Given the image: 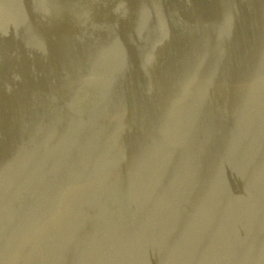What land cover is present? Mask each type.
<instances>
[{
	"label": "rangeland",
	"instance_id": "rangeland-1",
	"mask_svg": "<svg viewBox=\"0 0 264 264\" xmlns=\"http://www.w3.org/2000/svg\"><path fill=\"white\" fill-rule=\"evenodd\" d=\"M8 3H7V2ZM19 1V2H18ZM29 1V2H28ZM31 0H0V51H2V53H0V78H2L3 76V81L0 79V102H1V98L5 99L6 101L3 103V104H0V110L3 108L4 110H2V114H1V111H0V118H2V116L4 118L0 119L1 122H0V137L1 136H4L1 137L2 139H0V176H2V173H3V176L4 177H0L1 180L6 183V184H3V182L0 180V190L2 192H0V236L4 239H1L0 237V264H82L84 261L83 264H154L155 262H157L156 264H242V262L244 264H264V260L261 261L262 258H264V203L262 205V202H264V21H263V16H264V12L262 13L261 11H264V0L263 1H260V0H252L253 2H251L250 0H243V3H241L242 0H225V1H220V0H194L195 2L193 3V0H192V3L195 5L191 6L192 3L189 2L190 0H178V2L176 0H139V1H136V0H130L127 2V4H129L128 8L126 5H123L121 4L120 2H115V6L113 5V7L109 6V10H112V11H108V12H111V13H108L107 12V8L104 9L101 5V2L100 1H103V0H32V2L35 4L33 5V3L30 2ZM40 1V2H39ZM41 1H44V3L42 2V5L41 4ZM53 1V2H52ZM166 1V5L164 4ZM173 1H176L174 2L175 4L177 3V6L173 4ZM212 1V3L210 2ZM220 3H219V2ZM240 1V2H239ZM251 4H250V2ZM6 2V5L7 7H4V4ZM11 2V3H10ZM29 5H28V3ZM49 4H47V3ZM99 2V3H97ZM139 2V3H138ZM145 2V3H144ZM153 2V4H152ZM158 3V4H155ZM207 2H210L208 3L207 5ZM213 2L215 4H213ZM222 2V3H221ZM225 4H224V3ZM230 2V3H229ZM238 2V4L236 3ZM260 4H259V3ZM262 2V3H261ZM24 3V4H23ZM26 3V4H25ZM51 3V4H50ZM89 5H88V4ZM138 3V4H137ZM148 3V4H147ZM191 3V4H190ZM206 3V4H205ZM234 3V4H232ZM246 3V4H245ZM257 3V4H256ZM16 4V5H15ZM22 4V5H20ZM95 4V6H94ZM98 4V5H97ZM136 4V5H135ZM140 4V5H139ZM170 4V5H169ZM181 4V5H180ZM186 4H189L190 6H187ZM197 4V5H196ZM200 4V5H199ZM205 4V5H204ZM210 4V5H209ZM213 4V5H212ZM236 4V5H235ZM247 4H249L248 6L249 7H246ZM255 4L254 7H252L253 5ZM10 5V6H9ZM14 5V6H13ZM21 7H19V6ZM27 7H25V6ZM31 5V6H30ZM42 5V7H41ZM86 5V9L84 8V6ZM91 5V6H90ZM135 5V6H134ZM142 5V6H141ZM146 7H145V6ZM168 5L170 8H168ZM173 5V6H172ZM184 5H186L187 7H190L189 8V12H184V10H188V8L186 7H183ZM202 5H203V8L204 6H206V8H204L202 10ZM219 5H220V8H219ZM224 5V6H223ZM240 5H243V8L242 6ZM246 5V6H245ZM258 5V6H257ZM3 6V7H1ZM53 6V7H52ZM100 6V7H99ZM142 9L144 8L145 10L142 9V11H146L145 13H147V17L146 14L145 16L142 15L144 14V12H141V10H139V7ZM164 6V8H163ZM176 6V7H174ZM197 6V7H196ZM198 6H201L200 8H198ZM209 6V9L208 7ZM223 6V7H222ZM228 6V7H227ZM233 6L232 10H231V7ZM236 6V7H235ZM11 7V9H9ZM14 7H16L14 9ZM19 7V8H17ZM39 7V8H38ZM44 7H48V8H44ZM52 7V8H51ZM105 7V6H104ZM136 9H135V8ZM157 7V8H156ZM161 7V8H159ZM168 8L169 10L167 11ZM174 8L175 11H178V12H175L174 13V9H172L171 13H170V9L171 8ZM183 8L181 10H178L179 8ZM197 8V9H194V8ZM212 7V8H211ZM222 7V8H221ZM224 7H226L224 10V14L222 13ZM236 9H235V8ZM238 7V8H237ZM244 10H242V8ZM257 7V8H256ZM261 7V8H260ZM5 8V9H4ZM37 8V11L36 9ZM43 8V9H41ZM98 8V9H97ZM103 8V9H102ZM132 8H134V11L131 10ZM147 8V10H146ZM178 8V9H177ZM229 8V9H228ZM249 8V11L247 10ZM255 8V9H254ZM28 11H27V10ZM50 9V12L55 13V15H58L57 19H58V22H57V19L55 21L56 24L54 25H51L49 24V17L45 18L44 19V15H48L50 12L49 10ZM128 9V10H127ZM163 9V10H162ZM219 9V10H218ZM227 9V11H226ZM239 9V10H238ZM243 12H241V10ZM252 9V10H250ZM258 9V16L256 15L257 11H254ZM261 9V10H259ZM18 10L20 12H18ZM30 10V11H29ZM46 10V11H45ZM53 10V11H52ZM99 10H103V11H99ZM122 10V15L120 17V12ZM165 10V11H164ZM185 10V11H186ZM193 10V11H192ZM197 12H196V11ZM238 11V13H235V11ZM5 11V12H4ZM9 11V13H8ZM11 11L13 13H11ZM17 11V12H16ZM26 11V12H25ZM34 11V12H33ZM40 11L42 12V16L40 17L39 20H42L43 21V25L36 21L38 19V17L40 16ZM45 11V12H44ZM99 14H98V12ZM107 12L105 13L104 15V12ZM151 11V12H149ZM156 11V12H154ZM163 11V12H161ZM183 11V12H182ZM199 11V13H198ZM232 11V12H231ZM240 11V12H239ZM246 11L250 12V14ZM260 11V12H259ZM2 12V13H1ZM7 12V13H6ZM15 12V13H14ZM30 12V13H28ZM85 12V14H83ZM97 12V13H96ZM125 12V13H123ZM127 12V13H126ZM129 12V13H128ZM130 12H133L131 15ZM159 14H158V13ZM169 12V13H168ZM179 12H182V15H181V18L180 17H177V16H180V13ZM206 12V13H205ZM210 12V13H209ZM213 12V13H212ZM219 12V15L217 16ZM221 12V13H220ZM245 12V13H244ZM254 12V13H253ZM19 13L23 14V15H20ZM62 13V14H61ZM69 13V14H68ZM93 13L95 14V16H93ZM114 14L112 16V18H109L111 17L110 14ZM149 13V15H148ZM151 13V15H150ZM164 15H163V14ZM167 13V14H166ZM176 14L175 16L176 17H173L174 14ZM186 15H184V14ZM187 13V14H186ZM188 13H189V16H188ZM195 15H194V14ZM200 13H202L200 15ZM215 13V14H214ZM234 13V15L232 14ZM242 13V14H240ZM262 13V14H260ZM9 14V15H8ZM29 14V16H28ZM32 14V15H30ZM34 14V15H33ZM38 14V16H37ZM51 13L49 15H52ZM97 14L99 16H97ZM103 14V15H102ZM109 17H107V15ZM119 16H118V15ZM136 14V15H135ZM161 14V15H160ZM169 14V15H168ZM198 14V15H197ZM206 14V15H204ZM226 14V15H225ZM230 14V15H229ZM232 14V15H231ZM249 15V17L247 18V15ZM15 16V19H14V16ZM17 15H19V17L17 18ZM61 15V17H60ZM68 15V16H67ZM92 15V16H91ZM128 15V17H127ZM156 15H159V16H156ZM163 15V16H162ZM173 15V16H172ZM204 18H201L199 16H202ZM225 15V16H224ZM229 15V16H227ZM237 15H240V16H237ZM244 15L246 17H244ZM253 15V16H252ZM255 15V16H254ZM263 15V16H262ZM10 16V17H9ZM13 16V17H12ZM31 16V18H29ZM36 16V18H35ZM73 17L72 19H75L73 20V25L75 26V29L74 31L71 29L69 30L67 28V24L68 26H70V17L69 18H65V17ZM83 16V18H82ZM86 16V17H85ZM92 18H90V17ZM97 16V17H96ZM101 16V17H100ZM106 16V17H105ZM118 16V17H117ZM134 16H135V19H134ZM142 16V17H141ZM162 16V17H161ZM167 16V18H166ZM234 16V17H233ZM257 18L260 16V18ZM262 16V18H261ZM11 18L10 20L7 21V19ZM21 17L23 18L21 20ZM27 20H25L26 18ZM35 19H34V18ZM61 19H60V18ZM95 17V18H94ZM100 17V18H98ZM103 17V18H102ZM105 17V18H104ZM122 17L124 19H122ZM137 17V18H136ZM151 20H150V18ZM159 17V18H158ZM169 17H172L173 19H177V21L174 22V24H172V19L169 18ZM185 17V18H184ZM188 17V19L186 18ZM209 19H207V18ZM221 17V18H220ZM236 19H233L235 18ZM65 18V19H64ZM97 18V20H96ZM106 18L108 19L106 22ZM120 18V19H118ZM127 18V20H126ZM130 18V19H128ZM145 20H144V19ZM148 18V21H146ZM153 18V19H152ZM156 20L157 18V21ZM165 18V19H164ZM180 18V19H179ZM184 18V20H183ZM193 20V22H191L190 20ZM226 21H223L221 19H223ZM228 18V19H226ZM232 18V19H230ZM240 18V20H238ZM245 18V19H244ZM255 18V21L253 20ZM16 19H19V20H16ZM78 19V20H77ZM92 19V20H91ZM96 21H94V20ZM101 19V20H100ZM118 19V21L116 20ZM122 19V20H121ZM137 19L139 20L137 22ZM161 19V20H159ZM168 19V20H167ZM171 19V20H170ZM187 19V20H186ZM197 19L199 20L200 23H198ZM201 19V20H200ZM203 19H204V23H205V27L204 26V23H203ZM217 19V20H215ZM229 19H230V22L233 23L231 24L229 22ZM249 19V20H247ZM251 19V20H250ZM4 22H3V21ZM6 20V22H5ZM14 20L15 22L17 23H14ZM34 20V21H33ZM63 20V21H62ZM68 22H66V21ZM116 20V21H114ZM121 20V21H120ZM134 20V21H133ZM136 20V21H135ZM144 20V22H143ZM171 21L170 23L167 22V21ZM244 20V21H243ZM253 20V21H252ZM22 21V22H21ZM78 22L75 23V22ZM98 21H100L98 23ZM106 24H104L105 22ZM110 21H113L115 24L117 23L116 28L111 24L113 22H110ZM126 21H129L130 24L128 25L129 22H126ZM152 21V22H151ZM166 21V22H165ZM196 21V22H195ZM210 21V22H209ZM220 23L219 24H216L217 22ZM240 21V22H239ZM251 21V22H249ZM263 21V22H262ZM10 22H13V25L12 23ZM60 22H63V23H60ZM123 22V24L125 25L126 24V27H129V31L128 29L126 30V27L124 25H122L121 23ZM135 24H134V23ZM164 22V23H163ZM207 22V23H206ZM212 22V23H211ZM215 22V24H214ZM229 22V23H227ZM238 22V24L236 23ZM244 22V23H243ZM247 22H249L247 25H245ZM254 22V24H253ZM256 22V23H255ZM4 23V25H3ZM8 23V24H6ZM20 23V24H19ZM36 23V24H35ZM59 23V24H58ZM83 23L85 25H83ZM90 23V24H89ZM98 23V24H97ZM110 25H108V24ZM113 23V24H114ZM120 23V24H119ZM133 23V24H131ZM140 25H139V24ZM143 23H146L147 26H142V25H145ZM159 23L163 24L165 27H163V25H160ZM166 23V25H165ZM189 23V24H187ZM243 23V24H241ZM260 23V24H258ZM26 24H29L26 25ZM34 24V25H33ZM58 24V25H57ZM108 25L109 27H112V29L110 28V30L108 31L109 27L106 26V31L105 29L102 31V32H99L101 31V27L102 25ZM138 24V25H137ZM150 24V25H148ZM151 24H152V27H151ZM194 24V25H193ZM198 27H196V25ZM200 24V25H199ZM209 24H213L210 25ZM223 24V25H222ZM234 24V25H233ZM19 25V26H18ZM23 25V26H22ZM38 25V26H37ZM56 25V26H55ZM119 25V26H118ZM133 25V26H131ZM136 25V26H135ZM156 26L154 28V26ZM175 25V26H174ZM186 25V26H184ZM190 25V26H189ZM209 25V26H208ZM219 25V26H218ZM228 25V27H226ZM233 25V26H232ZM237 25V26H236ZM250 25V26H249ZM2 26H4L2 28ZM15 26H18V27H15ZM23 29H21L22 27ZM32 26L34 28H32ZM37 26V27H35ZM58 26V28H57ZM64 26V27H63ZM92 26V27H91ZM121 26H123V29L121 30ZM137 27L138 29L134 28ZM150 26V27H149ZM166 26H169L167 27L166 29ZM173 26V27H172ZM215 26V27H214ZM225 26V27H224ZM230 26V28H229ZM238 28H236V27ZM243 28H242V27ZM248 26V29L246 28ZM259 26V27H258ZM12 27V29H11ZM19 27H21L19 29ZM27 27V29H26ZM38 27H42V28H39ZM51 27H54V28H51ZM66 27V28H65ZM77 27V28H76ZM85 27H86V30H85ZM90 29H89V28ZM113 27L115 28V30L113 29ZM119 27V28H117ZM133 27V28H132ZM141 27V28H140ZM145 27V28H144ZM149 27V28H147ZM161 27V28H160ZM177 29L178 33L176 34L175 32V28ZM181 27V28H180ZM185 27V28H184ZM192 27H196V28H193L192 31L189 30L191 29ZM210 27V28H209ZM218 27V28H217ZM222 29H221V28ZM233 27V28H232ZM262 27V28H261ZM7 30H5V29ZM25 28V29H24ZM35 29V30H32V29ZM45 28V29H44ZM49 28V29H56V30H59L61 31V35H56L55 33H52L53 37L50 38V36L46 35V29ZM71 28V27H69ZM84 28V29H83ZM91 28L92 30L94 31H91ZM140 28V29H139ZM165 28V29H164ZM170 28H171V31H170ZM184 30H181L183 29ZM200 30H196V29H199ZM202 28V29H201ZM232 28V29H231ZM236 28V29H235ZM251 28H253L251 30ZM260 28V30L258 31V29ZM5 31H4V30ZM9 29H11L9 31ZM45 30L44 31V34L40 31ZM67 29V30H66ZM79 29V31L77 30ZM88 29V30H87ZM133 29V30H132ZM135 29L137 31H135ZM155 29V31L153 30ZM175 29V30H174ZM216 29V30H215ZM225 29L227 30V32L225 31ZM247 29V33L243 30ZM3 30V32H2ZM25 30L24 33H22L23 31ZM37 30V32H36ZM118 30V31H116ZM125 30V31H124ZM139 30V31H138ZM149 30L150 31V36L148 37V33H149ZM186 30V32H185ZM187 30H189V32H187ZM209 30V31H208ZM212 30V31H211ZM220 30V31H219ZM224 30V31H223ZM229 30V31H228ZM236 30H238L236 32ZM249 30V31H248ZM255 30V31H254ZM14 33H11L13 32ZM17 31V32H16ZM21 31V32H20ZM72 31V32H71ZM88 31V32H87ZM90 31V32H89ZM105 31V32H104ZM112 31V34H109L111 33ZM113 31H115L117 34L119 33H122L123 31L125 33H122V35L118 34L116 35V33H114ZM128 31V35H125L126 37V41L125 39L123 38L124 34H127ZM135 31V32H134ZM167 31V32H166ZM200 31V32H199ZM202 31V32H201ZM206 31V32H205ZM211 31V33H210ZM242 33H241V32ZM16 32V34H15ZM40 32L41 34H35V33H38ZM73 32L76 34H73ZM77 32V33H76ZM81 32L83 34V36L81 35ZM104 32V33H103ZM134 32V34H132ZM145 32V33H144ZM148 32V33H147ZM160 32V33H159ZM172 32V34H171ZM174 32V33H173ZM194 32V33H193ZM204 32V33H203ZM208 32V33H207ZM219 32V33H218ZM224 32V34H223ZM240 32V33H239ZM250 32V33H249ZM255 32V33H254ZM257 32V33H256ZM262 34H261V33ZM20 33V35H19ZM22 33V34H21ZM89 35V33L91 35H86V34ZM93 33V34H92ZM110 36H107V34ZM137 33V34H136ZM159 33V35H158ZM189 33V34H188ZM207 33V34H205ZM238 33V35L236 34ZM246 33V35H245ZM249 33V34H248ZM253 33V35H252ZM260 33V34H259ZM9 35V36H5V35ZM33 34V35H32ZM43 34V36H42ZM115 34V36H114ZM144 34V35H143ZM155 36H154V35ZM161 34V35H160ZM164 34V36H163ZM176 34V35H174ZM198 34L201 36V39H200V36H198ZM212 34H216L215 36H212ZM223 34V36H222ZM254 34L256 36H254ZM30 35V36H29ZM38 35V36H37ZM100 36L99 38L96 37V36ZM103 37H102V36ZM108 37V41L109 43L107 42V39H103V38H106L105 37ZM159 37H157V36ZM171 35H174L171 37ZM196 35L198 37H196ZM206 35V37H205ZM230 35V36H229ZM259 35H262V36H259ZM13 36V37H11ZM15 36V37H14ZM19 36V37H17ZM22 36V37H21ZM23 36H26L23 37ZM28 36V37H27ZM34 36V37H32ZM43 39H42V37ZM86 36V37H84ZM93 41L90 40L91 38H93ZM114 36V37H112ZM119 36V37H118ZM134 36V37H133ZM151 36L153 38H151ZM163 36V37H162ZM190 36V37H189ZM222 36V37H221ZM225 36V37H224ZM227 36V37H226ZM229 36V38H228ZM232 36V37H231ZM243 36V37H242ZM249 36V37H248ZM257 40H256V37H258ZM30 37V39H29ZM38 39L35 40L34 42V39ZM58 37V38H57ZM60 37V38H59ZM68 37V38H67ZM75 37V38H73ZM80 37V38H79ZM95 37L97 38V41L99 42H96V39ZM102 37V38H101ZM122 37V40L121 43L123 42V45H121V43L119 41H117L116 38H118V40H120ZM161 37V38H160ZM167 37H169L167 39ZM180 39H177L179 38ZM189 37V38H188ZM205 39H204V38ZM212 37V38H211ZM224 37V38H223ZM255 37V38H254ZM7 38L9 41H7ZM17 40L20 38V40ZM25 38V39H24ZM41 38V39H39ZM71 38V39H69ZM83 38V40L81 39ZM120 38V39H119ZM127 38L129 40H127ZM150 38V39H149ZM165 38H166V42H165ZM195 38V39H194ZM204 40H203V39ZM210 38V39H209ZM219 38V39H218ZM222 38V39H220ZM251 38V39H249ZM254 38V39H253ZM48 39V40H47ZM55 39H59V40H56V43H54ZM62 39V41H61ZM78 39V40H77ZM85 39V40H84ZM112 39L114 41H112ZM116 39V40H115ZM140 39H141V42L144 41L143 43L140 42ZM143 39V40H142ZM149 39V40H148ZM162 41H161V40ZM164 39V40H163ZM175 39H177L175 41ZM214 41H213V40ZM224 39H226L227 41L224 42ZM228 39H232V41H235V42H230V40ZM236 39V40H235ZM239 39V40H237ZM244 39V40H242ZM248 39V40H247ZM259 39V40H258ZM28 41L27 45L29 46H26V42L22 43V41ZM43 40V42H42ZM67 41L68 43H66L65 41ZM103 40H105L106 43L103 44ZM139 40V41H138ZM148 43V46H146L147 42ZM153 40V42H152ZM160 40V41H158ZM170 40V41H169ZM173 40V42H172ZM180 41L177 43V41ZM185 40V42H184ZM188 40V41H186ZM190 40V41H189ZM193 40V41H191ZM199 40V41H197ZM202 40V41H201ZM208 40V42H207ZM210 40V41H209ZM212 40V41H211ZM216 40V41H215ZM252 40V42L250 41ZM253 40H255L256 42H254ZM4 41V42H3ZM11 41H12V44H11ZM14 41V42H13ZM20 42L19 44L16 43ZM46 41V43H45ZM51 41V42H50ZM60 41V43H59ZM71 41V43H69ZM76 41V42H75ZM78 41V42H77ZM80 41V42H79ZM112 41V42H110ZM130 41V42H129ZM135 41V42H134ZM151 41V42H150ZM155 41H158V42H155ZM168 41V42H167ZM195 41V42H194ZM201 41V44H203L204 46L202 47L201 44H199ZM238 41V42H237ZM244 41V43H243ZM250 43H249V42ZM262 43H260V42ZM263 41V42H262ZM2 42V43H1ZM8 42V44H7ZM51 44H50V43ZM62 42V43H61ZM87 42V43H86ZM90 42V43H89ZM94 42V45L93 43ZM114 42V43H113ZM120 46H123V48L125 47V49H122L120 47V49L118 48L119 47V44ZM140 42V43H139ZM176 45H175V43ZM189 42H193L195 43V46L193 45V47L191 48L190 44L192 43H189ZM203 42V43H202ZM205 42V43H204ZM216 42V44H215ZM224 42V43H223ZM254 42V43H253ZM34 43V44H33ZM36 43H40V44H36ZM44 43V44H43ZM53 43V45H52ZM74 45H73V44ZM81 46V47H79ZM128 43V44H127ZM137 43V44H135ZM154 43V44H153ZM159 43V44H158ZM164 43V44H162ZM167 43V44H166ZM180 45H177L179 44ZM197 43V44H196ZM207 43V44H206ZM211 43V44H210ZM222 43V44H221ZM230 43V44H229ZM234 43V44H233ZM247 43V44H245ZM1 44H4V45H1ZM25 44V45H24ZM36 44V45H35ZM65 44V45H64ZM72 44L71 47H75V48H68V46ZM76 44V46H75ZM86 44V46H84ZM89 44V45H88ZM109 44V45H108ZM118 44V45H117ZM125 44V45H124ZM134 44V47L131 46ZM169 44V45H168ZM171 44V45H170ZM199 44V46H198ZM239 44H240V47H239ZM259 44V45H258ZM9 45V46H8ZM34 47H33V46ZM45 45V46H44ZM60 45V46H59ZM62 45V46H61ZM97 45V46H96ZM104 45V46H103ZM107 46H111V48L109 49H106ZM112 45H117L116 46H112ZM137 45V46H135ZM143 45L146 46V48L148 47H152V48H145ZM155 45V47H154ZM160 45V46H159ZM173 45V47H172ZM175 45V46H174ZM183 45V47L180 49L179 47L177 46H180ZM214 45H215V48H214ZM218 45V46H217ZM243 45V46H242ZM246 45V46H244ZM258 45V47H257ZM263 45V46H262ZM2 46V47H1ZM3 46H4V49H3ZM10 48H8V47ZM15 46V47H14ZM22 46V47H21ZM25 46V47H23ZM38 48H36V47ZM42 48L40 50V48ZM43 46V47H41ZM52 46V47H51ZM83 46V48H82ZM97 48H96V47ZM105 47V48H101V47ZM144 48H143V47ZM160 48H158V47ZM172 48H171V47ZM197 46V47H196ZM202 48H201V47ZM228 46V47H227ZM235 46V47H233ZM249 46V47H247ZM260 46V47H259ZM262 46V48H261ZM14 47V48H13ZM19 47V48H17ZM29 47V48H28ZM33 47V48H32ZM48 47V48H47ZM63 47V48H62ZM79 47V48H77ZM89 47V48H88ZM100 47V49H99ZM114 47L118 48L119 50H116ZM133 47V48H131ZM157 47V48H156ZM168 48L167 52L166 49L163 50V48ZM195 47V48H194ZM211 47V49H210ZM218 47V49H216ZM226 49H225V48ZM239 47V49H244V50H239L237 49ZM19 50H17V49ZM47 48V49H46ZM65 48V49H64ZM93 48H96V49H93ZM113 48L115 50H113ZM128 48V49H126ZM130 48V49H129ZM199 48L202 50V51H198ZM209 48V49H208ZM214 48V49H213ZM221 48V51L219 50ZM223 48V49H222ZM232 48V49H230ZM259 48V50H258ZM2 49V50H1ZM10 49V50H9ZM11 49H14V50H11ZM22 49V50H21ZM29 49V50H28ZM32 51H31V50ZM33 49H34V52H33ZM51 49V50H50ZM61 49V50H60ZM64 49V50H63ZM69 49H71V51L69 52ZM82 49V50H80ZM85 49V50H84ZM91 49V50H90ZM92 49H93V52H92ZM106 49V50H105ZM137 49L136 53H135V50ZM160 49V50H159ZM228 49L229 52H228ZM257 49V50H256ZM21 50V51H20ZM26 50V52L24 51ZM38 50V51H37ZM40 50V51H39ZM49 50V51H48ZM54 50H60V51L57 53L55 52ZM76 50V51H75ZM84 50V51H83ZM89 50V52L87 51ZM96 50V51H95ZM105 50V51H103ZM111 50V51H110ZM125 52L122 53L123 56H125L123 58V56L120 54L122 51ZM127 50H130L129 52L131 53V55L129 56V52ZM139 50V51H138ZM143 50V51H142ZM146 50V51H145ZM149 50V51H148ZM186 50H188L186 52ZM216 50V51H214ZM218 50V52H217ZM225 50V52H224ZM245 50H246V54H245ZM8 52L5 53V52ZM11 51V52H10ZM13 51V52H12ZM31 51V52H30ZM36 51V52H35ZM53 51V52H52ZM69 52L68 55L66 52ZM73 51V52H72ZM79 51V53H78ZM81 51V52H80ZM114 51L116 53H114ZM120 51V53H118ZM152 51V52H151ZM158 51V52H157ZM164 51V53H163ZM172 53H171V52ZM195 51V52H194ZM206 51V52H204ZM227 51V52H226ZM234 51V52H233ZM239 51V52H238ZM243 51V52H242ZM248 51V52H247ZM259 51V52H258ZM7 55L5 57V54ZM24 52V53H23ZM39 52V53H37ZM45 52V55H43L42 53ZM51 52V53H49ZM84 52H87V53H84ZM103 52V53H102ZM139 52V54H137ZM197 52V53H196ZM198 52H202V55ZM221 52V53H220ZM233 52V53H232ZM235 52H238V55H235L234 53ZM256 52V53H255ZM20 53V54H19ZM27 53V54H26ZM32 53V54H31ZM49 54L47 56V54ZM56 55H55V54ZM72 53V56H70ZM82 53V54H81ZM96 53V54H95ZM99 53V55H98ZM128 53V54H127ZM134 53V54H133ZM144 53H148V54H145ZM169 53V54H167ZM184 53V54H182ZM192 53V54H191ZM194 53V54H193ZM210 53V54H209ZM211 53H212V56H211ZM214 53V54H213ZM218 53H220L218 55ZM225 53V54H223ZM232 53V55H231ZM244 55H242V54ZM260 53V54H259ZM19 54V55H17ZM24 54V55H23ZM28 56H26V55ZM30 54V55H29ZM38 54V58H37V55ZM41 54V55H40ZM53 54V55H52ZM86 54V55H84ZM101 54V55H100ZM151 54V55H150ZM155 54V55H154ZM159 54L163 55V56H158ZM182 54V55H181ZM186 54L187 57H186ZM197 54V55H196ZM204 54V55H203ZM209 56H208V55ZM237 54V53H236ZM253 56H252V55ZM257 54V55H256ZM259 54V55H258ZM4 55V56H3ZM9 55V57H8ZM59 55V56H57ZM65 55V56H64ZM74 55V56H73ZM76 55V56H75ZM81 56V57H78V56ZM135 55V56H134ZM141 55H143L141 57ZM149 55V57H148ZM154 55V56H152ZM185 57H182L184 56ZM193 55V56H191ZM200 55V56H199ZM208 57H207V56ZM20 56H22L20 58ZM33 56H36L33 57ZM42 56V57H41ZM51 56V57H50ZM133 59H132V57ZM140 56V58L138 57ZM156 56V57H155ZM196 56V58H195ZM204 56V58H202ZM215 58H214V57ZM227 56V58L225 57ZM232 56V57H231ZM239 56V58H238ZM243 56V57H242ZM255 56V57H254ZM258 56V57H257ZM12 57V58H11ZM32 57V58H31ZM45 57V58H44ZM48 57V58H47ZM55 57V58H54ZM59 57V58H57ZM62 57V58H61ZM77 57V58H76ZM128 57V58H127ZM130 57V59H129ZM144 57H147L144 59ZM160 57H162L161 59H159ZM181 57V58H180ZM206 57V58H205ZM221 57V58H220ZM242 57V58H240ZM8 60H6V59ZM28 58V59H27ZM52 60H51V59ZM67 58V60H65ZM76 58V59H75ZM82 58V59H81ZM85 58V60H84ZM88 58V59H87ZM127 60H126V59ZM137 58V61H135L134 59ZM151 58V59H149ZM157 58V59H156ZM184 58V60H183ZM186 58L188 59L186 61ZM198 58V59H197ZM200 58H202L203 60H201ZM209 61H208V59ZM224 58V60H223ZM10 59V61H9ZM18 59V60H17ZM39 59L41 61V63L39 62ZM42 59V60H41ZM47 59V60H46ZM74 59V62L72 61ZM124 59V61H123ZM140 59V61H139ZM143 59V60H142ZM182 59V60H180ZM195 59V60H194ZM197 59V60H196ZM218 59V60H217ZM222 59V60H221ZM228 59V60H227ZM233 59H236V60H233ZM241 59V60H239ZM249 59V60H247ZM14 60V62L12 63V61ZM21 60V61H20ZM27 60V61H25ZM30 60V63L29 61ZM49 60V61H48ZM51 60V61H50ZM54 60H56L54 62ZM59 60V61H57ZM94 60V61H93ZM99 60V62H98ZM111 60V61H110ZM112 60H115V61H112ZM131 62H130V61ZM146 60V61H145ZM159 60V61H158ZM164 60V61H163ZM171 60V61H170ZM180 60L182 63H180L179 61V64H177V62ZM199 60V61H198ZM261 60V61H259ZM23 61V62H22ZM46 61V63H45ZM86 61V62H85ZM109 61V62H107ZM121 61L122 64H121ZM129 61V62H128ZM139 61V62H138ZM145 61V62H144ZM165 65L166 64V61L168 62L166 64V66H164L161 62ZM176 63H174V62ZM186 61V62H184ZM204 61V62H202ZM207 61V63H206ZM212 61V62H211ZM215 61V62H214ZM223 61V62H222ZM225 61H226V64H225ZM256 61V62H255ZM5 62V63H4ZM21 62V63H20ZM27 63V66L30 65L31 67H27L25 66L26 63ZM44 62V63H42ZM49 62V63H48ZM64 64H63V63ZM71 64H70V63ZM92 62L94 63L92 65ZM135 62V63H134ZM173 62V63H171ZM190 62V63H189ZM194 62V63H193ZM199 62V63H197ZM202 62V63H201ZM237 62V63H236ZM238 62H240L238 64ZM247 62V63H246ZM254 63V64H251V67H250V64L249 63ZM261 65H260V63ZM11 63V64H9ZM16 63V64H15ZM18 63V64H17ZM32 63L34 64V67L32 65ZM62 63V64H60ZM67 63V64H66ZM73 63V64H72ZM88 63V64H86ZM100 63V64H99ZM103 63V65H102ZM112 63V64H111ZM119 63V64H118ZM128 65H127V64ZM137 63V64H136ZM144 63V64H143ZM151 63V64H150ZM192 63V64H191ZM222 63V64H221ZM230 63V64H229ZM236 63V64H235ZM255 63H257L255 65ZM5 64H6V67H5ZM9 64V65H7ZM14 64V65H13ZM23 66H21V65ZM40 66H39V65ZM49 64V65H48ZM76 66H75V65ZM79 64V65H77ZM96 64V65H95ZM98 64V66H97ZM125 64V65H124ZM140 64V65H139ZM143 66H142V65ZM157 64V65H156ZM161 66H160V65ZM173 64V67L170 66ZM189 64V65H188ZM198 64V65H197ZM228 64V65H227ZM232 64V65H231ZM259 64V65H258ZM19 65V66H18ZM42 65V66H41ZM46 65V66H44ZM52 65V66H50ZM57 67H56V66ZM59 65V67H58ZM74 65V67H73ZM82 65V66H81ZM102 65V66H100ZM121 65V66H120ZM124 65V67H123ZM130 65V66H129ZM132 65V66H131ZM139 67H138V66ZM153 65H155L153 67ZM159 65V66H158ZM167 65H169L170 67H168ZM176 65V66H175ZM180 65V67H179ZM202 67H201V66ZM222 65H226V66H222ZM247 65L249 67H247ZM4 66V67H3ZM16 66V67H14ZM71 66V67H70ZM78 66V68H77ZM103 66L105 67L103 69ZM116 66V68H115ZM149 66V67H148ZM195 66H197L196 68H194ZM201 68H199V67ZM204 66V67H203ZM206 66H208L206 68ZM211 66V68H209ZM219 66V67H218ZM246 66V67H245ZM259 66V67H258ZM12 67L14 70H12ZM20 67V68H19ZM25 67V68H24ZM38 67H41L38 68ZM44 69H43V68ZM54 67V68H52ZM83 67V69H81ZM87 67V70H85ZM90 67V68H89ZM112 67V68H111ZM130 67V68H129ZM137 69H136V68ZM141 67V68H140ZM162 67V68H160ZM167 67V69H165ZM225 68L227 70H224L222 69ZM263 67V69H262ZM10 68V69H9ZM16 68V70H15ZM18 68V69H17ZM22 68H24L22 70ZM28 68V70H27ZM32 68H36V69H32ZM47 68V69H46ZM51 68V71L49 70ZM56 68V69H55ZM70 70H68V69ZM100 68V69H99ZM107 68V69H106ZM115 68V69H114ZM153 68V69H152ZM158 68V69H157ZM172 68V69H170ZM180 68V69H178ZM184 68V69H183ZM209 68V70H208ZM221 68V69H220ZM232 68V69H231ZM251 68V69H250ZM254 68V69H253ZM261 70H260V69ZM40 69V70H39ZM81 69V70H80ZM95 69V70H94ZM111 69V70H110ZM123 71V72H119L118 71ZM122 69V70H120ZM130 69V70H129ZM139 69V70H138ZM157 69V70H156ZM171 70V74L169 73V71ZM175 69V70H174ZM182 69V70H181ZM186 69V70H185ZM199 69V70H198ZM212 69V70H211ZM217 70L219 71L217 73V71H214ZM239 69V70H237ZM3 70V71H2ZM20 70V71H19ZM24 71L26 73L22 74ZM26 70V71H25ZM31 70V71H30ZM37 70V71H36ZM42 70V71H41ZM44 70V71H43ZM49 72H48V71ZM64 70V71H63ZM67 70V71H65ZM75 70V71H74ZM80 70V71H79ZM83 70V72H82ZM102 70V71H101ZM108 70V71H107ZM114 70L116 72H114ZM146 70V71H145ZM159 70V72H158ZM173 70V71H172ZM196 70V71H195ZM206 70V71H205ZM221 70V71H220ZM234 70V71H233ZM243 70V71H242ZM245 70V71H244ZM5 71V72H4ZM12 71V73H11ZM19 72L20 74L18 73H15V72ZM30 73H29V72ZM32 71H35V72H32ZM38 71L41 73H38ZM47 71V72H46ZM61 71V72H60ZM93 71L95 73L96 71V74L100 75H94ZM107 73H105V72ZM113 71V73H112ZM118 71V72H117ZM140 71V73L138 72ZM163 73H161V72ZM166 71V72H165ZM177 71V73L175 72ZM181 71V72H179ZM186 71V72H185ZM199 71V72H198ZM201 71V72H200ZM205 71V72H204ZM212 71V72H211ZM247 71V72H246ZM249 71V72H248ZM261 71V72H260ZM10 72V74H9ZM28 72V73H27ZM46 72V73H45ZM52 72V73H51ZM54 72V74H53ZM58 72V73H57ZM74 72V73H73ZM78 72V73H77ZM87 72V73H86ZM89 72V74H88ZM101 72V73H100ZM103 72V73H102ZM142 72V73H141ZM186 74H184V73ZM193 72V74H192ZM242 74H241V73ZM244 72V73H243ZM36 73V74H35ZM48 73V75H47ZM51 73V74H50ZM60 73V74H59ZM68 73H71L70 75ZM73 73V74H72ZM77 73V75H76ZM105 73V75H104ZM116 73V74H114ZM124 73V74H123ZM128 73V74H127ZM139 73V74H138ZM167 73V75H166ZM169 73V74H168ZM179 75V76H176L175 75ZM191 75H190V74ZM204 73V75H203ZM212 73V74H211ZM215 73V74H214ZM263 73V74H262ZM8 76H6V75ZM12 74L14 77H12ZM15 74V75H14ZM21 75V76H18V75ZM32 74V75H31ZM34 74V75H33ZM38 74V75H37ZM50 74V75H49ZM57 74V75H56ZM81 74V75H80ZM126 74V75H125ZM143 74V75H142ZM152 74V75H151ZM158 74V76H157ZM174 74V75H173ZM182 74V75H181ZM207 74V75H206ZM225 74V75H224ZM238 74V75H237ZM245 74V75H244ZM250 74V75H249ZM41 77H40V76ZM44 75V76H43ZM59 75V76H58ZM61 75V76H60ZM79 75V76H78ZM90 75V76H88ZM124 75V76H123ZM128 75V76H127ZM161 75V76H160ZM165 75V76H164ZM195 75V76H193ZM201 75V76H200ZM206 75V76H205ZM213 75V76H212ZM228 75V77H226ZM235 75V76H234ZM4 76H6L4 78ZM18 76V77H17ZM23 76V77H22ZM27 76H28V79H31L26 81L27 80ZM29 76L31 78H29ZM39 76V77H37ZM48 76V77H47ZM66 76V77H64ZM75 76V77H74ZM83 76V77H82ZM94 78H93V77ZM123 76V77H122ZM127 76V77H126ZM137 76V78H136ZM151 76V77H150ZM160 76V77H159ZM170 76V78H168ZM210 76V77H209ZM215 76V77H214ZM221 76V77H220ZM224 76V77H222ZM246 76V78H245ZM10 77V78H9ZM17 77V78H16ZM47 77V79H53V80H50L48 81L47 79H45ZM50 77V78H49ZM54 77H57V78H54ZM63 77V78H62ZM72 77V78H71ZM78 77V78H77ZM80 77V78H79ZM82 77V78H81ZM106 77V78H105ZM112 77V79L110 78ZM115 77V78H114ZM140 77L141 80H140ZM155 77V79H153ZM158 77V79H157ZM177 77V78H175ZM179 77V78H178ZM184 77V78H183ZM208 77V78H207ZM213 77V78H212ZM226 77V78H225ZM230 77V78H229ZM239 77V80L236 79ZM260 77V78H259ZM263 77V79H261ZM8 78L9 80L11 79V81H15L14 84H11L10 82L11 81H8ZM23 80H22V79ZM59 78H62L61 80ZM70 78V79H69ZM76 78V79H75ZM86 78V80H85ZM96 78V80H94ZM100 78V79H99ZM104 78V79H103ZM110 78V79H109ZM135 78V79H134ZM144 78L145 81H142ZM165 78V79H164ZM186 78V79H185ZM194 78V79H192ZM235 78V79H234ZM245 78V79H244ZM13 79V80H12ZM17 79V80H16ZM26 79V80H25ZM37 79H38V83L40 81H43L41 83H39L37 86L34 87V85H36L35 82H37ZM57 79V81H56ZM64 79H66L65 81H63ZM79 79V80H78ZM89 79V80H88ZM98 79V80H97ZM102 79V80H101ZM114 79V80H113ZM118 79V80H117ZM160 79V80H159ZM163 79V80H162ZM171 79V80H170ZM173 79V80H172ZM192 79V80H191ZM214 79V80H213ZM217 79V80H216ZM224 79V80H223ZM233 79V80H232ZM250 79V80H249ZM257 79V80H256ZM260 79V80H259ZM40 80V81H39ZM75 80V81H74ZM77 80V81H76ZM82 80V81H81ZM101 80V81H100ZM110 80V81H109ZM113 82H112V81ZM116 80V82L114 83V81ZM149 80V82H147ZM167 80H168V83H167ZM177 83H176V81ZM181 80V81H180ZM187 80V82L185 81ZM219 80V81H218ZM228 80V82H227ZM231 80V82H229ZM4 81L6 83H4ZM21 81V83L19 82ZM24 81V82H23ZM30 81V82H29ZM35 81V82H33ZM46 81H48L47 83H50L47 85ZM54 81V82H53ZM61 82V83H57L56 82ZM73 81V83H72ZM84 81V82H83ZM105 81V82H103ZM110 83H108V82ZM140 82V84L138 85V83ZM152 81V83H150ZM163 81V82H162ZM213 81V82H211ZM235 81V82H234ZM9 82V83H7ZM12 82V83H13ZM17 82V83H16ZM65 82V83H64ZM67 82V83H66ZM78 84H77V83ZM92 82V83H91ZM109 84V88H111V90L108 88L107 83ZM120 82H124V83H120ZM137 82V84H136ZM147 82V83H146ZM174 82V83H172ZM180 82V83H179ZM183 82V83H182ZM204 82V83H203ZM237 82V84H236ZM239 82V83H238ZM244 82V83H243ZM250 82V83H249ZM260 82V83H259ZM23 83V84H22ZM27 83H34V84H31V85H28ZM99 83V84H98ZM102 83H105L102 85ZM117 83V85H116ZM122 85V87L118 86L119 84ZM129 83V84H128ZM135 83V85H134ZM162 83V84H161ZM165 83V84H164ZM179 83V84H178ZM223 83V84H222ZM229 83V84H228ZM6 84V85H5ZM17 84V85H16ZM24 84H27L26 86ZM66 84V85H65ZM75 84V85H74ZM80 84V85H79ZM90 84V85H88ZM111 84V85H110ZM113 84V85H112ZM124 84V85H123ZM148 84V85H147ZM187 84V86H186ZM190 84V85H189ZM225 84V85H224ZM20 85V86H18ZM41 87H38L40 86ZM61 85V86H59ZM87 85V86H86ZM132 85V86H131ZM133 85H134V88H133ZM142 85L143 86V89L142 87L140 86ZM147 85V86H146ZM176 85L178 86V88L180 89H175L176 88ZM231 85V87H230ZM237 85V87H236ZM263 85V86H262ZM24 86V87H23ZM29 86H31L29 88ZM50 86V88H49ZM58 86V87H56ZM74 86V87H73ZM80 86V87H79ZM82 86V87H81ZM89 86V87H88ZM91 86V87H90ZM94 86V87H93ZM99 86V87H98ZM112 86V87H111ZM115 86V87H114ZM124 86V87H123ZM146 86V87H144ZM170 86V87H168ZM175 86V87H174ZM193 86H194V89H193ZM227 86V87H226ZM33 87V88H32ZM86 87V88H85ZM117 87V88H116ZM130 87V88H129ZM165 87V88H163ZM203 87V88H202ZM222 87V88H221ZM230 87V88H229ZM39 88V89H38ZM41 88V89H40ZM57 88V89H56ZM75 88V89H74ZM78 88V89H77ZM106 88V89H105ZM132 88V89H131ZM140 88V89H139ZM145 88V89H144ZM153 88V89H152ZM159 88V89H158ZM170 88V89H169ZM174 88V89H173ZM205 88V89H204ZM210 88V89H209ZM212 88V89H211ZM22 89H28V90H22ZM33 89V91H32ZM37 91H35V90ZM54 92L51 93V90ZM59 89V90H58ZM63 89V90H62ZM68 89V90H66ZM77 89V90H76ZM89 89L90 92H88L87 90ZM92 89V90H91ZM97 91H96V90ZM103 89V90H102ZM119 89V90H118ZM142 89V90H141ZM157 89V90H156ZM168 91H167V90ZM223 89V90H222ZM246 89V90H245ZM16 90V91H15ZM18 90V91H17ZM19 90H21L19 92ZM30 90V92H28ZM41 90V91H39ZM49 90V91H47ZM82 90L81 93H78ZM85 90V91H84ZM99 90V92H98ZM113 90H117V91H114V93H112L111 95V92H113ZM134 90V91H132ZM139 92H136L138 91ZM141 90V91H140ZM162 90V91H161ZM196 90V91H195ZM206 90V91H205ZM211 90V91H210ZM232 90V91H231ZM3 92H6V95L9 94V92L11 93L10 96L6 97V95H4ZM24 93H23V92ZM46 91V92H45ZM57 91H60V92H57ZM73 91V92H72ZM88 92V94H86L85 92ZM95 91L94 94H92L93 92ZM103 91L106 93L108 92L107 94L103 93ZM126 91V93H125ZM147 91V92H146ZM166 93H165V92ZM181 91V92H180ZM187 91V92H186ZM190 91V92H189ZM224 91V92H223ZM230 91V92H229ZM234 91V92H233ZM252 91V92H251ZM261 91V92H260ZM8 92V93H7ZM20 94H18V93ZM57 92V93H55ZM66 92V93H65ZM69 92V93H68ZM92 92V93H91ZM100 92L101 95H104L105 97L101 96L100 95ZM110 92V94H109ZM147 94H146V93ZM150 92V93H149ZM169 92V94H168ZM176 92H177V95H176ZM194 94H193V93ZM217 92V93H216ZM233 92V93H232ZM13 93V94H12ZM17 95L15 96L14 95ZM35 93V94H34ZM46 93V95L44 94ZM63 93V95H62ZM98 93V94H97ZM121 93V94H120ZM124 93V94H123ZM136 95H135V94ZM138 93V94H137ZM141 93V94H140ZM149 93V95H148ZM152 93V94H151ZM203 93V94H202ZM210 93V94H209ZM51 94V95H50ZM56 94H58L56 96ZM65 94H69V95H66ZM92 94V95H91ZM133 94L135 96H133ZM160 94V96H159ZM167 94V95H166ZM179 94V96H178ZM209 94V95H207ZM21 95V97H20ZM75 95V96H74ZM100 95V96H99ZM120 95V96H118ZM141 95V96H140ZM166 95V96H165ZM230 97H229V96ZM257 95V96H256ZM2 96H5L2 97ZM13 96V97H12ZM25 96V97H24ZM60 96V97H59ZM97 96V97H96ZM109 96V98L107 97ZM138 96V98H136ZM144 96V98L146 99L144 101V99H142ZM174 96V97H172ZM249 96V97H248ZM10 97V98H9ZM31 97V99H30ZM58 97V98H57ZM66 97H68L66 99ZM92 97V98H91ZM96 97V99L94 98ZM119 97L121 101H119ZM129 98L132 99L131 101L129 100H126L124 98ZM134 97V98H133ZM153 97V98H152ZM159 97V99H158ZM183 97V98H182ZM187 97V98H186ZM209 97V98H208ZM219 97V98H218ZM224 97V98H223ZM20 98V99H19ZM26 98V99H25ZM37 100H36V99ZM39 98V99H38ZM51 98V99H50ZM62 98V99H60ZM104 100H107V101H104L103 102V99ZM117 98V99H116ZM124 101H122L123 99ZM138 99V100H135ZM148 98V99H147ZM155 98V99H154ZM200 98V99H199ZM228 98V99H227ZM9 99V100H8ZM11 99V101H10ZM24 99V100H23ZM54 99V100H53ZM56 99V100H55ZM65 99V100H64ZM76 99H79V100H76ZM87 99V100H86ZM97 101L95 102L98 103V104H94V100ZM141 99V100H140ZM158 99V100H157ZM172 99V100H171ZM212 99V100H211ZM247 99V101H246ZM259 99V100H258ZM16 100V101H15ZM26 100V101H25ZM34 100V101H32ZM42 100V101H41ZM53 100V102H52ZM58 100L60 102H58ZM63 100V101H61ZM68 100V101H67ZM72 100V101H71ZM76 100V102H75ZM84 100V101H82ZM90 102H89V101ZM110 100H115V101H110ZM142 100L144 102H142ZM163 100V101H161ZM169 102V103H167ZM194 100L196 102H194ZM227 100V101H226ZM232 100V101H231ZM13 101V104H11ZM18 101V103H17ZM39 101V102H38ZM46 103H45V102ZM56 101H57V104H56ZM80 101V102H79ZM86 101V102H85ZM93 101V102H92ZM109 101V102H108ZM135 101V102H134ZM140 101V102H138ZM193 101V102H192ZM213 101V102H212ZM8 102V103H7ZM10 102V103H9ZM22 102H25V103H22ZM30 102V103H28ZM49 102V104H48ZM64 102H68L67 104L64 103ZM94 104H92V103ZM101 102V103H100ZM106 102H108L106 104ZM114 102V103H112ZM116 102V103H115ZM120 102V103H119ZM128 104L126 105L125 104ZM130 102H134L133 104H129ZM163 102V103H162ZM16 103V104H15ZM63 105H62V104ZM70 103V104H69ZM74 105H73V104ZM83 103V105H82ZM100 103V104H99ZM103 103H105L102 107L100 105H102ZM111 105H110V104ZM125 104V107L123 106ZM138 103V104H137ZM143 103V104H142ZM146 106H149V107H146L145 108V104ZM176 103V104H175ZM208 103V104H207ZM214 103V104H212ZM245 103V104H244ZM9 104V105H8ZM11 104V105H10ZM36 104V105H35ZM47 104V106H46ZM62 105V107H60V105ZM65 104V105H64ZM72 104V105H71ZM85 105V107H83ZM93 106H92V105ZM113 104H116V105H113ZM118 104H120L121 106H119ZM123 104V105H122ZM140 104V105H139ZM165 104V105H164ZM179 104V105H178ZM192 104V105H191ZM230 104V105H228ZM233 104V105H232ZM251 104V106L249 107V105ZM260 104V106H259ZM23 105V106H22ZM39 107H38V106ZM45 105V106H44ZM52 105V106H51ZM68 105V106H67ZM77 105V109H79L77 111V109L75 108ZM219 105V106H218ZM223 105V106H222ZM4 106V107H3ZM11 106V109L9 110V107ZM17 106V107H16ZM22 107L19 108V107ZM30 106V107H29ZM32 106V107H31ZM44 106V107H43ZM65 106V110L63 109ZM79 106V107H78ZM89 106H92L96 109L95 112H91L94 108H90ZM98 108H102L101 109H98ZM118 109H116L115 108ZM132 106V107H131ZM139 106V107H138ZM143 106V107H142ZM169 106V107H168ZM207 106V108H206ZM224 106L226 108H224ZM263 106V107H262ZM43 107V108H42ZM47 107V108H45ZM58 107V108H57ZM69 107V108H68ZM74 107V108H73ZM88 107V108H87ZM106 111H104L105 109ZM113 107V108H112ZM119 107V108H118ZM129 107V108H127ZM136 107V108H135ZM152 107V108H151ZM154 107V108H153ZM156 107V109H155ZM171 107V108H170ZM177 107V108H176ZM196 107V108H195ZM211 107V108H210ZM237 107V108H236ZM243 107V108H242ZM13 108V110H12ZM20 110H19V109ZM51 108V109H50ZM57 108V109H56ZM67 108V109H66ZM84 108V109H83ZM115 108V109H114ZM122 108V109H121ZM124 108V109H123ZM130 108H132L130 110ZM138 108V109H137ZM141 108V109H140ZM145 110L144 113H146V115L143 113V109ZM157 108H158V111H157ZM162 109V111L160 109ZM165 108V110H164ZM176 108V109H175ZM185 108V109H184ZM189 108V109H188ZM200 108V109H199ZM210 108V110H209ZM256 108V110H255ZM27 109V110H26ZM41 109V110H40ZM44 109V110H43ZM47 109V110H46ZM92 109V110H91ZM100 111H98V110ZM113 109V110H112ZM120 109V111H119ZM137 109V110H136ZM141 111H140V110ZM151 109V110H150ZM181 109V111H180ZM213 109V110H212ZM251 109V110H250ZM7 110V111H6ZM15 110V111H14ZM23 110V112H22ZM31 110H34V111H31ZM53 110V111H52ZM55 110V111H54ZM73 113H70L68 111H71ZM83 110V111H82ZM90 111L91 113H88V111ZM108 110H109V113L112 112V113H108ZM112 110V111H111ZM114 110H116L114 112ZM129 110V112H128ZM135 110V111H134ZM139 110V111H138ZM160 110V112H159ZM176 110V111H175ZM188 110V111H187ZM216 112H215V111ZM238 110V111H237ZM247 110V111H246ZM253 110V111H252ZM4 111V112H3ZM6 111V113H5ZM14 111V112H13ZM25 111V112H24ZM42 111V113H41ZM60 111V112H59ZM67 111V112H66ZM98 111V112H97ZM169 111V112H168ZM186 111V112H184ZM205 111V113H204ZM207 111H210V112H207ZM221 111V113H220ZM228 111V112H227ZM262 111V112H261ZM17 113V118H16V113ZM18 112H21V113H18ZM28 112V113H27ZM29 112L31 114H29ZM45 114H44V113ZM49 112V113H48ZM55 112V114L53 113ZM62 112V113H61ZM66 112V113H65ZM75 112H77L76 114H74ZM80 112H82L80 114ZM87 112V113H86ZM121 112V113H120ZM128 112V113H127ZM133 112V113H132ZM154 114L152 116V114ZM157 112V113H156ZM162 112V113H161ZM164 112V113H163ZM167 114H166V113ZM212 112V113H211ZM215 112V113H214ZM225 112V113H224ZM241 112V113H240ZM251 112V113H250ZM254 112V113H253ZM12 113V114H11ZM33 113V114H32ZM37 113V114H35ZM39 113V115H38ZM57 113V114H56ZM59 113V114H58ZM70 113L71 115H68ZM79 113V116L77 115ZM86 113V114H85ZM94 113V114H93ZM102 113V117L100 114ZM115 113V114H114ZM119 113V114H118ZM123 113V114H122ZM158 113H161L160 115ZM176 113V114H175ZM185 113V114H184ZM191 113V114H190ZM193 113V114H192ZM237 113V115H235ZM245 113V114H244ZM259 113V114H257ZM11 114V116L9 115ZM24 114V115H23ZM35 114V115H34ZM44 114L45 116L47 117H44ZM47 114V115H46ZM51 114V115H50ZM114 114V115H113ZM126 114V115H125ZM130 114V115H129ZM142 114V115H141ZM149 114V116H148ZM169 114V115H168ZM181 114V116H180ZM183 114V115H182ZM189 114V115H188ZM200 114L202 117H200ZM203 114V115H202ZM207 114H208V117H207ZM216 114V115H215ZM223 114V115H222ZM232 114V115H231ZM261 114V115H260ZM6 115H8V117H5ZM33 115V116H31ZM58 115V116H57ZM72 115H75V116H72ZM101 117H99V116ZM109 117H108V116ZM125 115V116H124ZM138 115V116H136ZM157 115V116H156ZM171 115V116H170ZM186 115V116H185ZM191 115V117H190ZM227 115V117H226ZM29 116V117H28ZM40 118H39V117ZM52 119H51V117ZM55 118H54V117ZM65 118H64V117ZM79 118H78V117ZM85 116V118H83ZM90 116H91V119H90ZM107 116V117H106ZM112 116V117H111ZM124 116V117H123ZM130 116V117H129ZM135 116V117H134ZM141 116V117H140ZM159 116V117H158ZM184 116V118H183ZM210 116V117H209ZM259 116V117H258ZM261 116V117H260ZM10 117V118H9ZM24 117V118H23ZM38 117L37 121L40 120V121H36L35 119ZM78 119H77V118ZM87 117V118H86ZM89 117V118H88ZM103 117H106L103 119ZM146 117V118H145ZM151 117V121H149L150 119L149 118ZM154 117V118H153ZM231 117V118H230ZM239 117V118H238ZM250 117V118H249ZM11 118H14V119H11ZM30 118V119H29ZM46 118V119H44ZM76 118V119H75ZM95 120H93V119ZM96 118V119H95ZM108 118V119H107ZM125 118V119H124ZM131 118V119H130ZM138 118V119H137ZM179 118V119H177ZM185 118L187 120H185ZM201 120H200V119ZM225 118V119H224ZM242 118V119H241ZM244 118L246 119V121L244 120ZM259 118V119H258ZM5 119V120H3ZM23 119V120H22ZM27 119V120H26ZM29 119V120H28ZM49 119V120H48ZM54 119L56 121H54ZM58 119V120H57ZM70 119V120H69ZM72 119V120H71ZM74 119V120H73ZM100 119V120H99ZM140 119V121H139ZM149 119V120H148ZM154 119V121H152ZM156 119V120H155ZM217 119V120H215ZM218 119H220L218 121ZM231 119V120H230ZM257 119V120H255ZM32 120V122H31ZM43 120V121H42ZM77 120V121H76ZM84 120V121H82ZM88 120V121H87ZM90 120H92V122H95V123H92L90 122ZM104 120V121H102ZM145 120V121H144ZM200 120V121H199ZM206 122H204V121ZM229 120V121H228ZM6 121V122H5ZM14 123H12V122ZM20 121L22 123H25L23 124V126L21 125L22 123H20ZM26 121V122H24ZM49 121V123H48ZM50 121H51V125H50ZM54 123H53V122ZM58 121V122H57ZM63 121V122H62ZM67 121V122H66ZM69 121V122H68ZM75 121V122H74ZM79 121L81 123H79ZM87 121V122H86ZM100 121H102V123L104 124H100ZM107 121V122H106ZM139 124H142L139 126ZM160 121V122H159ZM164 121V122H163ZM182 123H181V122ZM212 121V122H211ZM238 121V122H237ZM240 121V122H239ZM260 121V122H259ZM3 122L5 124H3ZM8 122V123H7ZM28 122V124H27ZM38 124H37V123ZM48 124H46V123ZM56 122L60 125L58 126V124H56ZM74 122V123H73ZM106 122V123H105ZM129 122V123H127ZM158 124L157 126H155L156 124ZM195 122V123H194ZM198 122H199V126L198 125ZM213 126H211L209 123ZM214 122V123H213ZM222 122V123H221ZM227 122V123H226ZM237 122V123H235ZM250 122V123H249ZM255 122V124H254ZM10 123V124H9ZM20 123V124H19ZM61 123V124H60ZM73 123V124H72ZM83 123H88L87 125L86 124H83ZM154 125H153V124ZM194 123V124H193ZM208 123V125H207ZM224 123V124H223ZM231 123V124H230ZM7 124V125H6ZM33 124V126H32ZM44 124V125H43ZM53 124V125H52ZM55 124V125H54ZM65 124V125H64ZM70 126V129L69 127L67 126ZM71 124V125H69ZM75 124V125H74ZM80 126L81 130L79 129V127H77V125ZM80 124V125H79ZM96 126H95V125ZM109 124V125H108ZM131 124V125H130ZM134 124V125H133ZM147 124V125H145ZM152 124V125H150ZM162 124V125H161ZM197 124V126H195ZM216 124V125H215ZM223 124V125H222ZM228 124H230L229 128H228ZM244 124V125H243ZM27 125V126H26ZM28 125H31L30 127ZM43 125V126H42ZM49 125V126H48ZM63 125V126H62ZM118 125V126H117ZM122 125V126H121ZM137 125V126H135ZM165 125V126H164ZM189 125V126H188ZM203 125V126H202ZM215 125V126H214ZM225 125V127H224ZM240 125V126H239ZM246 125V126H245ZM249 125V126H248ZM4 126L5 129H4ZM26 126V127H25ZM38 128H36V127ZM53 126V128H52ZM55 126V127H54ZM74 126V127H73ZM75 126L77 129H75ZM82 126H86L85 127H82ZM90 126V128H89ZM92 126V127H91ZM93 126H95V130L93 128ZM101 127V130H100V127ZM116 126V127H115ZM147 126V127H145ZM188 126V127H187ZM211 126V127H209ZM220 127H223L222 128H219ZM236 126V127H235ZM263 126V127H262ZM10 127V128H9ZM13 127V130L15 131L13 133V130L12 128ZM18 128L16 130V128ZM25 127V128H24ZM49 127V128H47ZM56 127H58L56 129ZM126 127V128H125ZM133 127V128H132ZM136 127V128H135ZM139 127V128H138ZM144 127V128H143ZM156 127V128H155ZM159 127V128H158ZM162 127V128H160ZM186 127H187V130H186ZM204 127V128H203ZM29 128V129H28ZM34 128V129H33ZM47 128V129H46ZM56 131H54L55 129ZM62 128V129H61ZM150 128V129H149ZM174 128V129H173ZM176 128H179V129H176ZM181 128V129H180ZM190 128V130H189ZM198 128V129H197ZM212 128V129H211ZM216 128V129H215ZM234 128V129H233ZM252 128V129H251ZM259 128V129H258ZM20 129V130H19ZM21 129H22V132H21ZM34 130V133H33V130ZM46 129V130H45ZM50 129V130H49ZM62 131H61V130ZM69 129V130H68ZM75 131H74V130ZM88 129V131L86 130ZM90 129V130H89ZM99 129V130H98ZM115 129H118V130H115ZM158 131H157V130ZM169 129V130H168ZM203 129V130H202ZM220 129V130H219ZM239 129V130H238ZM243 129V130H242ZM250 129V130H249ZM9 130V132H8ZM48 130V131H47ZM83 132L81 133L80 131ZM142 130V132H141ZM156 130V131H155ZM164 130V131H163ZM168 130V131H167ZM173 130V131H172ZM218 130V131H217ZM223 130V131H222ZM249 130V131H248ZM259 130V131H257ZM1 131L3 133H1ZM29 131H31L29 133ZM54 131V133H52ZM67 131L69 132V134L67 133ZM71 131V132H70ZM99 131V132H98ZM120 133H119V132ZM150 131V132H148ZM197 131V132H196ZM235 131V132H234ZM12 132V133H11ZM28 132V133H27ZM38 132V133H36ZM40 132H42V134H39ZM48 132V133H47ZM61 132V133H59ZM74 132V133H72ZM80 132V133H79ZM93 132V133H92ZM102 134H101V133ZM122 132V133H121ZM124 132V133H123ZM132 132V133H131ZM144 132V133H143ZM147 132V133H146ZM161 132V134H160ZM171 132V133H170ZM192 132V133H191ZM200 132V133H199ZM220 132V133H219ZM244 134H243V133ZM250 132H252L250 135ZM11 135H10V134ZM16 133V134H15ZM27 133V134H26ZM44 133V134H43ZM46 133V134H45ZM50 133V134H49ZM59 133V135L57 134ZM111 133V134H110ZM137 133H140V134H137ZM143 133V134H142ZM151 133V134H150ZM175 133V134H173ZM180 133V134H179ZM203 133V134H202ZM207 133V134H206ZM222 133V134H221ZM233 133V134H232ZM249 133V135L247 134ZM261 135H260V134ZM29 136L27 137L26 139V135ZM35 137H34V135ZM65 134V135H64ZM66 134H67V137H66ZM74 134L76 136L73 135V137H71V135ZM80 134V135H78ZM87 134V135H86ZM122 134V135H120ZM134 134H137V135H134ZM174 136H173V135ZM190 134V135H189ZM192 134V135H191ZM20 137H19V136ZM33 135V136H32ZM42 135V136H40ZM44 135V136H43ZM51 135V136H50ZM57 135V136H55ZM63 135V136H62ZM90 135V137H89ZM94 135V136H93ZM108 135V136H107ZM139 135V136H138ZM154 135V136H153ZM170 135V136H169ZM194 135V137H193ZM228 135V136H226ZM233 135V136H232ZM13 138H11V137ZM24 136V137H23ZM50 138L48 140V138ZM55 136V137H54ZM65 136V137H64ZM85 136V138H83ZM98 136V137H97ZM100 136V138H99ZM104 139H102V137ZM111 136V137H110ZM153 138V141L152 138ZM160 136V137H159ZM186 136V138L184 137ZM191 136V137H190ZM216 136V137H215ZM224 136V137H223ZM38 137V138H37ZM43 139L41 140L40 138ZM52 137V138H51ZM76 137V138H74ZM79 137V138H78ZM97 137V139H96ZM119 137V138H118ZM137 137V138H136ZM142 137V138H141ZM145 137V138H144ZM148 137V138H147ZM204 137V138H203ZM209 137V139H208ZM213 137V138H211ZM223 141H222V139ZM228 137V138H227ZM237 140H236V138ZM243 137V138H242ZM9 138V141L11 142H7ZM17 138V140L15 139ZM32 138V139H31ZM56 141H55V139ZM58 138V139H57ZM64 138V139H63ZM69 138V139H68ZM71 138V139H70ZM73 138V139H72ZM81 138V139H80ZM96 139V142L94 141ZM99 138V139H98ZM124 138V139H123ZM138 138H140L138 140ZM159 138V141H156L158 140ZM184 138V139H183ZM233 138V139H232ZM248 138V140H247ZM251 138V139H250ZM6 139V140H5ZM29 139V140H28ZM34 139V140H33ZM40 139V141L38 140ZM52 139V140H51ZM77 139V140H76ZM88 140V145H86L87 141ZM92 139H93V142H92ZM137 139V140H136ZM145 141H144V140ZM149 139V140H148ZM151 139V140H150ZM156 139V140H155ZM169 139V140H168ZM176 139V140H175ZM188 139V140H187ZM201 139V140H200ZM225 139V140H224ZM240 139V141H238ZM254 141H253V140ZM261 139V140H260ZM19 140V141H18ZM22 140V143L21 141ZM38 140V142L36 141ZM70 140V141H69ZM80 140V141H79ZM86 142H85V141ZM91 140V142H90ZM125 140V141H124ZM132 140V141H131ZM187 140V141H186ZM194 140V142H193ZM218 140V141H217ZM233 140V141H232ZM249 140H252V141H249ZM4 143H3V142ZM28 141V143H27ZM30 141V142H29ZM43 141V142H42ZM45 141V142H44ZM52 141V142H51ZM55 141V142H54ZM61 141V143L59 142ZM66 144H65V142ZM68 141V142H67ZM77 141L79 142L78 145H76ZM101 141V142H100ZM104 141V143H103ZM107 141V142H106ZM143 141V142H142ZM149 141V142H148ZM169 141V142H168ZM201 141V142H200ZM210 141V142H209ZM213 141V142H212ZM242 141V142H241ZM262 141V142H261ZM33 142V143H32ZM41 142V143H40ZM47 142V144H46ZM54 142V143H53ZM58 142V144H57ZM72 142H75L72 144ZM85 142V143H84ZM100 142V144H99ZM106 142V143H105ZM115 142V143H114ZM119 142V143H118ZM137 142V143H136ZM156 144H155V143ZM160 142V143H159ZM164 142H167V143H164ZM219 142V143H218ZM222 142V143H221ZM239 142V143H237ZM252 142V143H251ZM2 143V144H1ZM5 143L7 146H5ZM8 143V144H7ZM18 143V144H17ZM24 143V144H23ZM38 143L40 145H38ZM49 143V145H48ZM69 143V145H68ZM90 143V145H89ZM99 145H97V144ZM108 143V144H107ZM114 143V144H113ZM141 143V144H140ZM153 143V145H152ZM159 143V144H158ZM192 143V144H191ZM218 143V144H217ZM221 143V144H220ZM230 143V144H229ZM232 143V144H231ZM245 143V144H243ZM247 143V144H246ZM250 143V144H249ZM262 143V144H261ZM4 144V146H3ZM12 144V145H11ZM34 144V145H33ZM42 144V146H41ZM51 144H54L51 146ZM61 144V145H60ZM96 144V145H94ZM116 144V145H115ZM135 144V145H134ZM144 144L146 146H144ZM149 144V145H147ZM169 144V145H167ZM186 144V145H185ZM194 144H198V146H195ZM212 144H214L215 146H213ZM225 144V145H224ZM227 144V145H226ZM243 146H241V145ZM253 144V145H252ZM10 145V146H9ZM28 146V148L26 146ZM44 145V146H43ZM65 145V146H63ZM83 145V146H82ZM88 147H86V146ZM92 145V146H91ZM101 145H104V147ZM107 145V146H106ZM122 145V146H121ZM127 145V146H125ZM162 145V147H160ZM184 147H183V146ZM203 145V146H202ZM207 148H205L206 146ZM212 145V146H211ZM220 145V146H219ZM229 145V146H228ZM232 145H234L233 147H231ZM255 145V146H254ZM2 146V147H1ZM22 148H21V147ZM32 146V147H30ZM34 146V147H33ZM38 146V147H36ZM50 146V147H48ZM77 146V147H76ZM100 146V148H99ZM124 146V147H123ZM132 148H130V147ZM157 146V147H156ZM167 146V147H166ZM181 146V147H180ZM223 146V147H222ZM229 147V148H226V147ZM240 146V147H239ZM247 146V148H246ZM250 146V147H249ZM253 146V147H252ZM15 147V148H14ZM36 147V148H35ZM46 147V148H45ZM52 147V148H51ZM55 147H57L58 149H56ZM64 147V149H63ZM65 147H66V150H65ZM68 147V149H67ZM73 147V148H72ZM81 147V148H80ZM93 148V149H90ZM98 148L95 149V148ZM148 147H149V151L148 150ZM151 147V149H150ZM153 147V148H152ZM171 149H170V148ZM176 147V148H175ZM193 147V148H192ZM202 148L199 150V148ZM211 147V148H209ZM219 147V148H217ZM256 147V148H255ZM258 147V148H257ZM10 148V149H9ZM18 148V150L16 149ZM20 148V149H19ZM27 149V150H24V149ZM40 148V149H39ZM76 152L75 151V149ZM80 151H79V149ZM110 148V149H109ZM113 150H112V149ZM127 148V149H126ZM129 148V149H128ZM135 148H137L135 150ZM165 148V149H164ZM174 148V149H173ZM188 148V149H187ZM198 151H197V149ZM235 148V149H234ZM241 148V149H240ZM3 149V150H2ZM13 149V150H12ZM24 151H23V150ZM38 149V152L37 153V150ZM42 149V150H41ZM55 149V150H54ZM73 149V150H72ZM78 149V150H77ZM90 149V150H88ZM95 149V150H94ZM101 149H105L104 151L101 150ZM109 149V150H108ZM115 149V150H114ZM126 149V150H125ZM153 149H155L153 151ZM163 149V153H161ZM205 149V150H204ZM207 149V150H206ZM214 151H213V150ZM239 149V150H238ZM249 149V150H248ZM10 150V152H9ZM15 150H16V153H21L22 151V154H19V156H17L18 154L15 153ZM57 150H58V153L57 154ZM63 151V153H61V151ZM72 150V151H71ZM86 152H85V151ZM92 150V151H91ZM96 150L99 152V156H98V152H96ZM112 150V151H111ZM148 150V151H147ZM159 150V151H158ZM213 152H212V151ZM222 152H220V151ZM227 152H226V151ZM256 150V151H255ZM262 150V151H261ZM2 151H4V154L2 153ZM20 151V152H19ZM28 151V153H27ZM32 151V152H31ZM66 151V152H65ZM71 151V152H69ZM95 152V153H92V152ZM109 151V152H108ZM122 151V152H120ZM127 151V152H126ZM142 151V152H140ZM166 151V153L164 152ZM168 151V152H167ZM182 151V152H180ZM185 151V152H184ZM194 151V152H193ZM197 153H196V152ZM200 151V152H199ZM215 151H217L218 153H216ZM243 151V153H242ZM254 151H255V154H254ZM258 151V152H257ZM7 152V154H6ZM8 152H9V155L8 156ZM14 152V153H13ZM32 155H31V153ZM54 152V153H53ZM68 152V153H67ZM76 153V156H75V153ZM90 152V154H88ZM119 152V153H118ZM188 152V153H186ZM210 153L208 155V153ZM229 152V154H228ZM251 152V154L249 153ZM42 153V154H41ZM63 156V158H61V155ZM102 153V155H101ZM107 153L110 155H107ZM152 153V154H151ZM161 153V154H159ZM202 153V154H201ZM207 153V155H205ZM220 153V154H219ZM222 153V155H221ZM224 153V154H223ZM259 153V155H258ZM261 153V155H260ZM16 154V155H15ZM30 154V155H28ZM37 154V155H35ZM57 154V155H56ZM66 154V155H65ZM70 154L72 156H69ZM94 156H93V155ZM103 154H105L103 156ZM113 154V155H112ZM115 154V155H114ZM126 154V155H125ZM136 154V155H135ZM146 154V155H145ZM148 154V155H147ZM151 154V155H150ZM179 154V155H178ZM193 154V155H192ZM219 154V155H218ZM249 154V155H247ZM3 155V156H1ZM39 155V156H38ZM41 155V156H40ZM49 158H48V156ZM59 155V157H58ZM80 155V156H79ZM82 155V156H81ZM86 155V156H85ZM88 155V156H87ZM91 155V156H89ZM97 155V156H96ZM117 155V157H116ZM119 155V156H118ZM125 155V156H124ZM144 155V156H143ZM153 155H154V158H153ZM157 155V156H156ZM160 155V156H159ZM161 155H164V160H163V156ZM167 155V156H166ZM178 155V156H177ZM195 155V156H194ZM198 155V156H196ZM213 155V156H212ZM247 155V156H246ZM14 156V157H13ZM18 158H17V157ZM24 156V159H22ZM32 156H34L32 158ZM38 156V157H36ZM52 156V157H51ZM85 156V158H84ZM111 158H109V157ZM116 158H115V157ZM138 156V157H137ZM145 156L148 158H145ZM184 156V157H183ZM191 158H190V157ZM208 156H210L211 159L208 158ZM241 156V157H240ZM25 157H26V162H25ZM31 157V158H30ZM45 157V158H44ZM51 157V158H50ZM88 157V158H87ZM95 157H98L97 159ZM101 157H104V158H101ZM110 159L111 161H109L108 159ZM143 157V158H142ZM158 157V158H157ZM200 157H203L200 158ZM206 157L209 159V160H205ZM215 161H217V164L216 162H214L213 158ZM221 157V159L223 160V163H222V160L219 158ZM263 157V158H262ZM5 158H9V159H5ZM14 158V159H13ZM37 158V159H36ZM41 158L43 159L41 161ZM75 160H73V159ZM77 158V160H76ZM97 162H95L93 159ZM113 158L116 160H113ZM126 158V159H125ZM157 158V159H156ZM162 158V159H161ZM167 158V159H166ZM169 158V159H168ZM174 158V159H173ZM193 158V159H192ZM217 158V159H216ZM239 158L241 159V161L239 160ZM253 158V159H252ZM256 158V159H255ZM4 159V160H3ZM20 159V160H19ZM28 159V160H27ZM33 161H32V160ZM39 159V160H38ZM46 159V160H45ZM53 162H52V160ZM61 159H63L61 161ZM67 159V160H66ZM72 159V160H71ZM90 160V162L88 160ZM121 159V160H120ZM124 159V160H123ZM182 159V160H181ZM185 159V160H184ZM246 159V160H245ZM247 159L248 162H247ZM36 160V162H35ZM108 160V161H107ZM118 160V162H117ZM157 160V161H156ZM160 160V161H159ZM166 160V161H165ZM194 160V161H193ZM196 160V161H195ZM200 160V161H199ZM203 160V161H202ZM219 160V161H218ZM7 161V162H5ZM45 161H48V162H45ZM55 161V162H54ZM61 161V162H60ZM67 161V162H66ZM72 163H70V162ZM81 161V162H80ZM92 161L94 163H92ZM123 161V162H122ZM131 161V162H130ZM137 161V162H136ZM141 161V163H140ZM155 164H154V162ZM159 161V162H158ZM163 161V162H162ZM174 161V162H172ZM185 161V162H184ZM206 161V163H204ZM209 161V163H208ZM213 161V162H211ZM221 161V162H220ZM243 161V162H242ZM13 162V163H11ZM18 162V163H16ZM20 162V163H19ZM28 162V163H27ZM56 162H59V164L57 165ZM86 162V163H84ZM143 162V163H142ZM148 162V163H146ZM178 164H177V163ZM188 162H189V165H188ZM197 162V163H196ZM203 162V163H202ZM224 162H226V164H230V166L228 167L226 164H224ZM233 162V163H232ZM256 162V163H255ZM6 163H8L6 165ZM11 163V164H9ZM31 163L32 165L35 163L37 165H33L31 166ZM40 163V165H39ZM45 163V164H44ZM55 163V164H54ZM121 163V164H120ZM125 163V165H124ZM161 163V164H160ZM212 163V164H211ZM218 163H220L218 165ZM222 163V164H221ZM237 163V164H236ZM251 163V164H250ZM260 165H259V164ZM3 164V165H2ZM14 164V165H13ZM19 164V166H18ZM22 164V165H21ZM30 164V165H29ZM64 164V165H62ZM79 164V165H78ZM82 164V165H80ZM90 164H91V168L90 167ZM93 164V166H92ZM141 164V165H140ZM150 165L149 168L148 166L146 165ZM160 164V166H159ZM166 166H165V165ZM168 164V165H167ZM201 164V165H200ZM233 164V166L235 167H231ZM245 164V165H244ZM13 165V166H12ZM28 167H27V166ZM39 165V167H37ZM53 165V167H52ZM57 165V166H55ZM62 165V166H60ZM73 165V166H71ZM75 165H77L75 167ZM85 165V166H84ZM95 165V166H94ZM114 165V166H113ZM117 165V166H116ZM121 165H124V166H121ZM127 165V166H126ZM154 165V166H153ZM175 165V166H174ZM203 165V166H202ZM215 165V166H214ZM218 165V166H217ZM224 165V166H223ZM239 165V167H238ZM248 165V166H246ZM30 166V167H29ZM35 166V167H34ZM45 166H48L45 168ZM66 169H65V167ZM89 166V168H87ZM144 166V168H143ZM164 166V167H163ZM178 166V167H177ZM205 166V167H204ZM209 166V167H208ZM227 166V168H226ZM262 166V167H261ZM15 167V168H14ZM33 167V169H32ZM56 167L58 170H56ZM69 167H70V170H69ZM117 167V168H116ZM152 167V168H151ZM160 167H161V170H160ZM202 167V168H201ZM247 167V169H246ZM258 167V168H257ZM261 167V168H260ZM22 168V169H21ZM25 168V169H24ZM31 168V170H30ZM37 168V169H36ZM64 170H63V169ZM76 168V169H75ZM107 168V169H105ZM111 168V169H109ZM114 168V170H113ZM120 168V169H119ZM124 168V169H123ZM141 168V169H140ZM143 168V169H142ZM157 168V170L155 169ZM166 168V169H164ZM177 168V169H176ZM193 168V169H192ZM201 168V170H200ZM218 168H221V170H219ZM223 168V169H222ZM226 168V169H225ZM241 168V169H240ZM253 168V169H252ZM257 168V170H256ZM5 169V170H3ZM14 169V170H12ZM24 169V170H23ZM27 169H28V172H27ZM44 169V170H43ZM104 169V170H103ZM110 171H109V170ZM148 169V171H147ZM182 169V171H181ZM198 169V170H197ZM209 169V170H208ZM211 169V170H210ZM218 169V171H216ZM225 169V170H224ZM7 170V172H6ZM23 170V171H22ZM30 170V171H29ZM32 170H35V171H32ZM42 170V171H41ZM67 170V171H66ZM72 170V171H71ZM83 170V171H82ZM135 170H137L135 172ZM153 170L154 171V175H153ZM167 170V172H166ZM196 170V171H195ZM229 170V171H227ZM238 170V172H236ZM15 171V172H14ZM25 171V172H24ZM38 171V172H37ZM40 171V172H39ZM43 171H46V175H45V172L43 173ZM48 171V172H47ZM52 171V172H50ZM56 173H55V172ZM76 171V172H74ZM88 171V172H87ZM105 172L104 174H101V172ZM109 171V172H108ZM118 171V172H117ZM141 171H146V172H142ZM150 171V172H149ZM161 171V172H160ZM179 171V173H178ZM181 171V172H180ZM184 171V172H183ZM201 171V172H200ZM208 171V172H207ZM216 171V172H215ZM221 173H220V172ZM226 171V172H224ZM234 171V172H233ZM253 171H254V174H253ZM54 172V173H53ZM68 172L72 173L69 175L67 174ZM84 172V173H83ZM86 172V174H85ZM91 172H93L92 175ZM152 172V173H151ZM158 172V173H157ZM164 172V173H163ZM174 172V173H173ZM183 172V173H182ZM205 172V173H204ZM214 172V173H212ZM233 172V173H232ZM241 172H244L241 174ZM26 173V174H25ZM48 173V174H47ZM50 173V174H49ZM65 173V174H64ZM81 176H79L80 174ZM88 173H90L88 175ZM100 173V174H99ZM163 175H162V174ZM172 173V174H171ZM177 173V174H176ZM201 173V174H200ZM223 173V175H222ZM226 173H227V177L226 178H223V176L225 177L226 176ZM248 173V174H247ZM250 173V174H249ZM252 173V175H251ZM22 174V175H21ZM43 174V175H42ZM78 174V175H77ZM84 174V175H83ZM114 174V175H113ZM123 174V175H122ZM130 174V175H129ZM133 174V176H132ZM143 174V175H142ZM145 174V175H144ZM159 174V175H157ZM200 174V175H199ZM218 174V175H217ZM220 174V175H219ZM230 174V175H229ZM232 174V176H231ZM236 174V175H235ZM243 174H246V175H243ZM262 174V175H260ZM7 175V176H5ZM13 175V176H12ZM47 175H50V176H47ZM64 175V176H63ZM66 175V177H65ZM75 175V176H74ZM152 175V176H151ZM196 175V176H194ZM240 175V176H238ZM258 175V177H257ZM261 177H260V176ZM11 176V177H10ZM21 176V177H20ZM30 176L32 178V176H34L32 179H30ZM45 176V177H44ZM73 176V177H71ZM78 176V177H77ZM85 176V177H84ZM97 178H95V177ZM112 176V177H111ZM114 176V178H113ZM127 176V178H126ZM154 176V177H153ZM159 178H158V177ZM169 176V177H168ZM176 176V177H175ZM188 176V177H187ZM219 176V177H217ZM229 176V177H228ZM235 176L236 179H235ZM245 176V177H244ZM14 177V178H13ZM23 177V178H22ZM52 179H50V178ZM55 177V178H54ZM59 179H58V178ZM61 177V178H60ZM70 177V178H69ZM81 178L80 179H76V178ZM88 179H87V178ZM91 177L93 179V181L91 180ZM104 177V178H103ZM118 177V178H117ZM125 177V178H124ZM133 177V178H132ZM146 177V178H144ZM150 177V178H149ZM162 177V178H160ZM200 177V178H199ZM240 177V178H239ZM248 177V178H247ZM252 177V178H251ZM263 177V178H262ZM27 178V179H25ZM37 178V179H36ZM44 178V180H43ZM49 178V179H48ZM72 178V179H71ZM101 178V179H100ZM155 178V182H154V179ZM171 178V179H170ZM176 178V179H175ZM184 178V179H183ZM193 178V179H192ZM232 181H231V179ZM246 178V179H244ZM255 178V179H254ZM257 178L259 180H257ZM16 179V180H15ZM24 179V180H23ZM45 179H48L45 180ZM54 179V181H53ZM63 181H62V180ZM65 179V181H64ZM75 183L74 182V180ZM84 179V180H83ZM86 179V180H85ZM96 179V180H95ZM158 179V180H157ZM164 179V180H163ZM186 179V181H185ZM189 179V180H188ZM192 179V180H191ZM231 183H233L231 185ZM241 179H244V180H241ZM251 179V180H248ZM254 179V180H253ZM71 181V183L69 181ZM98 180V181H97ZM100 180V181H99ZM104 180V182H103ZM119 180V181H118ZM137 180V181H136ZM141 182H139V181ZM225 180L226 182H228V184L223 181ZM234 180H236L237 182H235ZM257 180V181H256ZM33 181V182H31ZM39 184H38V182ZM95 181V182H94ZM161 181V182H160ZM163 181V182H162ZM165 181V183H164ZM168 181V183H167ZM173 181V182H172ZM194 181V182H193ZM197 181V182H196ZM205 181V182H204ZM209 181H210V184H209ZM222 181V183H221ZM255 181V183L253 182ZM13 182H16L15 185H13L14 183ZM54 182V183H53ZM56 182V183H55ZM59 182H64L63 186L61 184H59ZM67 182V183H66ZM69 182V183H68ZM94 182V183H93ZM99 182H100V185H99ZM122 182V183H121ZM124 182V183H123ZM135 182V183H134ZM149 182V183H148ZM203 182V183H201ZM235 182V183H234ZM249 182V183H248ZM262 184H260V183ZM19 186H16L18 185ZM49 183H52L53 184H56V187L55 185H53L54 187H52V185H50ZM74 183V185H73ZM87 183V184H86ZM120 183V184H119ZM129 183V184H128ZM148 183V184H147ZM152 183V184H151ZM158 183V184H156ZM163 183V184H162ZM176 183V184H175ZM190 183V184H189ZM219 183V184H218ZM257 183V185H256ZM259 183V184H258ZM8 184V185H7ZM34 184V185H33ZM36 184V185H35ZM39 187H38V185ZM41 184V185H40ZM49 184V185H48ZM67 184V185H66ZM68 187V185H70ZM80 184H82L80 186ZM94 184V185H93ZM122 184V187H120ZM131 184V185H130ZM136 184L137 187L134 185ZM143 184V185H141ZM146 184V185H145ZM180 184V185H179ZM228 186V187H226ZM246 184V185H245ZM255 184V185H254ZM5 185V187H4ZM13 185V187L11 186ZM24 185V186H23ZM59 189H58V187ZM90 185V186H89ZM140 185V186H139ZM162 185V186H161ZM186 185V186H185ZM188 185V186H187ZM191 185H193L191 187ZM212 185V186H211ZM218 185H221V186H218ZM11 186V187H10ZM33 186V187H32ZM41 186V187H40ZM51 186V187H50ZM67 186V187H66ZM73 186V187H72ZM92 186V187H91ZM94 186V187H93ZM133 186V187H131ZM171 188H169V187ZM205 188H204V187ZM219 188H218V187ZM254 186H257L254 188ZM4 187V188H3ZM7 187V188H6ZM35 187V188H34ZM38 187V188H37ZM45 187V188H44ZM77 187V188H76ZM86 187V188H84ZM118 188V189H115V188ZM139 187V188H138ZM163 187V188H162ZM165 187V189H164ZM178 187V188H177ZM189 187V188H188ZM197 187V188H196ZM221 187V188H220ZM235 187V188H234ZM251 187V188H250ZM42 188V189H41ZM62 188V189H61ZM84 188V189H83ZM96 188V189H95ZM112 188V189H111ZM131 188V189H130ZM134 188V189H133ZM148 188L150 190H148ZM176 188V189H175ZM192 188V189H191ZM195 188V189H194ZM200 188V189H199ZM234 188V190H232ZM10 189V190H9ZM13 189H14V192H13ZM25 189V190H24ZM28 189V190H27ZM35 189V190H34ZM39 189V190H38ZM44 189H47V190H44ZM81 189V190H80ZM106 189H110L109 191L106 190ZM126 189V190H124ZM138 189V190H137ZM140 189V190H139ZM143 191H142V190ZM152 189V190H151ZM170 189V190H169ZM185 189V190H184ZM188 189V190H187ZM212 189V190H211ZM255 189V191H253ZM17 190V191H15ZM22 190V191H21ZM24 190V191H23ZM30 190V191H29ZM42 190V191H41ZM72 190V191H71ZM114 190V191H113ZM161 190V192H160ZM167 190V191H166ZM230 190V191H229ZM232 190V191H231ZM4 191V192H3ZM21 191V193H20ZM28 191V196L26 194V192ZM38 191V192H37ZM44 191V192H43ZM47 191V192H46ZM85 191V192H84ZM95 191V193H94ZM105 191V192H104ZM113 191V192H112ZM145 191V192H144ZM172 191V192H171ZM182 191V192H181ZM209 191V192H207ZM213 191V192H211ZM228 191V192H226ZM253 193H252V192ZM8 192V193H7ZM12 192V193H11ZM19 192V193H18ZM24 192V194L22 193ZM32 192V193H31ZM43 192V194H42ZM49 192V193H48ZM72 192V193H71ZM75 192V193H74ZM92 192V193H91ZM110 192V194H109ZM117 192V193H116ZM150 192V193H149ZM168 192V193H167ZM175 192V193H174ZM177 192V193H176ZM191 192V193H190ZM196 192V193H194ZM206 192V193H205ZM30 193L32 195H30ZM39 195H38V194ZM42 195H41V194ZM52 193V194H51ZM58 193V194H57ZM84 196H82V194ZM94 193V194H93ZM188 193V194H187ZM211 193V194H210ZM220 193V194H219ZM228 193V194H227ZM2 194V195H1ZM26 194V195H25ZM51 194V195H50ZM74 194V195H73ZM88 194V195H87ZM121 194V195H120ZM155 194V195H154ZM177 194V195H176ZM195 194V195H194ZM209 194V195H208ZM254 194V196H253ZM18 195V196H17ZM25 195V196H24ZM47 195V196H46ZM50 195V196H49ZM71 195V196H70ZM73 195V196H72ZM91 195V196H90ZM163 195V196H161ZM193 195V196H192ZM202 197H201V196ZM206 195V196H205ZM10 197V198H7ZM26 198H24V197ZM55 198H53V197ZM60 196V197H58ZM96 196V197H95ZM149 196V197H148ZM157 196V197H156ZM164 196H166L164 198ZM171 196V197H170ZM200 196V198H199ZM222 196V197H221ZM256 196V197H255ZM262 196V197H261ZM12 197V199H11ZM14 197V198H13ZM20 197V198H19ZM34 197H37V198H34ZM62 197V198H61ZM82 197V198H81ZM91 197V198H90ZM195 197V198H194ZM197 197V198H196ZM230 197V198H229ZM236 199H235V198ZM260 197V198H258ZM19 198V199H18ZM23 200L21 201L20 199ZM53 198V199H52ZM86 200H85V199ZM156 198V199H155ZM167 198V199H166ZM194 198V199H193ZM218 198V199H217ZM232 198V199H231ZM247 198V199H246ZM262 198V199H261ZM9 199V200H7ZM15 199V201H14ZM56 199V200H55ZM62 199V200H61ZM73 199V200H71ZM75 199V200H74ZM78 199V200H76ZM91 199V200H90ZM94 199V200H93ZM149 199V200H148ZM161 199V200H160ZM192 199V200H191ZM201 199V201H200ZM257 199V200H255ZM6 200V201H4ZM20 200V202H19ZM31 200V202L29 201ZM47 200V201H46ZM53 200V201H52ZM83 200H84V203H83ZM87 200H89V202H87ZM155 200V201H154ZM181 200V201H180ZM186 202H185V201ZM198 200V201H196ZM205 200V201H204ZM233 200V201H232ZM263 200V201H262ZM26 201V202H25ZM46 204H43L45 202ZM57 201V202H56ZM63 201V202H62ZM75 201V202H73ZM86 201V202H85ZM157 201V202H156ZM162 201V202H161ZM173 201V202H172ZM190 201V202H189ZM209 201V202H208ZM211 201V203H210ZM221 201V202H220ZM236 201V202H234ZM250 201V202H249ZM257 201V203H256ZM2 202V203H1ZM6 202V203H5ZM15 202H18L17 203V206H14L13 204H15ZM23 202V203H22ZM39 202H42L41 204H39ZM51 202V203H50ZM66 202V203H65ZM68 202V203H67ZM80 202V203H79ZM82 202V203H81ZM178 202V203H177ZM193 202V203H192ZM200 202V203H199ZM228 202V203H227ZM239 202V203H238ZM255 202V203H254ZM4 203H5V206H4ZM22 203V204H21ZM27 205H26V204ZM74 203V204H73ZM87 203V204H86ZM92 204L90 206V204ZM160 203V204H159ZM164 203V204H163ZM230 203V204H229ZM234 203H237V204H234ZM241 203V204H240ZM245 203V204H243ZM19 204V205H18ZM24 204V205H23ZM34 204V205H33ZM37 204V205H36ZM43 204V205H42ZM48 206L51 204V206ZM151 204V205H150ZM173 204V205H172ZM188 204V205H187ZM197 204V205H196ZM206 204V205H205ZM218 204V205H217ZM220 204V205H219ZM250 204V205H247ZM255 204V205H253ZM21 205V206H20ZM26 205V206H25ZM39 205V206H38ZM42 205V206H41ZM45 205V206H44ZM52 205H55L54 207ZM57 205V206H56ZM154 205V206H153ZM187 205V206H186ZM193 205L195 206L194 208ZM216 205V206H215ZM223 207H222V206ZM234 205V206H233ZM245 205V207H244ZM257 205V207H255ZM7 206H8V209L7 210ZM12 206V208H11ZM24 207V210H23V207ZM65 206V207H64ZM150 206V208H149ZM186 206V207H185ZM202 206V208L200 207ZM211 206V207H210ZM227 206V207H226ZM229 206V207H228ZM2 207V208H1ZM3 207H6V208H3ZM15 207V208H14ZM20 207V208H19ZM29 207V208H28ZM34 207H36L34 209ZM41 209H39V208ZM48 207V208H47ZM68 207V208H67ZM80 207V208H79ZM86 209H85V208ZM88 207V208H87ZM90 207H92L90 209ZM170 207V209H169ZM207 207V208H206ZM232 207V209H231ZM241 207V208H240ZM243 207V209H242ZM254 207V208H253ZM17 208V209H16ZM39 210H38V209ZM58 208V209H57ZM71 210H70V209ZM78 208V209H77ZM155 208V209H154ZM209 208V209H208ZM215 208V209H213ZM225 208V209H223ZM230 208V209H229ZM257 208V209H256ZM14 209V210H13ZM26 209H29V210H26ZM31 209V210H30ZM43 209V210H42ZM54 209V210H53ZM57 209V210H56ZM62 209V210H61ZM65 209H68V210H65ZM87 209L89 210L86 215V212H87ZM157 209V210H156ZM160 209V210H159ZM212 209V210H211ZM237 209V210H236ZM246 209V210H245ZM4 210V211H3ZM23 210V211H22ZM33 210V211H32ZM61 214H60V212ZM77 210V211H76ZM93 210V212L91 211ZM152 210V211H150ZM195 210H197L195 212ZM200 210V211H199ZM203 210V211H202ZM219 210V211H218ZM224 210V211H223ZM240 210V211H239ZM245 210V211H244ZM254 210V211H251ZM8 213H7V212ZM12 211V212H11ZM22 211V212H20ZM27 211V212H26ZM46 211V212H44ZM48 211V212H47ZM85 211V212H84ZM171 211V212H170ZM226 211V212H225ZM233 211V212H232ZM5 213V214H2V213ZM11 212V213H9ZM15 212V214H14ZM18 212V214H17ZM26 212V213H25ZM33 212V213H32ZM65 212V213H64ZM76 212V213H75ZM80 212V213H79ZM156 212V213H155ZM183 212V213H182ZM198 212V213H197ZM201 212V213H200ZM204 212V213H203ZM216 212V213H214ZM236 212V213H235ZM263 212V213H262ZM7 213V214H6ZM27 216H25V214ZM30 215H29V214ZM43 213V214H42ZM46 213V214H45ZM49 213V214H48ZM53 213V214H52ZM63 213V214H62ZM67 213V214H66ZM74 213V215L72 214ZM79 213V214H78ZM158 213V214H157ZM167 213V214H166ZM180 213V214H179ZM195 213V215H194ZM206 213V214H205ZM223 213V214H222ZM228 213V214H227ZM231 213V214H230ZM239 213V214H238ZM244 213V214H242ZM9 214V215H8ZM11 214H13L11 216ZM65 214V215H64ZM94 214V215H93ZM227 214V215H226ZM233 214H234V217H233ZM236 214V215H235ZM246 214V215H245ZM6 215V216H5ZM8 215V216H7ZM19 215V216H18ZM23 215V216H22ZM29 215V216H28ZM32 215V216H31ZM39 215V216H38ZM44 215V216H42ZM50 215V216H49ZM62 215V216H61ZM71 215V216H70ZM153 215V217H152ZM163 215V216H162ZM169 215V216H168ZM176 215V216H175ZM182 215V216H181ZM189 215V216H188ZM222 215V216H221ZM232 215V216H231ZM254 215V216H253ZM263 215V216H262ZM15 216V217H13ZM17 216V217H16ZM22 216V217H21ZM80 216V217H79ZM84 216V217H83ZM86 216V217H85ZM91 216V217H90ZM165 216V217H164ZM167 216V217H166ZM214 216V217H213ZM218 216V217H216ZM226 218H224V217ZM227 216V217H226ZM242 216V217H240ZM3 217V218H2ZM7 217V218H6ZM9 217V218H8ZM25 217V218H23ZM27 217V218H26ZM41 217V218H40ZM55 217V218H54ZM94 217V218H93ZM156 217V218H155ZM175 217V219H173ZM192 217V218H191ZM209 217V218H208ZM211 217V218H210ZM257 217V218H255ZM262 217V219H261ZM5 218V219H4ZM11 218L15 219L13 221L10 222ZM33 218V219H32ZM44 218V219H43ZM65 218V219H64ZM151 218V219H150ZM178 218V220H177ZM200 218V219H199ZM216 218V219H215ZM236 220H235V219ZM238 218L240 220H238ZM260 220H259V219ZM10 219V220H9ZM21 219H23L22 221H20ZM31 220V223H30V220ZM53 219V221H52ZM78 219V220H77ZM86 219V220H85ZM90 219V220H89ZM170 219V220H168ZM182 219V220H181ZM196 219V220H195ZM211 219V220H210ZM244 219V220H243ZM25 220V221H24ZM27 220V221H26ZM47 220V221H46ZM64 220V221H62ZM74 222H73V221ZM149 220H151L149 222ZM164 220V221H163ZM193 220V221H192ZM200 220V221H199ZM203 220V222H202ZM217 220V221H215ZM224 220V221H223ZM227 220V221H226ZM4 221V223H3ZM16 221V222H14ZM42 221V222H40ZM59 221V222H58ZM71 221V222H70ZM86 221V222H85ZM162 221V222H161ZM190 221V222H189ZM195 221V222H194ZM221 221L223 223H221ZM230 221V222H229ZM256 221V222H255ZM262 221V222H261ZM20 222V223H19ZM24 222V223H23ZM29 222V223H28ZM34 222L36 225H34ZM57 222V223H55ZM91 222V223H90ZM170 222V223H169ZM189 222V223H188ZM239 222V224H238ZM246 222V223H245ZM252 222V223H251ZM259 224H258V223ZM11 223V224H10ZM14 223V224H13ZM18 223V224H17ZM24 225H23V224ZM29 225H28V224ZM64 223V224H63ZM152 223V224H151ZM191 223V224H190ZM194 223V224H193ZM196 223V224H195ZM198 223V224H197ZM206 223V224H205ZM221 223V224H219ZM231 223H234V224H231ZM242 223V224H241ZM6 224V225H5ZM8 224H9V227H8ZM17 224V225H16ZM21 224V225H20ZM31 224V225H30ZM52 224V225H51ZM71 224V225H70ZM87 224V225H86ZM90 224H92L90 226ZM148 226H147V225ZM175 224V225H174ZM210 224V225H209ZM244 224V225H243ZM247 224V225H246ZM251 224V226H250ZM16 225V226H15ZM40 225V226H38ZM58 225V226H57ZM61 225V226H60ZM81 225V227H80ZM89 225V226H88ZM146 225V226H145ZM151 225V226H150ZM178 225V226H177ZM182 225V226H181ZM194 225V226H193ZM198 225V226H197ZM235 225V227H233ZM12 226V227H10ZM20 226V227H19ZM22 226V227H21ZM71 226H73L71 228ZM79 226V228H78ZM156 226V227H155ZM159 226V227H158ZM161 226V227H160ZM174 226V227H173ZM197 226V227H196ZM245 226V227H244ZM249 226V227H247ZM262 226V227H261ZM17 227V228H16ZM39 227V228H37ZM52 227V228H51ZM61 227V228H60ZM65 227V228H63ZM68 227V228H67ZM151 227V228H150ZM168 227V228H167ZM203 227V228H202ZM216 227V228H214ZM219 227V229H218ZM233 227V228H232ZM239 227V228H238ZM247 227V228H246ZM12 228V229H11ZM16 228V229H15ZM20 228H23V229H20ZM27 228V229H26ZM54 228V229H53ZM78 228V229H77ZM88 228V229H87ZM146 228V229H145ZM162 228V229H161ZM202 228V229H201ZM223 228V230H222ZM235 228V229H234ZM244 228V229H243ZM253 228V229H252ZM3 229V230H2ZM5 229V230H4ZM16 232H14V230ZM18 229V230H17ZM21 231H20V230ZM42 229V230H41ZM73 229H76V230H73ZM149 229V231H148ZM151 229V230H150ZM157 229V230H156ZM174 229V230H173ZM191 229H194V230H191ZM207 229V230H206ZM226 229V230H225ZM229 229V230H228ZM234 229V230H233ZM11 230V232H10ZM26 230V231H25ZM53 230V231H52ZM61 230V231H60ZM70 230V231H68ZM144 230V231H143ZM147 230V231H146ZM153 230V231H152ZM156 230V231H154ZM184 230V231H183ZM215 230V231H214ZM233 232H232V231ZM244 230V231H243ZM247 230V231H246ZM4 231H6L4 233ZM13 231V232H12ZM19 231V232H18ZM25 231V232H24ZM29 231V232H28ZM32 231V232H31ZM39 231V232H37ZM51 233H49V232ZM58 233H57V232ZM85 231V233H84ZM133 231V234H131ZM140 231V232H139ZM142 231V232H141ZM163 231V232H162ZM171 231V232H170ZM174 231V232H173ZM179 231V232H178ZM205 231V232H204ZM230 231V232H229ZM250 231V232H249ZM256 231V232H255ZM4 233V234H1V233ZM9 232V233H8ZM45 232V234H44ZM60 232V233H59ZM91 232H93L91 234ZM131 232V233H130ZM135 232V233H134ZM228 232V234H227ZM232 232V233H231ZM249 232V233H248ZM254 232V233H253ZM15 235H13V234ZM16 233H21L20 236L19 234H16ZM38 233V234H37ZM65 233V235H64ZM84 233V234H83ZM87 233V234H86ZM129 233H130V236H129ZM154 233V235H153ZM156 233V234H155ZM161 233V234H160ZM184 233V234H183ZM261 233H262V236H261ZM27 234V235H26ZM40 234V236H39ZM70 234V235H69ZM136 234V235H135ZM141 234V235H139ZM143 234L146 236H149V237H146V236H143ZM158 234V236H157ZM219 234V235H218ZM223 234V235H222ZM251 234V235H250ZM13 235V237H12ZM17 235V236H16ZM31 235V236H30ZM74 235V236H73ZM80 235V236H79ZM84 235V236H83ZM89 235V236H88ZM92 235H95V236H92ZM128 235V236H127ZM138 235V236H137ZM156 235V237H155ZM183 235V236H182ZM202 235V236H201ZM207 235V236H206ZM232 235V236H230ZM249 235V237H248ZM50 236V237H49ZM54 236V237H52ZM69 239H68V237ZM72 236V237H71ZM89 239H88V237ZM127 236V237H126ZM132 236H135V237H132ZM137 236V237H136ZM180 236V237H179ZM219 236V237H218ZM221 236V237H220ZM227 236H229V238H227ZM258 236V237H257ZM7 237V239H6ZM16 237V238H15ZM24 237V238H23ZM38 237V238H37ZM139 237V238H138ZM145 237V238H144ZM169 237V238H168ZM208 237V238H207ZM239 237V238H238ZM243 237V238H242ZM35 240L33 241L32 239ZM84 238V240H83ZM98 238V239H97ZM128 238V239H127ZM130 238V239H129ZM137 238V239H136ZM161 238V239H160ZM214 238V239H213ZM241 238V239H240ZM251 238V239H250ZM260 238V240H259ZM263 238V239H262ZM15 239V240H14ZM19 239V241H18ZM27 239V240H26ZM30 239V240H29ZM44 239V240H43ZM80 239V240H79ZM82 239V240H81ZM91 239V240H90ZM96 241H95V240ZM163 239V240H162ZM181 239V240H180ZM206 239V240H205ZM232 239V240H231ZM239 239H240V242L242 245H240V242H239ZM244 239V241H243ZM11 240V241H10ZM23 240V241H22ZM52 240V241H51ZM65 240V242H64ZM127 241V242H124V241ZM139 240H142L139 242ZM153 240V241H152ZM156 240V241H155ZM196 240V241H195ZM223 240V241H222ZM263 240V241H262ZM33 241V242H32ZM38 241V242H36ZM40 241V242H39ZM53 241H55L53 243ZM73 241V242H72ZM119 241V242H118ZM121 241V242H120ZM132 241V242H131ZM137 243H136V242ZM184 241V243H183ZM187 241V242H186ZM200 241V242H199ZM208 241V242H207ZM210 241V242H209ZM6 242V243H5ZM28 242V243H27ZM93 242V243H92ZM134 242V243H133ZM150 242V243H149ZM152 242V243H151ZM155 242V243H153ZM159 242V243H157ZM169 242V243H168ZM173 242V243H171ZM179 242V244H178ZM203 242V244H202ZM221 242V243H220ZM223 242V243H222ZM238 242V243H237ZM9 243V245H8ZM17 243V244H16ZM36 243V244H35ZM44 243V244H43ZM49 243V244H48ZM59 243V244H58ZM73 243V244H72ZM81 243V244H80ZM91 243V245H90ZM123 243V244H122ZM226 243V244H225ZM234 243V244H233ZM236 243V244H235ZM3 244V245H2ZM6 244V245H5ZM13 244V245H11ZM19 244V245H18ZM31 244V245H30ZM79 244V245H77ZM120 246H119V245ZM127 244V246H126ZM140 244V245H139ZM142 244V245H141ZM166 244V245H165ZM173 244V245H172ZM189 244V245H188ZM223 244V245H222ZM229 244V245H228ZM233 244V245H232ZM260 244V245H259ZM40 247H39V246ZM68 245V247L66 246ZM96 245V246H95ZM131 245V246H130ZM134 245V246H133ZM139 245V247H138ZM158 245V246H156ZM163 245V246H162ZM192 247H191V246ZM196 245V246H195ZM8 246V248H7ZM28 246V247H27ZM30 246V247H29ZM48 246V247H46ZM51 246V247H50ZM55 246L57 248H55ZM71 246V247H70ZM85 246V247H83ZM92 246V247H91ZM99 246V247H98ZM118 246V248H117ZM129 246V247H128ZM142 246V247H141ZM149 246V247H147ZM156 246V247H155ZM171 247V248H168V247ZM203 246V247H202ZM207 246V247H206ZM219 246V247H218ZM223 246V247H222ZM233 246V248H232ZM234 246H237V247H234ZM243 246V247H242ZM256 246V247H255ZM259 246V247H258ZM261 246V247H260ZM4 249H3V248ZM43 247V249H41ZM53 247V249H52ZM91 247V248H90ZM96 251H95V249ZM115 247V248H114ZM127 247V248H126ZM134 247V248H133ZM151 247V248H150ZM161 247V248H159ZM177 247V248H176ZM206 247V248H204ZM242 247V250L240 249ZM248 247V249L246 250V248ZM255 247V248H254ZM4 250H2V249ZM11 248V249H10ZM15 248V249H13ZM31 248V249H30ZM83 248V250H82ZM104 248V249H102ZM140 251H139V249ZM148 248V249H147ZM159 248V249H158ZM185 248V249H184ZM222 248V249H220ZM245 248V250H244ZM263 248V250H262ZM19 249V250H18ZM39 249V250H38ZM52 249V250H51ZM60 249V251H59ZM81 249V250H80ZM86 249H90L89 250H86ZM119 249V250H118ZM137 249V250H136ZM153 249V250H152ZM193 249H194V252H193ZM202 249V250H201ZM216 249V250H215ZM217 249H218V252H217ZM220 249V250H219ZM1 250H2V253H1ZM6 250V251H5ZM8 250V251H7ZM14 250V251H13ZM47 250V251H46ZM54 250V251H53ZM56 250V251H55ZM74 250V251H73ZM86 250V251H85ZM104 250V251H103ZM162 250V251H161ZM198 250H201V251H198ZM228 250V252H227ZM241 250V251H240ZM253 250V251H252ZM259 250V251H258ZM25 254H24V252ZM30 251V252H29ZM37 251V253H36ZM43 251H44V254H43ZM83 251V252H82ZM89 251V252H88ZM103 252L102 254L100 253ZM164 251V252H163ZM169 251V252H167ZM173 251V252H172ZM198 251V252H197ZM220 251V252H219ZM238 251V252H237ZM252 251V252H251ZM256 251V252H255ZM258 251V253H257ZM46 252V253H45ZM56 252V253H54ZM59 252V253H58ZM65 252V253H64ZM87 252V253H86ZM92 252V253H91ZM95 252V253H94ZM128 252V254H127ZM149 252V253H148ZM154 252V253H153ZM180 252V253H178ZM205 252V253H204ZM261 252V253H260ZM263 252V253H262ZM28 253V254H27ZM31 253V254H30ZM42 253V254H41ZM64 253V254H63ZM89 253V254H88ZM124 253V254H123ZM138 253V254H137ZM161 253V254H160ZM174 255H173V254ZM177 253V254H176ZM196 253V254H195ZM214 253V254H213ZM216 253V254H215ZM222 253V254H221ZM236 253V254H234ZM241 253V254H240ZM243 253V254H242ZM248 253V254H247ZM2 254V255H1ZM22 254V255H21ZM35 254V255H33ZM53 254V256H52ZM70 254V256H69ZM73 254V255H72ZM93 254V255H92ZM96 254H99L96 256ZM118 254V255H117ZM130 254V255H129ZM150 254V255H149ZM169 254V255H168ZM224 254V255H223ZM230 254V255H229ZM253 254V255H251ZM257 254V255H256ZM4 255V256H3ZM21 255V256H20ZM42 255V256H41ZM48 255H51L49 257H47ZM66 255V256H65ZM77 255V256H76ZM116 255V256H115ZM134 257H133V256ZM141 255V256H139ZM143 255V256H142ZM147 255V256H146ZM190 255V257H189ZM221 255V256H220ZM226 255V256H225ZM243 257L244 260H241L243 258L240 257ZM247 255V256H246ZM256 257H255V256ZM259 255V256H258ZM14 256V257H13ZM17 258H16V257ZM23 256V257H22ZM63 256V257H62ZM74 256V257H73ZM83 256V257H82ZM90 256H93V257H90ZM106 256V257H105ZM114 256V258H113ZM156 256V257H155ZM160 256V257H159ZM165 258H164V257ZM201 256V257H200ZM230 256V257H229ZM250 256V258H249ZM262 256V258H261ZM3 257V258H2ZM32 257V258H31ZM59 257V258H58ZM63 259H62V258ZM66 257V258H65ZM101 257V258H100ZM140 257V258H139ZM213 257V258H212ZM215 257V259H214ZM229 257V258H228ZM239 257V258H238ZM254 257V258H253ZM260 257V259H259ZM15 258L17 260H15ZM50 258V260H49ZM68 258H71V259H68ZM76 258V259H75ZM82 258V259H80ZM87 258V259H86ZM126 258V259H125ZM129 260H128V259ZM148 258L150 259L148 261ZM156 258V259H155ZM176 258V259H175ZM178 258V259H177ZM185 258V259H183ZM195 260H193V259ZM223 258V259H222ZM225 258V259H224ZM237 258V260H235ZM11 259V260H10ZM48 259V260H47ZM52 259V261H51ZM55 259V260H54ZM58 259V260H57ZM107 259V260H106ZM152 259V260H151ZM182 259V261H180ZM187 259V261H185ZM191 259V260H190ZM204 259V261H203ZM217 259V260H216ZM231 259V260H230ZM240 259V260H239ZM248 259V260H247ZM7 260V261H6ZM75 260V261H73ZM77 260V261H76ZM82 260V261H81ZM134 260V261H133ZM147 260V262H146ZM157 260V261H156ZM163 260V261H162ZM171 260V261H170ZM178 260V262H177ZM209 260V261H208ZM231 263H230V261ZM255 260V261H254ZM257 260V261H256ZM32 261V263H30ZM48 261V262H47ZM55 261V262H54ZM61 261V262H60ZM80 261V262H78ZM92 261V262H91ZM93 261H96L95 263ZM98 261V262H97ZM129 261V262H128ZM136 261V262H135ZM144 261V262H143ZM151 261V262H150ZM168 261V262H167ZM173 261V262H172ZM180 261V262H179ZM184 261V262H183ZM250 261V262H249ZM2 262V263H1ZM20 262V263H19ZM41 262V263H40ZM43 262V263H42ZM110 262V263H109ZM134 262V263H133ZM143 262V263H142ZM160 262V263H159ZM205 262V263H203ZM228 262V263H227ZM234 262V263H233ZM237 262V263H236ZM247 262V263H246ZM253 262V263H251ZM259 262V263H257ZM261 262V263H260Z\"/></svg>",
	"mask_w": 264,
	"mask_h": 264
},
{
	"label": "bare ground",
	"instance_id": "bare-ground-1",
	"mask_svg": "<svg viewBox=\"0 0 264 264\" xmlns=\"http://www.w3.org/2000/svg\"><path fill=\"white\" fill-rule=\"evenodd\" d=\"M12 1H13V0H12ZM14 1H15V0H14ZM25 1H26V0H25ZM36 1H37V0H36ZM50 1H51V0H50ZM59 1H60V0H59ZM117 1L120 2V3L123 4V5H126L127 8H128L129 4H127V2L130 1V0H103V1H100V2H101V5H102V7H103L104 9H106V8L108 9L109 6H111V7H113V5L115 6L114 3L117 2ZM136 1H139V0H136ZM148 1H150V0H148ZM155 1H156V0H155ZM170 1H171V0H170ZM176 1L178 2V0H176ZM176 1H173V4L177 6V3H176V4L174 3V2H176ZM214 1H215V0H214ZM220 1H225V0H220ZM228 1H229V0H228ZM230 1H231V0H230ZM250 1L253 2L252 0H250ZM250 1H249V2H250ZM260 1H263V0H260ZM6 2H7V1H6ZM6 2H5V4H4V7H7V6H5V5H6ZM18 2H19V1H18ZM28 2H29V1H28ZM28 2H27V3H28ZM30 2L33 3L32 0H31ZM39 2H40V1H39ZM42 2L44 3V1H41V4H42ZM47 2H48V0H47ZM47 2H46V3H47ZM52 2H53V1H52ZM139 2H140V1H139ZM139 2H138V3H139ZM141 2H142V1H141ZM141 2H140V4H141ZM160 2H161V0H160ZM162 2H163V0H162ZM162 2H161V3H162ZM164 2H165L164 4L166 5V1H164ZM189 2L192 3V0H190ZM194 2H195V1L193 0V3H194ZM210 2L212 3V1H210ZM210 2H207V5H208V3H210ZM218 2H219V1H218ZM225 2H227V1H225ZM239 2H240V1H239ZM251 2H250V4H251ZM7 3H8V2H7ZM10 3H11V2H10ZM97 3H99V2H97ZM138 3H137V4H138ZM144 3H145V2H144ZM171 3H172V1H171ZM191 3H190V4H191ZM193 3H192L191 6L194 5ZM219 3H220V2H219ZM221 3H222V2H221ZM223 3H224V2H223ZM229 3H230V2H229ZM235 3H236V2H235ZM241 3H243V0L241 1ZM253 3H255V2H253ZM258 3H259V2H258ZM261 3H262V2H261ZM263 3H264V2H263ZM23 4H24V3H23ZM25 4H26V3H25ZM44 4H45V3H44ZM44 4H42V5H44ZM47 4H49V3H47ZM50 4H51V3H50ZM87 4H88V3H87ZM140 4H139V5H140ZM147 4H148V3H147ZM152 4H153V2H152ZM155 4H158V3L155 2ZM205 4H206V3H205ZM205 4H204V5H205ZM213 4H215V3L213 2ZM213 4H212V5H213ZM224 4H225V3H224ZM232 4H234V3H232ZM236 4H238V2H237ZM236 4H235V5H236ZM245 4H246V3H245ZM256 4H257V3H256ZM259 4H260V3H259ZM15 5H16V4H15ZM20 5H22V4H20ZM28 5H29V3H28ZM33 5H35V4L33 3ZM42 5H41V7H42ZM88 5H89V4H88ZM97 5H98V4H97ZM135 5H136V4H135ZM135 5H134V6H135ZM158 5H160V4H158ZM169 5H170V4H169ZM169 5H168V8L171 7V6L169 7ZM180 5H181V4H180ZM186 5H187V6H190L189 4H186ZM186 5H184V6L182 5V6L185 7ZM196 5H197V4H196ZM199 5H200V4H199ZM209 5H210V4H209ZM248 5H249V4H247V6H246V5H245V6H246V7H249L250 5H249V6H248ZM252 5H253V4H252ZM9 6H10V5H9ZM13 6H14V5H13ZM17 6H19V5H17ZM24 6H25V5H24ZM26 6H27V5H26ZM26 6H25V7H26ZM30 6H31V5H30ZM90 6H91V5H90ZM94 6H95V4H94ZM104 6H105V7H104ZM141 6H142V5H141ZM144 6H145V5H144ZM160 6H161V5H160ZM166 6H167V5H166ZM172 6H173V5H172ZM176 6H174V7H176ZM187 6H186V7H187ZM191 6H190V7H191ZM194 6H195V5H194ZM223 6H224V5H223ZM223 6H222V7H223ZM240 6L243 7V5H240ZM254 6H255V4H254L252 7H254ZM257 6H258V5H257ZM1 7H3V6H1ZM19 7H21V6H19ZM19 7H17V8H19ZM52 7H53V6H52ZM52 7H51V8H52ZM85 7H86V5L84 6V8H85ZM99 7H100V6H99ZM145 7H146V6H145ZM177 7H178V6H177ZM186 7H185V8H186ZM190 7H187L188 10L185 9L186 11H185L182 7L179 8V9L177 8V9H178V10L183 9L184 12H187V11L189 12V8H190ZM196 7H197V6H196ZM196 7H195L194 9H197ZM200 7H201V6H198V8H200ZM207 7H208V9H209V6H207ZM222 7H221V8H222ZM227 7H228V6H227ZM235 7H236V6H235ZM235 7H234V8H235ZM242 7H241V8H242ZM15 8H16V7H14V9H15ZM26 8H27V7H26ZM38 8H39V7H38ZM44 8H48V7H44ZM86 8H87V7H86ZM86 8H85V9H86ZM103 8H102V9H103ZM134 8H135V7H134ZM134 8H132L131 10L134 11ZM138 8H139V10H141V12H144V11H142V9L145 10L144 8L141 9L140 6H139ZM156 8H157V7H156ZM159 8H161V7H159ZM163 8H164V6H163ZM168 8L165 7V9H167V11L169 10ZM204 8H206V6H204ZM204 8H203V5H202V10H203ZM211 8H212V7H211ZM219 8H220V5H219ZM225 8H226V7H224L223 9H221V10H223V12H222L223 14H224V12H225V10H224ZM232 8H233V6L231 7V10H232ZM237 8H238V7H237ZM243 8H244V7H243ZM243 8H242V10L245 9V8H244V9H243ZM256 8H257V7H256ZM260 8H261V7H260ZM4 9H5V8H4ZM9 9H11V7H10ZM19 9H20V8H19ZM35 9H36V11H37V8H35ZM41 9H43V8H41ZM97 9H98V8H97ZM135 9H136V8H135ZM172 9H174V8L172 7V8L170 9V13H171ZM190 9H191V8H190ZM228 9H229V8H228ZM235 9H236V8H235ZM254 9H255V8H254ZM0 10H2V9H0ZM15 10H16V9H15ZM26 10H27V9H26ZM48 10H49V12H50V9H48ZM127 10H128V9H127ZM146 10H147V8H146ZM162 10H163V9H162ZM197 10H198V9H197ZM209 10H210V9H209ZM218 10H219V9H218ZM238 10H239V9H238ZM240 10H241V9H240ZM242 10H241V12H243ZM247 10L249 11V8H248ZM250 10H252V9H250ZM257 10H258V9L254 10V11H257ZM259 10H261V9H259ZM27 11H28V10H27ZM29 11H30V10H29ZM45 11H46V10H45ZM45 11H44V12H45ZM52 11H53V10H52ZM99 11L101 12V11H103V10H99ZM108 11H112V10H109V9H108L107 12H108ZM164 11H165V10H164ZM192 11H193V10H192ZM195 11H196V10H195ZM226 11H227V9H226ZM234 11H235V10H234ZM248 11H246V13H247ZM4 12H5V11H4ZM16 12H17V11H16ZM18 12H20V11L18 10ZM25 12H26V11H25ZM33 12H34V11H33ZM97 12H98V11H97ZM97 12H96V13H97ZM107 12L105 11V12H104V15H105V13H107ZM134 12H135V11H134ZM145 12H146V11H145ZM145 12H144V14H142V15L145 16V14H146L145 17H147V13H145ZM149 12H151V11H149ZM154 12H156V11H154ZM161 12H163V11H161ZM175 12H178V11H175V9H174V13H175ZM182 12H183V11H182ZM182 12H179V13H180V16H177V17H180V18H181ZM196 12H197V11H196ZM231 12H232V11H231ZM239 12H240V11H239ZM250 12H251V11H250ZM250 12H248V13L250 14ZM259 12H260V11H259ZM261 12L263 13L264 11H261ZM1 13H2V12H1ZM6 13H7V12H6ZM8 13H9V11H8ZM11 13H13V12L11 11ZM14 13H15V12H14ZM28 13H30V12H28ZM40 13H41V14H40V16L38 17V19H37L36 21L40 22V23L43 25V21H42V20H39L40 17L42 16V12H41V11H40ZM50 13L52 14V12H50ZM50 13H49V14H50ZM96 13H95V14H96ZM108 13H111V12H108ZM121 13H122V10H121V12L119 13V14H120V17H121V15H122ZM123 13H125V12H123ZM126 13H127V12H126ZM128 13H129V12H128ZM132 13H133V12H130L129 15H131ZM157 13H158V12H157ZM159 13H160V12H159ZM159 13H158V14H159ZM168 13H169V12H168ZM174 13H173V14H174ZM198 13H199V11H198ZM205 13H206V12H205ZM209 13H210V12H209ZM212 13H213V12H212ZM220 13H221V12H220ZM225 13H227V12H225ZM235 13H238V11H235ZM244 13H245V12H244ZM253 13H254V12H253ZM262 13H260V14H262ZM19 14H20V15H23V14H21V13H19ZM49 14H48V15H44V19L47 18V17H49V24H51V25L56 24L55 21H56L58 15H55V13H53L52 15H49ZM61 14H62V13H61ZM68 14H69V13H68ZM83 14H85V12H84ZM95 14L93 13V16H95ZM98 14H99V12H98ZM98 14H97V16L100 15V14H99V15H98ZM162 14H163V13H162ZM164 14H165V13H164ZM164 14H163V15H164ZM166 14H167V13H166ZM176 14H178V13H176ZM176 14H174V16H173V15H172V16H173V17H176V16H175ZM183 14H184V13H183ZM186 14H187V13H186ZM193 14H194V13H193ZM201 14H202V13H200V15H201ZM214 14H215V13H214ZM227 14H228V13H227ZM232 14L234 15V13H232ZM232 14H231V15H232ZM240 14H242V13H240ZM258 14H259V13H258V11H257L256 15L258 16ZM8 15H9V14H8ZM30 15H32V14H30ZM33 15H34V14H33ZM102 15H103V14H102ZM106 15H107V14H106ZM108 15H109V14H108ZM108 15H107V17H109ZM113 15H114L113 13L110 14L111 17H109V18H112ZM117 15H118V14H117ZM135 15H136V14H135ZM148 15H149V13H148ZM150 15H151V13H150ZM160 15H161V14H160ZM163 15H162V16H163ZM168 15H169V14H168ZM178 15H179V14H178ZM184 15H185V14H184ZM194 15H195V14H194ZM197 15H198V14H197ZM204 15H206V14H204ZM218 15H219V12H218L217 16H218ZM225 15H226V14H225ZM225 15H224V16H225ZM229 15H230V14H229ZM229 15H227V16H229ZM246 15H247V14H246ZM250 15H251V14H250ZM13 16H14V15H13ZM13 16H12V17H13ZM28 16H29V14H28ZM37 16H38V14H37ZM67 16H68V15H67ZM91 16H92V15H91ZM97 16H96V17H97ZM118 16H119V15H118ZM118 16H117V17H118ZM131 16H133V15H131ZM151 16H152V15H151ZM156 16H159V15H156ZM162 16H161V17H162ZM185 16H186V15H185ZM188 16H189V13H188ZM219 16H220V15H219ZM237 16H240V15H237ZM252 16H253V15H252ZM254 16H255V15H254ZM257 16H256V18H257ZM262 16H263V15H262ZM262 16H261V18H262ZM9 17H10V16H9ZM18 17H19V15H17V18H18ZM60 17H61V15H60ZM60 17H59V18H60ZM62 17H63V16H62ZM62 17H61V18H62ZM64 17H65V16H64ZM69 17H70V16H69ZM69 17H65V18H69ZM85 17H86V16H85ZM89 17H90V16H89ZM100 17H101V16H100ZM100 17H98V18H100ZM105 17H106V16H105ZM105 17H104V18H105ZM127 17H128V15H127ZM141 17H142V16H141ZM199 17L204 18L205 16L203 17V15H202V16H199ZM233 17H234V16H233ZM244 17H246V16L244 15ZM248 17H249V15H247V18H248ZM23 18H24V17H23ZM23 18L21 17V20H22ZM25 18H26V17H25ZM29 18H31V16H30ZM33 18H34V17H33ZM35 18H36V16H35ZM35 18H34V19H35ZM61 18H60V19H61ZM65 18H64V19H65ZM72 18H73V17H70V21H69L70 26H68V24H67V28H68L69 30L72 29V30L74 31L75 26L73 25V23H74L73 20H75V19H72ZM82 18H83V16H82ZM90 18H92V17H90ZM94 18H95V17H94ZM102 18H103V17H102ZM136 18H137V17H136ZM149 18H150V17H149ZM158 18H159V17H158ZM166 18H167V16H166ZM169 18L172 19V22H173V20L175 21V19H173L172 17H169ZM180 18H179V19H180ZM184 18H185V17H184ZM184 18H183V20H184ZM186 18L188 19V17H186ZM206 18H207V17H206ZM220 18H221V17H220ZM258 18H260V16H259ZM258 18H257V19H258ZM263 18H264V16H263ZM6 19H7V17H6ZM10 19H11V18H10ZM10 19L8 18L7 21L10 20ZM14 19H15V16H14ZM118 19H120V18H118ZM118 19H116V20L118 21ZM122 19H124V18L122 17ZM122 19H121V20H122ZM128 19H130V18H128ZM134 19H135V16H134ZM143 19H144V18H143ZM152 19H153V18H152ZM164 19H165V18H164ZM171 19H170V20H171ZM187 19H186V20H187ZM207 19H208V18H207ZM226 19H228V18H226ZM230 19H232V18H230ZM230 19H229V22H230ZM233 19H236V17L233 18ZM233 19H232V20H233ZM244 19H245V18H244ZM0 20H1V19H0ZM16 20H19V19H16ZM25 20H27V18H26ZM77 20H78V19H77ZM91 20H92V19H91ZM93 20H94V19H93ZM96 20H97V18H96ZM100 20H101V19H100ZM107 20H108V19L106 18V22H108ZM116 20H114V21H116ZM121 20H120V21H121ZM126 20H127V18H126ZM130 20H131V19H130ZM144 20H145V19H144ZM144 20H143V22H144ZM150 20H151V18H150ZM154 20H155V18H154ZM159 20H161V19H159ZM167 20H168V19H167ZM170 20L167 21V22L170 23V22H171ZM189 20H190V18H189ZM193 20H194V19H193ZM193 20H190V21L194 23ZM200 20H201V19H200ZM208 20H209V19H208ZM215 20H217V19H215ZM221 20L225 21L224 18L221 19ZM238 20H240V18H239ZM247 20H249V19H247ZM250 20H251V19H250ZM253 20L255 21V18H254ZM253 20H252V21H253ZM2 21H3V20H2ZM10 21H11V20H10ZM12 21H14V20H12ZM33 21H34V20H33ZM62 21H63V20H62ZM65 21H66V20H65ZM94 21H95V20H94ZM131 21H132V20H131ZM133 21H134V20H133ZM135 21H136V20H135ZM138 21H139V20L137 19V22H138ZM146 21H148V18H147ZM155 21H157V18H156ZM176 21H177V19H176ZM176 21H175V22H176ZM197 21H198V23H200L202 20L199 22V20L197 19ZM243 21H244V20H243ZM263 21H264V19H263ZM263 21H262V22H263ZM3 22H4V21H3ZM5 22H6V20H5ZM21 22H22V21H21ZM57 22H58V19H57ZM66 22H68V21H66ZM95 22H96V21H95ZM99 22H100V21H98V23H99ZM104 22H105V21H104ZM106 22H105L104 24H106ZM110 22H113V21H110ZM126 22H129V21H126ZM151 22H152V21H151ZM165 22H166V21H165ZM195 22H196V21H195ZM209 22H210V21H209ZM216 22H217V21H216ZM220 22H221V21H220ZM220 22H219V23H220ZM229 22H227V23H229ZM233 22H234V21H233ZM233 22H232V23H233ZM239 22H240V21H239ZM249 22H251V21H249ZM249 22H247L245 25H247ZM10 23H12V25H13V22H10ZM14 23H17V22L14 21ZM60 23H63V22H60ZM75 23L78 24L77 21H76ZM98 23H97V24H98ZM113 23H114V22H113ZM113 23H111V24L116 28L115 25H117V23H116V24H115V23L113 24ZM133 23H134V22H133ZM133 23H131V24H133ZM163 23H164V22H163ZM201 23H202V22H201ZM203 23H204V19H203ZM206 23H207V22H206ZM211 23H212V22H211ZM219 23L217 22L216 24H219ZM225 23H226V21H225ZM230 23H231V22H230ZM230 23H229V24H230ZM232 23H231V24H232ZM235 23H236V22H235ZM243 23H244V22H243ZM243 23H241V24H243ZM255 23H256V22H255ZM6 24H8V23H6ZM19 24H20V23H19ZM35 24H36V23H35ZM58 24H59V23H58ZM58 24H57V25H58ZM89 24H90V23H89ZM104 24H103L102 27H101L102 30L99 31V32H102V31L106 28V26L110 25V24H108V23H107L108 25H104ZM119 24H120V23H119ZM121 24L124 25L123 22H122ZM129 24H130V22L128 23V25H129ZM134 24H135V23H134ZM138 24H139V23H138ZM138 24H137V25H138ZM143 24H145V25H142V26H145V27L147 26L146 23H143ZM159 24H160V25H163V24H161V23H159ZM172 24H174V22H173ZM187 24H189V23H187ZM214 24H215V22H214ZM231 24H230V25H231ZM236 24H238V22H237ZM253 24H254V22H253ZM258 24H260V23H258ZM3 25H4V23H3ZM8 25H9V24H8ZM26 25L29 26V24H26ZM33 25H34V24H33ZM83 25H85V24L83 23ZM139 25H140V24H139ZM148 25H150V24H148ZM165 25H166V23H165ZM193 25H194V24H193ZM195 25H196V24H195ZM199 25H200V24H199ZM209 25H210V27H211V25H213V24H209ZM209 25H208V26H209ZM222 25H223V24H222ZM233 25H234V24H233ZM233 25H232V26H233ZM260 25H261V24H260ZM4 26H5V25H4ZM4 26H2V28H3ZM18 26H19V25H18ZM18 26H15V27H18ZM22 26H23V25H22ZM22 26H21V27H22ZM37 26H38V25H37ZM37 26H35V27H37ZM55 26H56V25H55ZM110 26H111V25H110ZM118 26H119V25H118ZM124 26L126 27V24H125ZM131 26H133V25H131ZM135 26H136V25H135ZM135 26H134V28L138 29V28L135 27ZM153 26H154V25H153ZM174 26H175V25H174ZM184 26H186V25H184ZM189 26H190V25H189ZM204 26H205V23H204ZM218 26H219V25H218ZM236 26H237V25H236ZM236 26H235V27H236ZM249 26H250V25H249ZM21 27H19V29H20ZM63 27H64V26H63ZM69 27H71V28H69ZM91 27H92V26H91ZM108 27H109V26H108ZM114 27H113V29L115 30ZM121 27H122V28H121V30H122V29H123V26H121ZM145 27H144V28H145ZM149 27H150V26H149ZM149 27H147V28H149ZM151 27H152V24H151ZM155 27H156V26H154V28H155ZM163 27H165V26L163 25ZM167 27H169V26H166V29H167ZM172 27H173V26H172ZM196 27H198V26L196 25ZM196 27H192V28L189 29V30L192 31V29H193V28H196ZM205 27H207V26H205ZM210 27H209V28H210ZM214 27H215V26H214ZM224 27H225V26H224ZM226 27H228V25H227ZM241 27H242V26H241ZM258 27H259V26H258ZM32 28H34V27L32 26ZM32 28H31V29H32ZM39 28H42V27H38V29H39ZM51 28H54V27H51ZM57 28H58V26H57ZM65 28H66V27H65ZM76 28H77V27H76ZM88 28H89V27H88ZM110 28L112 29V27H109L108 31L110 30ZM117 28H119V27H117ZM128 28H129V27H126V30H127ZM132 28H133V27H132ZM140 28H141V27H140ZM140 28H139V29H140ZM160 28H161V27H160ZM174 28H175V27H174ZM180 28H181V27H180ZM184 28H185V27H184ZM184 28L181 29V30H184ZM217 28H218V27H217ZM220 28H221V27H220ZM229 28H230V26H229ZM232 28H233V27H232ZM232 28H231V29H232ZM236 28H238V27H236ZM236 28H235V29H236ZM242 28H243V27H242ZM246 28L248 29V26H247ZM261 28H262V27H261ZM4 29H5V28H4ZM4 29H3V30H4ZM11 29H12V27H11ZM11 29H9V31H10ZM21 29H23V27H22ZM24 29H25V28H24ZM26 29H27V27H26ZM44 29H45V28H44ZM83 29H84V28H83ZM89 29H90V28H89ZM106 29H107V28H106ZM106 29H105V31H106ZM136 29H135V31H137ZM164 29H165V28H164ZM175 29H176V28H175ZM175 29H174V30H175ZM201 29H202V28H201ZM221 29H222V28H221ZM247 29H246V31H247ZM252 29H253V28H251V30H252ZM0 30H1V29H0ZM3 30H2V32H3ZM5 30H7V29H5ZM5 30H4V31H5ZM32 30H35V29H32ZM66 30H67V29H66ZM75 30H76V29H75ZM77 30L79 31V29H77ZM85 30H86V27H85ZM87 30H88V29H87ZM132 30H133V29H132ZM153 30L155 31V29H153ZM167 30H168V29H167ZM189 30H187V32H189ZM193 30H194V29H193ZM196 30H200V28H199V29H196ZM215 30H216V29H215ZM242 30H243V29H242ZM259 30H260V28L258 29V31H259ZM40 31H41V29H40ZM42 31H43V30H42ZM42 31H41V32H42ZM44 31H45V30H44ZM44 31L42 32L43 34H44ZM91 31H94V30H92V28H91ZM105 31H104V32H105ZM116 31H118V30H116ZM124 31H125V30H124ZM124 31H123L122 33H125ZM128 31H129V29H128ZM128 31H126L127 34H124L123 38L126 37L125 35H128V33H129ZM135 31H134V32H135ZM138 31H139V30H138ZM150 31H151V30H149V33L147 32V33L149 34L148 37L150 36ZM170 31H171V28H170ZM176 31H177V29L175 30V32H176ZM194 31H195V30H194ZM208 31H209V30H208ZM211 31H212V30H211ZM211 31H210V33H211ZM219 31H220V30H219ZM223 31H224V30H223ZM225 31L227 32L226 29H225ZM228 31H229V30H228ZM237 31H238V30H236V32H237ZM244 31H245V29L243 30V32H244ZM246 31H245V32H246ZM248 31H249V30H248ZM254 31H255V30H254ZM16 32H17V31H16ZM16 32H15V34H16ZM20 32H21V31H20ZM24 32H25V30H24L22 33H24ZM36 32H37V30H36ZM45 32H46V34H45L44 36L48 35V36H50V38L53 37V36H55V35H53L52 33H55L56 35H61V31L56 30V29H49V28H47ZM71 32H72V31H71ZM87 32H88V31H87ZM89 32H90V31H89ZM94 32H95V31H94ZM104 32H103V33H104ZM113 32L116 33L115 31H113ZM118 32H119V31H118ZM134 32H133L132 34H134ZM166 32H167V31H166ZM185 32H186V30H185ZM199 32H200V31H199ZM201 32H202V31H201ZM205 32H206V31H205ZM240 32H241V31H240ZM240 32H239V33H240ZM11 33H14V31L11 32ZM22 33H21V34H22ZM25 33H26V32H25ZM76 33H77V32H76ZM79 33H81V32H79ZM122 33H120V34L122 35ZM144 33H145V32H144ZM159 33H160V32H159ZM159 33H158V35H159ZM173 33H174V32H173ZM177 33H178V31L176 32V34H177ZM189 33H190V32H189ZM189 33H188V34H189ZM193 33H194V32H193ZM203 33H204V32H203ZM207 33H208V32H207ZM207 33H205V34H207ZM218 33H219V32H218ZM241 33H242V32H241ZM246 33H247V32H246ZM246 33H245V35H246ZM249 33H250V32H249ZM249 33H248V34H249ZM254 33H255V32H254ZM256 33H257V32H256ZM260 33H261V32H260ZM260 33H259V34H260ZM262 33H263V32H262ZM262 33H261V34H262ZM35 34H38V35H39V34H41V33L38 32V33H35ZM43 34H42V36H43ZM73 34H75V33L73 32ZM85 34H86V33H85ZM92 34H93V33H92ZM106 34H107V33H106ZM109 34H112V31H111V33H109ZM118 34H119V33H118ZM118 34L116 33V35H118ZM120 34H119V35H120ZM136 34H137V33H136ZM171 34H172V32H171ZM176 34H174V35H176ZM223 34H224V32H223ZM223 34H222V36H223ZM236 34L238 35V33H236ZM0 35H2V34H0ZM19 35H20V33H19ZM32 35H33V34H32ZM38 35H37V36H38ZM75 35H76V34H75ZM81 35L83 36L82 33H81ZM86 35H88V34H86ZM89 35H91V34L89 33ZM89 35H88V36H89ZM112 35H113V34H112ZM134 35H135V34H134ZM143 35H144V34H143ZM153 35H154V34H153ZM160 35H161V34H160ZM174 35H171V37L174 36ZM215 35H216V34H214V35L212 34V36H215ZM252 35H253V33H252ZM5 36H9V35L6 34ZM29 36H30V35H29ZM42 36H41V37H42ZM101 36H102V35H101ZM107 36H109V35L107 34ZM114 36H115V34H114ZM114 36H112V37H114ZM154 36H155V35H154ZM156 36H157V35H156ZM163 36H164V34H163ZM163 36H162V37H163ZM198 36H200V35L198 34ZM198 36L196 35V37H198ZM222 36H221V37H222ZM229 36H230V35H229ZM229 36H228V38H229ZM254 36H256V35L254 34ZM259 36H262V35H259ZM259 36L256 37V40H257V38H259ZM263 36H264V35H263ZM0 37H1V36H0ZM11 37H13V36H11ZM14 37H15V36H14ZM17 37H19V36H17ZM21 37H22V36H21ZM23 37L26 38V36H23ZM27 37H28V36H27ZM32 37H34V36H32ZM84 37H86V36H84ZM92 37H93V36H92ZM96 37L99 38L100 36L97 35ZM96 37H95L96 42H99V41H97V38H96ZM102 37H103V36H102ZM102 37H101V38H102ZM105 37H106V35H105ZM115 37H116V36H115ZM115 37H114V38H115ZM118 37H119V36H118ZM133 37H134V36H133ZM157 37H158V36H157ZM189 37H190V36H189ZM189 37H188V38H189ZM205 37H206V35H205ZM224 37H225V36H224ZM224 37H223V38H224ZM226 37H227V36H226ZM231 37H232V36H231ZM238 37H239V35H238ZM242 37H243V36H242ZM248 37H249V36H248ZM25 38H24V39H25ZM53 38H55V37H53ZM57 38H58V37H57ZM59 38H60V37H59ZM67 38H68V37H67ZM73 38H75V37H73ZM79 38H80V37H79ZM107 38H108V37L103 38V39H107ZM109 38H110V36H109ZM109 38H108V39H109ZM120 38H121V39H120ZM120 38H119L120 40H118V38H116L117 41H119L120 43H121V41H123L124 39H125V41H126V38H124L123 40H122V37H120ZM151 38H153V37L151 36ZM158 38H159V37H158ZM160 38H161V37H160ZM168 38H169V37H167V39H168ZM172 38H174V37H172ZM203 38H204V37H203ZM203 38H202V39H203ZM211 38H212V37H211ZM254 38H255V37H254ZM254 38H253V39H254ZM26 39H27V38H26ZM29 39H30V37H29ZM37 39H38V37H37ZM37 39H36V37H35L34 42H35V40H37ZM39 39H41V38H39ZM42 39H43V37H42ZM51 39H52V38H51ZM69 39H71V38H69ZM81 39L83 40V38H81ZM93 39H94V37L91 38L90 40L93 41ZM99 39H100V38H99ZM108 39H107V42L109 43ZM116 39H115V40H116ZM149 39H150V38H149ZM149 39H148V40H149ZM177 39H180V37L177 38ZM177 39H175V41H176ZM194 39H195V38H194ZM200 39H201V36H200ZM204 39H205V38H204ZM204 39H203V40H204ZM209 39H210V38H209ZM218 39H219V38H218ZM220 39H222V38H220ZM249 39H251V38H249ZM16 40H17V38H16ZM18 40H20V38H19ZM18 40H17V41H18ZM47 40H48V39H47ZM56 40H59V39H55V40H53V41H55L54 43H56ZM77 40H78V39H77ZM84 40H85V39H84ZM127 40H129V39L127 38ZM142 40H143V39H142ZM160 40H161V39H160ZM160 40H158V41H160ZM163 40H164V39H163ZM212 40H213V39H212ZM212 40H211V41H212ZM228 40H230V39H228ZM235 40H236V39H235ZM237 40H239V39H237ZM242 40H244V39H242ZM247 40H248V39H247ZM258 40H259V39H258ZM7 41H9L8 38H7ZM17 41H16V43H17ZM21 41H22V40H21ZM61 41H62V39H61ZM64 41H65V40H64ZM112 41H114V40L112 39ZM112 41H110V42H112ZM138 41H139V40H138ZM158 41H155V42H158ZM161 41H162V40H161ZM161 41H160V42H161ZM169 41H170V40H169ZM186 41H188V40H186ZM189 41H190V40H189ZM191 41H193V40H191ZM197 41H199V40H197ZM201 41H202V40H201ZM201 41H200L199 44H201ZM209 41H210V40H209ZM213 41H214V40H213ZM215 41H216V40H215ZM225 41H227V40L224 39V42H225ZM231 41H232V39L230 40V42H231ZM250 41L252 42V40H250ZM253 41L256 42L255 40H253ZM3 42H4V41H3ZM13 42H14V41H13ZM24 42H26V41H24ZM24 42L22 41V43H24ZM42 42H43V40H42ZM50 42H51V41H50ZM50 42H49V43H50ZM65 42L68 43L67 41H65ZM75 42H76V41H75ZM77 42H78V41H77ZM79 42H80V41H79ZM129 42H130V41H129ZM134 42H135V41H134ZM140 42H141V39H140ZM140 42H139V43H140ZM143 42H144V41H142L141 43H143ZM146 42H147V40H146ZM150 42H151V41H150ZM152 42H153V40H152ZM165 42H166V38H165ZM167 42H168V41H167ZM172 42H173V40H172ZM178 42H180V41L178 40L177 43H178ZM184 42H185V40H184ZM194 42H195V41H194ZM207 42H208V40H207ZM224 42H223V43H224ZM232 42H235V41H232ZM237 42H238V41H237ZM248 42H249V41H248ZM254 42H253V43H254ZM259 42H260V41H259ZM262 42H263V41H262ZM1 43H2V42H1ZM19 43H20V42H18L17 44H19ZM27 43H28V41L26 42V46H29V45H27ZM45 43H46V41H45ZM59 43H60V41H59ZM61 43H62V42H61ZM69 43H71V41H70ZM86 43H87V42H86ZM89 43H90V42H89ZM92 43H93V45H94V42H92ZM104 43H106L105 40H103V44H104ZM113 43H114V42H113ZM117 43H118V42H117ZM148 43H149V42H147L146 46H148ZM174 43H175V42H174ZM185 43H186V42H185ZM189 43H192V44H190L191 48L193 47V45L195 46V43H193V42H189ZM202 43H203V42H202ZM204 43H205V42H204ZM235 43H236V42H235ZM243 43H244V41H243ZM249 43H250V42H249ZM260 43H261V42H260ZM7 44H8V42H7ZM11 44H12V41H11ZM33 44H34V43H33ZM36 44H40V43H36ZM36 44H35V45H36ZM43 44H44V43H43ZM50 44H51V43H50ZM72 44H73V43H72ZM72 44H70V45L68 46V48H72V49L75 48V47H71ZM81 44H82V43H81ZM81 44H79V45H81ZM118 44H119V43H118ZM118 44H117V45H118ZM127 44H128V43H127ZM135 44H137V43H135ZM144 44H145V42H144ZM153 44H154V43H153ZM158 44H159V43H158ZM162 44H164V43H162ZM166 44H167V43H166ZM196 44H197V43H196ZM199 44H198V46H199ZM206 44H207V43H206ZM210 44H211V43H210ZM215 44H216V42H215ZM221 44H222V43H221ZM229 44H230V43H229ZM233 44H234V43H233ZM245 44H247V43H245ZM261 44H262V43H261ZM1 45H4V44H1ZM19 45H20V44H19ZM24 45H25V44H24ZM52 45H53V43H52ZM64 45H65V44H64ZM73 45H74V44H73ZM77 45H78V43H77ZM79 45H78V46H79ZM88 45H89V44H88ZM108 45H109V44H108ZM117 45H112V46H116V47H117ZM121 45H123V42L121 43ZM124 45H125V44H124ZM168 45H169V44H168ZM170 45H171V44H170ZM175 45H176V43H175ZM175 45H174V46H175ZM177 45H180V43L177 44ZM201 45H202V47L204 46L203 44H201ZM247 45H248V44H247ZM258 45H259V44H258ZM258 45H257V47H258ZM263 45H264V44H263ZM263 45H262V46H263ZM8 46H9V45H8ZM8 46H6V47H8ZM32 46H33V45H32ZM44 46H45V45H44ZM59 46H60V45H59ZM61 46H62V45H61ZM75 46H76V44H75ZM84 46H86V44H85ZM96 46H97V45H96ZM96 46H95V47H96ZM103 46H104V45H103ZM103 46H102V47H103ZM126 46H128V45H126ZM126 46H125V47H126ZM131 46L134 47V44L131 45ZM135 46H137V45H135ZM143 46L146 48L145 45H143ZM143 46H142V47H143ZM159 46H160V45H159ZM217 46H218V45H217ZM242 46H243V45H242ZM244 46H246V45H244ZM262 46H261V48H262ZM1 47H2V46H1ZM14 47H15V46H14ZM14 47H13V48H14ZM21 47H22V46H21ZM23 47H25V46H23ZM33 47H34V46H33ZM33 47H32V48H33ZM35 47H36V46H35ZM37 47H38V46H37ZM37 47H36V48H37ZM41 47H43V46H41ZM51 47H52V46H51ZM79 47H81V46H79ZM79 47H77V48H79ZM100 47H101V46H100ZM100 47H99V49H100ZM102 47H101V48H102ZM106 47H107L106 49H108L109 46L106 45ZM116 47H114L116 50H119L120 47H121L122 49H125V47L123 48V46H120V44H119V47H118L119 49L116 48ZM133 47H131V48H133ZM144 47H143V48H144ZM154 47H155V45H154ZM157 47H158V46H157ZM157 47H156V48H157ZM170 47H171V46H170ZM172 47H173V45H172ZM172 47H171V48H172ZM177 47H179V48L181 49V48L183 47V45H181V47H180V46H177ZM196 47H197V46H196ZM200 47H201V46H200ZM202 47H201V48H202ZM204 47H205V46H204ZM227 47H228V46H227ZM233 47H235V46H233ZM239 47H240V44H239ZM239 47H238L237 49H239ZM247 47H249V46H247ZM259 47H260V46H259ZM8 48H10V47H8ZM17 48H19V47H17ZM17 48H16V49H17ZM28 48H29V47H28ZM39 48H40V46H39ZM47 48H48V47H47ZM47 48H46V49H47ZM62 48H63V47H62ZM82 48H83V46H82ZM86 48H87V46H86ZM88 48H89V47H88ZM96 48H97V47H96ZM96 48H93V49H96ZM103 48H105V47H103ZM110 48H111V46L109 47V49H110ZM114 48H113V50H115ZM147 48H148V47H147ZM147 48H146V49H147ZM149 48H152V47H149ZM149 48H148V49H149ZM158 48H160V47H158ZM194 48H195V47H194ZM214 48H215V45H214ZM214 48H213V49H214ZM224 48H225V47H224ZM3 49H4V46H3ZM25 49H26V47H25ZM37 49H38V48H37ZM41 49H42V48H40V50H41ZM64 49H65V48H64ZM64 49H63V50H64ZM75 49H76V48H75ZM93 49H92V52H93ZM106 49H105V50H106ZM126 49H128V48H126ZM129 49H130V48H129ZM160 49H161V48H160ZM160 49H159V50H160ZM164 49H166V48L164 47L163 50H164ZM167 49H168V48H167ZM167 49H166V51H167ZM208 49H209V48H208ZM210 49H211V47H210ZM216 49H218V47H217ZM222 49H223V48H222ZM225 49H226V48H225ZM230 49H232V48H230ZM230 49H228V52H229ZM244 49H246V48H244ZM244 49H239V50H244ZM263 49H264V47H263ZM1 50H2V49H1ZM9 50H10V49H9ZM11 50H14V49H11ZM17 50H19V49H17ZM21 50H22V49H21ZM21 50H20V51H21ZM28 50H29V49H28ZM30 50H31V49H30ZM40 50H39V51H40ZM50 50H51V49H50ZM60 50H61V49H60ZM60 50H58V52H59ZM80 50H82V49H80ZM84 50H85V49H84ZM84 50H83V51H84ZM90 50H91V49H90ZM96 50H97V49H96ZM96 50H95V51H96ZM105 50H103V51H105ZM161 50H162V49H161ZM219 50L221 51V48H220ZM256 50H257V49H256ZM258 50H259V48H258ZM24 51L26 52V50H24ZM31 51H32V50H31ZM31 51H30V52H31ZM37 51H38V50H37ZM48 51H49V50H48ZM54 51L57 52V50H54ZM70 51H71V49H69V52H70ZM75 51H76V50H75ZM87 51L89 52V50H87ZM110 51H111V50H110ZM120 51H122V50H120ZM120 51H119L118 53H120ZM127 51L129 52L130 50H127ZM136 51H137V49L135 50V53H136ZM138 51H139V50H138ZM142 51H143V50H142ZM145 51H146V50H145ZM148 51H149V50H148ZM187 51H188V50H186V52H187ZM198 51H202V50L199 48ZM214 51H216V50H214ZM10 52H11V51H10ZM12 52H13V51H12ZM33 52H34V49H33ZM35 52H36V51H35ZM52 52H53V51H52ZM58 52H57V53H58ZM64 52H66V51H64ZM69 52H66L67 55H68ZM72 52H73V51H72ZM80 52H81V51H80ZM130 52H131V51H130ZM130 52H129V56L131 55ZM151 52H152V51H151ZM157 52H158V51H157ZM167 52H169V51H167ZM170 52H171V51H170ZM188 52H189V51H188ZM194 52H195V51H194ZM204 52H206V51H204ZM217 52H218V50H217ZM224 52H225V50H224ZM226 52H227V51H226ZM233 52H234V51H233ZM233 52H232V53H233ZM238 52H239V51H238ZM238 52H235L234 54H235V55H238ZM242 52H243V51H242ZM247 52H248V51H247ZM258 52H259V51H258ZM0 53H2V51H0ZM3 53H4V52H3ZM5 53L8 54L7 51H6ZM5 53H4V54H5ZM23 53H24V52H23ZM37 53H39V52H37ZM41 53H42V52H41ZM49 53H51V52H49ZM60 53H61V51H60ZM78 53H79V51H78ZM84 53H87V52H84ZM102 53H103V52H102ZM114 53H116V52L114 51ZM122 53L125 54V52L122 51V52L120 53L122 56H123ZM163 53H164V51H163ZM171 53H172V52H171ZM189 53H190V52H189ZM196 53H197V52H196ZM198 53H200V52H198ZM220 53H221V52H220ZM220 53H218V55H219ZM232 53H231V55H232ZM236 53H237V54H236ZM255 53H256V52H255ZM19 54H20V53H19ZM19 54H17V55H19ZM26 54H27V53H26ZM26 54H25V55H26ZM31 54H32V53H31ZM42 54L45 55V52L42 53ZM46 54H47V53H46ZM54 54H55V53H54ZM81 54H82V53H81ZM95 54H96V53H95ZM127 54H128V53H127ZM133 54H134V53H133ZM137 54H139V52H138ZM145 54H148V53H144V55H145ZM164 54H165V53H164ZM164 54H163V55H164ZM167 54H169V53H167ZM182 54H184V53H182ZM182 54H181V55H182ZM191 54H192V53H191ZM193 54H194V53H193ZM200 54L202 55V52H201ZM209 54H210V53H209ZM213 54H214V53H213ZM223 54H225V53H223ZM241 54H242V53H241ZM243 54H244V53H243ZM243 54H242V55H243ZM245 54H246V50H245ZM259 54H260V53H259ZM259 54H258V55H259ZM23 55H24V54H23ZM29 55H30V54H29ZM36 55H37V58H38V57H39L38 54H36ZM40 55H41V54H40ZM48 55H49V54H47V56H48ZM52 55H53V54H52ZM55 55H56V54H55ZM84 55H86V54H84ZM98 55H99V53H98ZM100 55H101V54H100ZM150 55H151V54H150ZM154 55H155V54H154ZM154 55H152V56H154ZM163 55L159 54L158 56H163ZM187 55H188V54H186V57H187ZM196 55H197V54H196ZM203 55H204V54H203ZM207 55H208V54H207ZM207 55H206V56H207ZM251 55H252V54H251ZM256 55H257V54H256ZM3 56H4V55H3ZM6 56H7V55L5 54V57H6ZM26 56H28V55H26ZM57 56H59V55H57ZM64 56H65V55H64ZM70 56H72V53H71ZM73 56H74V55H73ZM75 56H76V55H75ZM77 56H78V55H77ZM81 56H82V55H81ZM81 56H78V57H81ZM134 56H135V55H134ZM142 56H143V55H141V57H142ZM191 56H193V55H191ZM199 56H200V55H199ZM208 56H209V55H208ZM208 56H207V57H208ZM211 56H212V53H211ZM243 56H244V55H243ZM243 56H242V57H243ZM252 56H253V55H252ZM8 57H9V55H8ZM21 57H22V56H20V58H21ZM33 57L36 58V56H33ZM41 57H42V56H41ZM50 57H51V56H50ZM82 57H83V56H82ZM124 57H125V56H123V58H124ZM131 57H132V56H131ZM137 57H138V56H137ZM148 57H149V55H148ZM155 57H156V56H155ZM182 57H185V55L182 56ZM188 57H189V55H188ZM213 57H214V56H213ZM224 57H225V56H224ZM231 57H232V56H231ZM242 57H240V58H242ZM254 57H255V56H254ZM257 57H258V56H257ZM6 58H7V57H6ZM6 58H5V59H6ZM11 58H12V57H11ZM31 58H32V57H31ZM44 58H45V57H44ZM47 58H48V57H47ZM54 58H55V57H54ZM57 58H59V57H57ZM61 58H62V57H61ZM76 58H77V57H76ZM76 58H75V59H76ZM127 58H128V57H127ZM138 58H140V56H139ZM145 58H147V57H144V59H145ZM161 58H162V57H160L159 59H161ZM180 58H181V57H180ZM195 58H196V56H195ZM202 58H204V56H203ZM202 58H200V59L203 60ZM205 58H206V57H205ZM214 58H215V57H214ZM220 58H221V57H220ZM225 58H227V56H226ZM238 58H239V56H238ZM27 59H28V58H27ZM50 59H51V58H50ZM81 59H82V58H81ZM87 59H88V58H87ZM125 59H126V58H125ZM129 59H130V57H129ZM132 59H133V57H132ZM147 59H148V58H147ZM149 59H151V58H149ZM156 59H157V58H156ZM189 59H190V57H189ZM197 59H198V58H197ZM197 59H196V60H197ZM207 59H208V58H207ZM6 60H8V59H6ZM17 60H18V59H17ZM41 60H42V59H41ZM46 60H47V59H46ZM51 60H52V59H51ZM51 60H50V61H51ZM65 60H67V58H66ZM84 60H85V58H84ZM126 60H127V59H126ZM134 60L137 61V58L134 59ZM142 60H143V59H142ZM180 60H182V59H180ZM180 60H179V61H180ZM183 60H184V58H183ZM187 60H188V59L186 58V61H187ZM194 60H195V59H194ZM217 60H218V59H217ZM221 60H222V59H221ZM223 60H224V58H223ZM227 60H228V59H227ZM233 60H236V59H233ZM239 60H241V59H239ZM247 60H249V59H247ZM9 61H10V59H9ZM20 61H21V60H20ZM25 61H27V60H25ZM28 61H29V63H30V60H28ZM48 61H49V60H48ZM55 61H56V60H54V62H55ZM57 61H59V60H57ZM72 61L74 62V59H73ZM93 61H94V60H93ZM110 61H111V60H110ZM112 61H115V60H112ZM123 61H124V59H123ZM123 61H121V64H122ZM129 61H130V60H129ZM129 61H128V62H129ZM139 61H140V59H139ZM139 61H138V62H139ZM145 61H146V60H145ZM145 61H144V62H145ZM158 61H159V60H158ZM163 61H164V60H163ZM170 61H171V60H170ZM177 61H178V60H177ZM179 61L177 62V64H179ZM186 61H184V62H186ZM198 61H199V60H198ZM208 61H209V59H208ZM259 61H261V60H259ZM13 62H14V60L12 61V63H13ZM22 62H23V61H22ZM39 62L41 63L40 59H39ZM85 62H86V61H85ZM98 62H99V60H98ZM107 62H109V61H107ZM124 62H125V61H124ZM130 62H131V61H130ZM160 62H161V61H160ZM168 62H169V61H168ZM168 62L166 61V64H167ZM173 62H174V61H173ZM173 62H171V63H173ZM202 62H204V61H202ZM202 62H201V63H202ZM211 62H212V61H211ZM214 62H215V61H214ZM222 62H223V61H222ZM255 62H256V61H255ZM4 63H5V62H4ZM20 63H21V62H20ZM25 63H26V62H25ZM42 63H44V62H42ZM45 63H46V61H45ZM48 63H49V62H48ZM62 63H63V62H62ZM62 63H60V64H62ZM69 63H70V62H69ZM134 63H135V62H134ZM161 63H162V62H161ZM169 63H170V62H169ZM174 63H176V62H174ZM180 63H182V62L180 61ZM189 63H190V62H189ZM193 63H194V62H193ZM197 63H199V62H197ZM206 63H207V61H206ZM236 63H237V62H236ZM236 63H235V64H236ZM239 63H240V62H238V64H239ZM246 63H247V62H246ZM248 63H249V62H248ZM259 63H260V62H259ZM261 63H262V62H261ZM261 63H260V65H261ZM9 64H11V63H9ZM9 64H7V65H9ZM15 64H16V63H15ZM17 64H18V63H17ZM46 64H47V63H46ZM63 64H64V63H63ZM66 64H67V63H66ZM70 64H71V63H70ZM72 64H73V63H72ZM86 64H88V63H86ZM93 64H94V63L92 62V65H93ZM99 64H100V63H99ZM109 64H110V62H109ZM111 64H112V63H111ZM118 64H119V63H118ZM126 64H127V63H126ZM128 64H129V63H128ZM128 64H127V65H128ZM136 64H137V63H136ZM143 64H144V63H143ZM150 64H151V63H150ZM162 64H163V63H162ZM166 64H165V65L163 64V65L166 66ZM191 64H192V63H191ZM221 64H222V63H221ZM225 64H226V61H225ZM229 64H230V63H229ZM249 64H250V67H251V64H254V63L251 62V63H249ZM256 64H257V63H255V65H256ZM262 64H263V63H262ZM13 65H14V64H13ZM20 65H21V64H20ZM32 65H33V67H34V64H33V63H32ZM38 65H39V64H38ZM48 65H49V64H48ZM74 65H75V64H74ZM74 65H73V67H74ZM77 65H79V64H77ZM95 65H96V64H95ZM102 65H103V63H102ZM102 65H100V66H102ZM124 65H125V64H124ZM124 65H123V67H124ZM139 65H140V64H139ZM141 65H142V64H141ZM156 65H157V64H156ZM159 65H160V64H159ZM159 65H158V66H159ZM188 65H189V64H188ZM197 65H198V64H197ZM227 65H228V64H227ZM231 65H232V64H231ZM258 65H259V64H258ZM18 66H19V65H18ZM21 66H22V65H21ZM25 66H27V63H26ZM39 66H40V65H39ZM41 66H42V65H41ZM44 66H46V65H44ZM50 66H52V65H50ZM55 66H56V65H55ZM75 66H76V65H75ZM81 66H82V65H81ZM97 66H98V64H97ZM120 66H121V65H120ZM129 66H130V65H129ZM131 66H132V65H131ZM137 66H138V65H137ZM142 66H143V65H142ZM154 66H155V65H153V67H154ZM160 66H161V65H160ZM167 66H168V67H170V66L173 67V64L170 65V66H169V65H167ZM175 66H176V65H175ZM200 66H201V65H200ZM222 66H226V65H222ZM3 67H4V66H3ZM5 67H6V64H5ZM14 67H16V66H14ZM22 67H23V66H22ZM27 67L29 68V67H31V66L28 65ZM56 67H57V66H56ZM58 67H59V65H58ZM70 67H71V66H70ZM138 67H139V66H138ZM148 67H149V66H148ZM179 67H180V65H179ZM196 67H197V66H195L194 68H196ZM198 67H199V66H198ZM201 67H202V66H201ZM203 67H204V66H203ZM207 67H208V66H206V68H207ZM218 67H219V66H218ZM245 67H246V66H245ZM247 67H249V66L247 65ZM258 67H259V66H258ZM0 68H1V67H0ZM19 68H20V67H19ZM24 68H25V67H24ZM24 68H22V70H23ZM28 68H27V70H28ZM38 68L41 69V67H38ZM42 68H43V67H42ZM52 68H54V67H52ZM77 68H78V66H77ZM89 68H90V67H89ZM104 68H105V67L103 66V69H104ZM111 68H112V67H111ZM115 68H116V66H115ZM115 68H114V69H115ZM129 68H130V67H129ZM135 68H136V67H135ZM140 68H141V67H140ZM160 68H162V67H160ZM173 68H174V67H173ZM199 68H200V67H199ZM209 68H211V66H210ZM209 68H208V70H209ZM9 69H10V68H9ZM17 69H18V68H17ZM32 69H36V68H32ZM40 69H39V70H40ZM43 69H44V68H43ZM46 69H47V68H46ZM55 69H56V68H55ZM67 69H68V68H67ZM81 69H83V67H82ZM81 69H80V70H81ZM99 69H100V68H99ZM106 69H107V68H106ZM136 69H137V68H136ZM152 69H153V68H152ZM157 69H158V68H157ZM157 69H156V70H157ZM165 69H167V67H166ZM170 69H172V68H170ZM170 69H169V70H170ZM178 69H180V68H178ZM183 69H184V68H183ZM200 69H201V68H200ZM220 69H221V68H220ZM222 69L226 70V69L223 68V67H222ZM231 69H232V68H231ZM250 69H251V68H250ZM253 69H254V68H253ZM259 69H260V68H259ZM262 69H263V67H262ZM12 70H14L13 67H12ZM15 70H16V68H15ZM22 70H21V71H22ZM49 70L51 71V68H50ZM68 70H69V69H68ZM80 70H79V71H80ZM85 70H87V67H86ZM94 70H95V69H94ZM104 70H105V69H104ZM110 70H111V69H110ZM120 70H122V69H120ZM129 70H130V69H129ZM138 70H139V69H138ZM162 70H163V68H162ZM174 70H175V69H174ZM181 70H182V69H181ZM185 70H186V69H185ZM198 70H199V69H198ZM211 70H212V69H211ZM237 70H239V69H237ZM260 70H261V69H260ZM2 71H3V70H2ZM19 71H20V70H19ZM25 71H26V70H25ZM30 71H31V70H30ZM36 71H37V70H36ZM41 71H42V70H41ZM43 71H44V70H43ZM47 71H48V70H47ZM47 71H46V72H47ZM63 71H64V70H63ZM65 71H67V70H65ZM69 71H70V70H69ZM74 71H75V70H74ZM87 71H88V70H87ZM101 71H102V70H101ZM107 71H108V70H107ZM118 71H119V69H118ZM118 71H117V72H118ZM145 71H146V70H145ZM172 71H173V70H172ZM195 71H196V70H195ZM205 71H206V70H205ZM205 71H204V72H205ZM214 71H217V70L214 69ZM220 71H221V70H220ZM233 71H234V70H233ZM242 71H243V70H242ZM244 71H245V70H244ZM4 72H5V71H4ZM14 72H15V71H14ZM22 72H23L22 74L25 73L24 71H22ZM28 72H29V71H28ZM28 72H27V73H28ZM32 72H35V71H32ZM46 72H45V73H46ZM48 72H49V71H48ZM60 72H61V71H60ZM82 72H83V70H82ZM91 72H93V71H91ZM103 72H105V71H103ZM103 72H102V73H103ZM114 72H116V71L114 70ZM119 72H123V71H119ZM138 72L140 73V71H138ZM158 72H159V70H158ZM160 72H161V71H160ZM165 72H166V71H165ZM170 72H171V70L169 71V73H170ZM175 72L177 73V71H175ZM179 72H181V71H179ZM185 72H186V71H185ZM198 72H199V71H198ZM200 72H201V71H200ZM211 72H212V71H211ZM218 72H219V71H217V73H218ZM226 72H227V70H226ZM246 72H247V71H246ZM248 72H249V71H248ZM260 72H261V71H260ZM11 73H12V71H11ZM15 73L20 74L19 72H15ZM29 73H30V72H29ZM38 73H40V72L38 71ZM51 73H52V72H51ZM51 73H50V74H51ZM57 73H58V72H57ZM73 73H74V72H73ZM73 73H72V74H73ZM77 73H78V72H77ZM77 73H76V75H77ZM86 73H87V72H86ZM93 73H94V72H93ZM100 73H101V72H100ZM105 73H107V72H105ZM105 73H104V75H105ZM112 73H113V71H112ZM139 73H138V74H139ZM141 73H142V72H141ZM161 73H163V72H161ZM169 73H168V74H169ZM176 73H175V75H176ZM183 73H184V72H183ZM240 73H241V72H240ZM243 73H244V72H243ZM263 73H264V71H263ZM263 73H262V74H263ZM9 74H10V72H9ZM9 74H8V75H9ZM18 74H17V75H18ZM35 74H36V73H35ZM40 74H41V73H40ZM50 74H49V75H50ZM53 74H54V72H53ZM59 74H60V73H59ZM68 74L70 75L71 73H68ZM88 74H89V72H88ZM95 74H96V71H95V73H94L93 76H95ZM114 74H116V73H114ZM123 74H124V73H123ZM127 74H128V73H127ZM170 74H171V73H170ZM184 74H186V73H184ZM189 74H190V73H189ZM192 74H193V72H192ZM211 74H212V73H211ZM214 74H215V73H214ZM241 74H242V73H241ZM5 75H6V74H5ZM8 75H6V76H8ZM14 75H15V74H14ZM25 75H26V73H25ZM31 75H32V74H31ZM33 75H34V74H33ZM37 75H38V74H37ZM47 75H48V73H47ZM56 75H57V74H56ZM80 75H81V74H80ZM96 75H98V74H96ZM125 75H126V74H125ZM142 75H143V74H142ZM151 75H152V74H151ZM166 75H167V73H166ZM171 75H172V74H171ZM173 75H174V74H173ZM181 75H182V74H181ZM190 75H191V74H190ZM203 75H204V73H203ZM206 75H207V74H206ZM206 75H205V76H206ZM224 75H225V74H224ZM237 75H238V74H237ZM244 75H245V74H244ZM249 75H250V74H249ZM6 76H4V78H5ZM18 76H21V75H18ZM18 76H17V77H18ZM39 76H40V75H39ZM39 76H37V77H39ZM41 76H42V75H41ZM41 76H40V77H41ZM43 76H44V75H43ZM58 76H59V75H58ZM60 76H61V75H60ZM70 76H71V75H70ZM78 76H79V75H78ZM88 76H90V75H88ZM93 76H92V77H93ZM98 76H100V75H98ZM123 76H124V75H123ZM123 76H122V77H123ZM127 76H128V75H127ZM127 76H126V77H127ZM157 76H158V74H157ZM160 76H161V75H160ZM160 76H159V77H160ZM164 76H165V75H164ZM176 76H179V75H176ZM193 76H195V75H193ZM200 76H201V75H200ZM212 76H213V75H212ZM234 76H235V75H234ZM12 77H14L13 74H12ZM17 77H16V78H17ZM22 77H23V76H22ZM47 77H48V76H47ZM47 77H46L45 79H47ZM64 77H66V76H64ZM74 77H75V76H74ZM82 77H83V76H82ZM82 77H81V78H82ZM150 77H151V76H150ZM209 77H210V76H209ZM214 77H215V76H214ZM220 77H221V76H220ZM222 77H224V76H222ZM226 77H228V75H227ZM226 77H225V78H226ZM2 78H3V76H2ZM2 78H0V79L3 81ZM9 78H10V77H9ZM9 78H8V81H11V79L9 80ZM29 78H31V77L29 76ZM49 78H50V77H49ZM54 78H57V77H54ZM62 78H63V77H62ZM62 78H59V79L61 80ZM71 78H72V77H71ZM77 78H78V77H77ZM79 78H80V77H79ZM93 78H94V77H93ZM105 78H106V77H105ZM110 78L112 79V77H110ZM110 78H109V79H110ZM114 78H115V77H114ZM136 78H137V76H136ZM141 78H142V77H140V80H141ZM168 78H170V76H169ZM175 78H177V77H175ZM178 78H179V77H178ZM183 78H184V77H183ZM207 78H208V77H207ZM212 78H213V77H212ZM229 78H230V77H229ZM245 78H246V76H245ZM245 78H244V79H245ZM259 78H260V77H259ZM21 79H22V78H21ZM31 79H33V78H31ZM31 79H28V76H27V80H26V79H25V80H26V81H28V80L31 81ZM57 79H58V78H57ZM57 79H56V81H57ZM69 79H70V78H69ZM75 79H76V78H75ZM99 79H100V78H99ZM103 79H104V78H103ZM134 79H135V78H134ZM153 79H155V77H154ZM157 79H158V77H157ZM164 79H165V78H164ZM185 79H186V78H185ZM192 79H194V78H192ZM192 79H191V80H192ZM234 79H235V78H234ZM236 79L239 80V77L236 78ZM261 79H263V77H262ZM12 80H13V79H12ZM16 80H17V79H16ZM22 80H23V79H22ZM47 80L50 81V80H53V79H50V80L47 79ZM65 80H66V79H64L63 81H65ZM78 80H79V79H78ZM85 80H86V78H85ZM88 80H89V79H88ZM94 80H96V78H95ZM97 80H98V79H97ZM101 80H102V79H101ZM101 80H100V81H101ZM113 80H114V79H113ZM117 80H118V79H117ZM159 80H160V79H159ZM162 80H163V79H162ZM170 80H171V79H170ZM172 80H173V79H172ZM213 80H214V79H213ZM216 80H217V79H216ZM223 80H224V79H223ZM232 80H233V79H232ZM249 80H250V79H249ZM256 80H257V79H256ZM259 80H260V79H259ZM30 81H29V82H30ZM39 81H40V80H39ZM43 81H44V80H43ZM43 81H40L39 83H41V82H43ZM48 81H46V83H47ZM74 81H75V80H74ZM76 81H77V80H76ZM81 81H82V80H81ZM109 81H110V80H109ZM111 81H112V80H111ZM142 81H145L144 78H143ZM175 81H176V80H175ZM180 81H181V80H180ZM185 81L187 82V80H185ZM218 81H219V80H218ZM12 82H13V81H11L10 83H11V84H14V83H15V81H14L13 83H12ZM19 82L21 83V81H19ZM23 82H24V81H23ZM33 82H35V81H33ZM53 82H54V81H53ZM83 82H84V81H83ZM103 82H105V81H103ZM107 82H108V81H107ZM107 82H106V83H107ZM112 82H113V81H112ZM115 82H116V80L114 81V83H115ZM138 82H139V81H138ZM147 82H149V80H148ZM147 82H146V83H147ZM162 82H163V81H162ZM211 82H213V81H211ZM227 82H228V80H227ZM229 82H231V80H230ZM234 82H235V81H234ZM4 83H6V82L4 81ZM7 83H9V82H7ZM16 83H17V82H16ZM35 83H36V85H34V87L37 86V85L39 84V83H38V79H37V82H35ZM43 83H44V82H43ZM49 83H50V82H49ZM49 83H47V85H48ZM56 83H57V85H58V83H61V82L59 81V82H56ZM64 83H65V82H64ZM66 83H67V82H66ZM72 83H73V81H72ZM76 83H77V82H76ZM91 83H92V82H91ZM108 83H110V82H108ZM108 83H107L106 86L109 85ZM120 83H124V82H120ZM150 83H152V81H151ZM167 83H168V80H167ZM172 83H174V82H172ZM176 83H177V81H176ZM179 83H180V82H179ZM179 83H178V84H179ZM182 83H183V82H182ZM203 83H204V82H203ZM238 83H239V82H238ZM243 83H244V82H243ZM249 83H250V82H249ZM259 83H260V82H259ZM22 84H23V83H22ZM27 84H28V85H31V84H34V83H31V84H30V83H27ZM27 84H24V85L26 86ZM77 84H78V83H77ZM98 84H99V83H98ZM103 84H105V83H102V85H103ZM118 84H119V83H118ZM128 84H129V83H128ZM136 84H137V82H136ZM139 84H140V82L138 83V85H139ZM152 84H153V83H152ZM161 84H162V83H161ZM164 84H165V83H164ZM222 84H223V83H222ZM228 84H229V83H228ZM236 84H237V82H236ZM5 85H6V84H5ZM16 85H17V84H16ZM50 85H51V83H50ZM65 85H66V84H65ZM74 85H75V84H74ZM79 85H80V84H79ZM88 85H90V84H88ZM110 85H111V84H110ZM112 85H113V84H112ZM116 85H117V83H116ZM123 85H124V84H123ZM134 85H135V83H134ZM134 85H133V88H134ZM147 85H148V84H147ZM147 85H146V86H147ZM189 85H190V84H189ZM224 85H225V84H224ZM18 86H20V85H18ZM31 86H32V85H31ZM31 86H29V88H30ZM59 86H61V85H59ZM86 86H87V85H86ZM118 86L122 87V85H120V84H119ZM131 86H132V85H131ZM140 86H141L142 89H143V86H142V85H140ZM146 86H144V87H146ZM186 86H187V84H186ZM262 86H263V85H262ZM23 87H24V86H23ZM38 87H41V85L38 86ZM56 87H58V86H56ZM73 87H74V86H73ZM79 87H80V86H79ZM81 87H82V86H81ZM88 87H89V86H88ZM90 87H91V86H90ZM93 87H94V86H93ZM98 87H99V86H98ZM111 87H112V86H111ZM114 87H115V86H114ZM123 87H124V86H123ZM168 87H170V86H168ZM174 87H175V86H174ZM226 87H227V86H226ZM230 87H231V85H230ZM230 87H229V88H230ZM236 87H237V85H236ZM32 88H33V87H32ZM41 88H42V87H41ZM41 88H40V89H41ZM49 88H50V86H49ZM85 88H86V87H85ZM108 88H109V86H108ZM116 88H117V87H116ZM129 88H130V87H129ZM135 88H136V87H135ZM135 88H134V90H135ZM163 88H165V87H163ZM179 88H180V87H179ZM179 88H178V86L176 85V88H175V89H179ZM202 88H203V87H202ZM221 88H222V87H221ZM38 89H39V88H38ZM38 89H37V90H38ZM42 89H43V88H42ZM56 89H57V88H56ZM74 89H75V88H74ZM77 89H78V88H77ZM77 89H76V90H77ZM105 89H106V88H105ZM109 89L111 90V88H109ZM131 89H132V88H131ZM139 89H140V88H139ZM142 89H141V90H142ZM144 89H145V88H144ZM152 89H153V88H152ZM158 89H159V88H158ZM169 89H170V88H169ZM173 89H174V88H173ZM193 89H194V86H193ZM204 89H205V88H204ZM209 89H210V88H209ZM211 89H212V88H211ZM22 90H25V91H26V90H28V89H22ZM34 90H35V89H34ZM37 90H35V91H37ZM50 90H51V89H50ZM58 90H59V89H58ZM62 90H63V89H62ZM66 90H68V89H66ZM91 90H92V89H91ZM95 90H96V89H95ZM102 90H103V89H102ZM118 90H119V89H118ZM134 90H132V91H134ZM141 90H140V91H141ZM156 90H157V89H156ZM166 90H167V89H166ZM179 90H180V89H179ZM222 90H223V89H222ZM245 90H246V89H245ZM15 91H16V90H15ZM17 91H18V90H17ZM20 91H21V90H19V92H20ZM32 91H33V89H32ZM39 91H41V90H39ZM47 91H49V90H47ZM84 91H85V90H84ZM87 91L90 92L89 89H88ZM87 91L85 92L86 94H88ZM96 91H97V90H96ZM114 91H117V90H113V92H111V95H112V93L115 94ZM161 91H162V90H161ZM167 91H168V90H167ZM195 91H196V90H195ZM205 91H206V90H205ZM210 91H211V90H210ZM231 91H232V90H231ZM22 92H23V91H22ZM28 92H30V90H29ZM45 92H46V91H45ZM52 92H53V91L51 90V93H52ZM57 92H60V91H57ZM57 92H55V93H57ZM72 92H73V91H72ZM81 92H82V90H81L80 92H78V93H81ZM98 92H99V90H98ZM136 92H139V90L136 91ZM146 92H147V91H146ZM146 92H145V93H146ZM164 92H165V91H164ZM180 92H181V91H180ZM186 92H187V91H186ZM189 92H190V91H189ZM223 92H224V91H223ZM229 92H230V91H229ZM233 92H234V91H233ZM233 92H232V93H233ZM251 92H252V91H251ZM260 92H261V91H260ZM2 93H3L4 95H6V92H3V91H2ZM7 93H8V92H7ZM17 93H18V92H17ZM17 93H16V95H17ZM23 93H24V92H23ZM53 93H54V92H53ZM65 93H66V92H65ZM68 93H69V92H68ZM91 93H92V92H91ZM94 93H95V91H94L92 94H94ZM101 93H102V92H100V95H101ZM103 93H105V92L103 91ZM107 93H108V92H106L105 94H107ZM125 93H126V91H125ZM149 93H150V92H149ZM149 93H148V95H149ZM165 93H166V92H165ZM192 93H193V92H192ZM216 93H217V92H216ZM9 94L11 95L10 92H9ZM9 94H7L6 97L10 96ZM12 94H13V93H12ZM18 94H20V93H18ZM34 94H35V93H34ZM44 94L46 95V93H44ZM92 94H91V95H92ZM97 94H98V93H97ZM109 94H110V92H109ZM120 94H121V93H120ZM123 94H124V93H123ZM134 94H135V93H134ZM134 94H133V96L136 95V94H135V95H134ZM137 94H138V93H137ZM140 94H141V93H140ZM146 94H147V93H146ZM151 94H152V93H151ZM168 94H169V92H168ZM193 94H194V93H193ZM202 94H203V93H202ZM209 94H210V93H209ZM209 94H207V95H209ZM14 95H15V93H14ZM16 95H15V96H16ZM50 95H51V94H50ZM57 95H58V94H56V96H57ZM62 95H63V93H62ZM66 95H69V94H65V96H66ZM100 95H99V96H100ZM166 95H167V94H166ZM166 95H165V96H166ZM176 95H177V92H176ZM74 96H75V95H74ZM101 96L105 97L104 95H101ZM118 96H120V95H118ZM140 96H141V95H140ZM159 96H160V94H159ZM178 96H179V94H178ZM228 96H229V95H228ZM256 96H257V95H256ZM0 97H1V96H0ZM2 97L5 98V96H2ZM12 97H13V96H12ZM20 97H21V95H20ZM24 97H25V96H24ZM59 97H60V96H59ZM96 97H97V96H96ZM96 97H94V98L96 99ZM106 97H107V96H106ZM160 97H161V96H160ZM172 97H174V96H172ZM229 97H230V96H229ZM248 97H249V96H248ZM9 98H10V97H9ZM57 98H58V97H57ZM67 98H68V97H66V99H67ZM91 98H92V97H91ZM107 98H109V96H108ZM120 98H121V97H119V101H121ZM123 98H124V97H123ZM123 98H122V99H123ZM133 98H134V97H133ZM136 98H138V96H137ZM136 98H135V100H138V99H136ZM152 98H153V97H152ZM182 98H183V97H182ZM186 98H187V97H186ZM208 98H209V97H208ZM218 98H219V97H218ZM223 98H224V97H223ZM19 99H20V98H19ZM25 99H26V98H25ZM30 99H31V97H30ZM35 99H36V98H35ZM38 99H39V98H38ZM50 99H51V98H50ZM60 99H62V98H60ZM95 99H93L94 102L92 101L94 104H95V102H97V101H95ZM102 99H103V98H102ZM116 99H117V98H116ZM124 99H125V101H126V100H129V98H127V99L124 98ZM124 99H123L122 101H124ZM142 99H144V101L146 100V99L144 98V96H143ZM147 99H148V98H147ZM154 99H155V98H154ZM158 99H159V97H158ZM158 99H157V100H158ZM199 99H200V98H199ZM227 99H228V98H227ZM8 100H9V99H8ZM23 100H24V99H23ZM36 100H37V99H36ZM53 100H54V99H53ZM53 100H52V102H53ZM55 100H56V99H55ZM64 100H65V99H64ZM76 100H79V99H76ZM76 100H75V102H76ZM86 100H87V99H86ZM131 100H132V99H130L129 101H131ZM140 100H141V99H140ZM171 100H172V99H171ZM211 100H212V99H211ZM258 100H259V99H258ZM5 101H6L5 99L1 98V102H0V104H3ZM10 101H11V99H10ZM15 101H16V100H15ZM25 101H26V100H25ZM32 101H34V100H32ZM41 101H42V100H41ZM61 101H63V100H61ZM67 101H68V100H67ZM71 101H72V100H71ZM82 101H84V100H82ZM88 101H89V100H88ZM104 101H107V100H104V99H103V102H104ZM110 101H115V100H110ZM144 101L142 100V102H144ZM161 101H163V100H161ZM165 101H166V100H165ZM226 101H227V100H226ZM231 101H232V100H231ZM246 101H247V99H246ZM2 102H3V103H2ZM38 102H39V101H38ZM44 102H45V101H44ZM46 102H47V101H46ZM46 102H45V103H46ZM58 102H60V101L58 100ZM79 102H80V101H79ZM85 102H86V101H85ZM89 102H90V101H89ZM92 102H91V103H92ZM108 102H109V101H108ZM108 102H106V104H107ZM134 102H135V101H134ZM134 102H133V103H134ZM138 102H140V101H138ZM163 102H164V101H163ZM163 102H162V103H163ZM166 102H167V101H166ZM192 102H193V101H192ZM194 102H196V101L194 100ZM212 102H213V101H212ZM7 103H8V102H7ZM9 103H10V102H9ZM17 103H18V101H17ZM22 103H25V102H22ZM28 103H30V102H28ZM64 103L67 104L68 102H64ZM76 103H77V102H76ZM93 103H92V104H93ZM100 103H101V102H100ZM100 103H99V104H100ZM112 103H114V102H112ZM115 103H116V102H115ZM119 103H120V102H119ZM128 103H129V102H128ZM131 103H132V102H130L129 104H131ZM133 103H132V104H133ZM167 103H169V102H167ZM11 104H13V101H12ZM11 104H10V105H11ZM15 104H16V103H15ZM48 104H49V102H48ZM56 104H57V101H56ZM61 104H62V103H61ZM69 104H70V103H69ZM72 104H73V103H72ZM72 104H71V105H72ZM92 104H91V105H92ZM94 104H93V105H94ZM96 104H98V103H96ZM96 104H95V105H96ZM104 104H105V103H103V104L100 105V106L102 107ZM109 104H110V103H109ZM123 104H124V103H123ZM123 104H122V105H123ZM125 104H126V102H125ZM125 104L123 105L124 107H125ZM134 104H135V103H134ZM137 104H138V103H137ZM142 104H143V103H142ZM144 104H145V103H144ZM175 104H176V103H175ZM207 104H208V103H207ZM212 104H214V103H212ZM244 104H245V103H244ZM3 105H4V104H3ZM8 105H9V104H8ZM35 105H36V104H35ZM59 105H60V104H59ZM62 105H63V104H62ZM62 105H60V107H62ZM64 105H65V104H64ZM73 105H74V104H73ZM82 105H83V103H82ZM85 105H86V104H84L83 107H85ZM93 105H92V106H93ZM110 105H111V104H110ZM113 105H116V104H113ZM118 105L121 106L120 104H118ZM126 105H128V104H126ZM139 105H140V104H139ZM164 105H165V104H164ZM178 105H179V104H178ZM191 105H192V104H191ZM228 105H230V104H228ZM232 105H233V104H232ZM22 106H23V105H22ZM37 106H38V105H37ZM44 106H45V105H44ZM44 106H43V107H44ZM46 106H47V104H46ZM51 106H52V105H51ZM67 106H68V105H67ZM86 106H87V105H86ZM92 106H89V107L91 108ZM128 106H129V105H128ZM218 106H219V105H218ZM222 106H223V105H222ZM250 106H251V104L249 105V107H250ZM259 106H260V104H259ZM3 107H4V106H3ZM16 107H17V106H16ZM29 107H30V106H29ZM31 107H32V106H31ZM38 107H39V106H38ZM43 107H42V108H43ZM47 107H48V106H47ZM47 107H45V108H47ZM78 107H79V106H78ZM95 107H96V106H95ZM131 107H132V106H131ZM138 107H139V106H138ZM142 107H143V106H142ZM146 107H149V106H146V104H145V108H146ZM168 107H169V106H168ZM262 107H263V106H262ZM19 108L22 109L21 106H20ZM19 108H18V109H19ZM57 108H58V107H57ZM57 108H56V109H57ZM68 108H69V107H68ZM73 108H74V107H73ZM75 108L77 109V105H76ZM87 108H88V107H87ZM92 108H94V107H92ZM96 108H98V107H96ZM112 108H113V107H112ZM115 108H116V106H115ZM115 108H114V109H115ZM118 108H119V107H118ZM127 108H129V107H127ZM135 108H136V107H135ZM151 108H152V107H151ZM153 108H154V107H153ZM170 108H171V107H170ZM176 108H177V107H176ZM176 108H175V109H176ZM195 108H196V107H195ZM206 108H207V106H206ZM210 108H211V107H210ZM210 108H209V110H210ZM224 108H226V107L224 106ZM236 108H237V107H236ZM242 108H243V107H242ZM10 109H11V106L9 107V110H10ZM50 109H51V108H50ZM63 109L65 110V106H64ZM66 109H67V108H66ZM83 109H84V108H83ZM98 109H101V110H102V108H98ZM98 109H97V110H98ZM104 109H105V107H104ZM116 109H117V108H116ZM121 109H122V108H121ZM123 109H124V108H123ZM131 109H132V108H130V110H131ZM137 109H138V108H137ZM137 109H136V110H137ZM140 109H141V108H140ZM140 109H139V110H140ZM142 109L144 110V108H142ZM155 109H156V107H155ZM159 109H160V108H159ZM184 109H185V108H184ZM188 109H189V108H188ZM199 109H200V108H199ZM2 110H4V109L2 108V109L0 110V111H1V114H2ZM12 110H13V108H12ZM19 110H20V109H19ZM26 110H27V109H26ZM40 110H41V109H40ZM43 110H44V109H43ZM46 110H47V109H46ZM78 110H79V109H77V111H78ZM91 110H92V109H91ZM94 110L96 111V109L94 108L91 112H95ZM112 110H113V109H112ZM112 110H111V111H112ZM117 110H118V109H117ZM139 110H138V111H139ZM150 110H151V109H150ZM160 110L162 111V109H160ZM160 110H159V112H160ZM164 110H165V108H164ZM212 110H213V109H212ZM250 110H251V109H250ZM255 110H256V108H255ZM6 111H7V110H6ZM6 111H5V113H6ZM14 111H15V110H14ZM14 111H13V112H14ZM31 111H34V110H31ZM52 111H53V110H52ZM54 111H55V110H54ZM82 111H83V110H82ZM87 111H88V110H87ZM98 111H100V110H98ZM98 111H97V112H98ZM104 111H106V109H105ZM115 111H116V110H114V112H115ZM119 111H120V109H119ZM134 111H135V110H134ZM140 111H141V110H140ZM157 111H158V108H157ZM175 111H176V110H175ZM180 111H181V109H180ZM187 111H188V110H187ZM214 111H215V110H214ZM237 111H238V110H237ZM246 111H247V110H246ZM252 111H253V110H252ZM3 112H4V111H3ZM22 112H23V110H22ZM24 112H25V111H24ZM59 112H60V111H59ZM66 112H67V111H66ZM66 112H65V113H66ZM68 112L73 113L74 111L72 112V110H71V111H68ZM91 112L88 111V113H91ZM106 112H107V111H106ZM128 112H129V110H128ZM128 112H127V113H128ZM144 112H145V110L143 111V113H144ZM168 112H169V111H168ZM184 112H186V111H184ZM207 112H210V111H207ZM215 112H216V111H215ZM215 112H214V113H215ZM227 112H228V111H227ZM261 112H262V111H261ZM263 112H264V111H263ZM15 113H16V112H15ZM18 113H21V112H18ZM27 113H28V112H27ZM41 113H42V111H41ZM43 113H44V112H43ZM48 113H49V112H48ZM53 113L55 114V112H53ZM61 113H62V112H61ZM70 113H69V114L67 113V114H68V115H71ZM76 113H77V112H75L74 114H76ZM81 113H82V112H80V114H81ZM86 113H87V112H86ZM86 113H85V114H86ZM108 113H109V110H108ZM110 113H112V112H110ZM110 113H109V114H110ZM115 113H116V112H115ZM115 113H114V114H115ZM120 113H121V112H120ZM132 113H133V112H132ZM150 113H151V112H150ZM156 113H157V112H156ZM161 113H162V112H161ZM161 113H158V114L160 115ZM163 113H164V112H163ZM165 113H166V112H165ZM204 113H205V111H204ZM211 113H212V112H211ZM220 113H221V111H220ZM224 113H225V112H224ZM240 113H241V112H240ZM250 113H251V112H250ZM253 113H254V112H253ZM1 114H0V115H1ZM11 114H12V113H11ZM11 114H10V115L8 114V115L11 116ZM29 114H31V113L29 112ZM32 114H33V113H32ZM35 114H37V113H35ZM35 114H34V115H35ZM44 114H45V113H44ZM44 114H42V115H44ZM56 114H57V113H56ZM58 114H59V113H58ZM93 114H94V113H93ZM99 114H100V113H99ZM114 114H113V115H114ZM118 114H119V113H118ZM122 114H123V113H122ZM144 114L146 115V113H144ZM151 114H152V113H151ZM166 114H167V113H166ZM175 114H176V113H175ZM184 114H185V113H184ZM190 114H191V113H190ZM192 114H193V113H192ZM244 114H245V113H244ZM257 114H259V113H257ZM8 115H6L5 117H8ZM23 115H24V114H23ZM38 115H39V113H38ZM46 115H47V114H46ZM50 115H51V114H50ZM77 115L79 116V113H78ZM81 115H82V114H81ZM100 115H101V117L103 116L102 113H101ZM125 115H126V114H125ZM125 115H124V116H125ZM129 115H130V114H129ZM141 115H142V114H141ZM153 115H154V114H152V116H153ZM168 115H169V114H168ZM182 115H183V114H182ZM188 115H189V114H188ZM202 115H203V114H202ZM215 115H216V114H215ZM222 115H223V114H222ZM231 115H232V114H231ZM235 115H237V113H236ZM260 115H261V114H260ZM31 116H33V115H31ZM57 116H58V115H57ZM72 116H75V115H72ZM78 116H77V117H78ZM98 116H99V115H98ZM107 116H108V115H107ZM107 116H106V117H107ZM124 116H123V117H124ZM136 116H138V115H136ZM148 116H149V114H148ZM156 116H157V115H156ZM170 116H171V115H170ZM180 116H181V114H180ZM185 116H186V115H185ZM28 117H29V116H28ZM33 117H34V116H33ZM38 117H39V116H38ZM38 117L35 119L36 121H37ZM44 117H47V116L44 115ZM50 117H51V116H50ZM53 117H54V116H53ZM63 117H64V116H63ZM77 117H76V118H77ZM99 117H100V116H99ZM101 117H100V118H101ZM106 117H103V119L106 118ZM108 117H109V116H108ZM111 117H112V116H111ZM129 117H130V116H129ZM134 117H135V116H134ZM140 117H141V116H140ZM158 117H159V116H158ZM181 117H182V116H181ZM190 117H191V115H190ZM200 117H202L201 114H200ZM207 117H208V114H207ZM209 117H210V116H209ZM226 117H227V115H226ZM258 117H259V116H258ZM260 117H261V116H260ZM2 118H4V117L2 116ZM2 118H0V119H2ZM9 118H10V117H9ZM16 118H17V113H16ZM23 118H24V117H23ZM34 118H35V117H34ZM39 118H40V117H39ZM54 118H55V117H54ZM64 118H65V117H64ZM76 118H75V119H76ZM78 118H79V117H78ZM78 118H77V119H78ZM83 118H85V116H84ZM86 118H87V117H86ZM88 118H89V117H88ZM145 118H146V117H145ZM148 118H149V117H148ZM153 118H154V117H153ZM183 118H184V116H183ZM230 118H231V117H230ZM238 118H239V117H238ZM249 118H250V117H249ZM11 119H14V118H11ZM29 119H30V118H29ZM29 119H28V120H29ZM44 119H46V118H44ZM51 119H52V117H51ZM90 119H91V116H90ZM92 119H93V118H92ZM95 119H96V118H95ZM107 119H108V118H107ZM124 119H125V118H124ZM130 119H131V118H130ZM137 119H138V118H137ZM149 119H150V120H149ZM149 119H148V120L151 121L152 118L150 117ZM177 119H179V118H177ZM199 119H200V118H199ZM224 119H225V118H224ZM241 119H242V118H241ZM258 119H259V118H258ZM3 120H5V119H3ZM22 120H23V119H22ZM26 120H27V119H26ZM46 120H47V119H46ZM48 120H49V119H48ZM57 120H58V119H57ZM69 120H70V119H69ZM71 120H72V119H71ZM73 120H74V119H73ZM93 120H94V119H93ZM99 120H100V119H99ZM155 120H156V119H155ZM185 120H187V119L185 118ZM200 120H201V119H200ZM200 120H199V121H200ZM215 120H217V119H215ZM219 120H220V119H218V121H219ZM230 120H231V119H230ZM244 120L246 121L245 118H244ZM255 120H257V119H255ZM38 121H40V120H38ZM38 121H37V122H38ZM42 121H43V120H42ZM54 121H56V120L54 119ZM76 121H77V120H76ZM82 121H84V120H82ZM87 121H88V120H87ZM87 121H86V122H87ZM94 121H95V120H94ZM102 121H104V120H102ZM102 121H100V124H104V123H102ZM139 121H140V119H139ZM144 121H145V120H144ZM152 121H154V119H153ZM202 121H204V120H202ZM228 121H229V120H228ZM0 122H1V120H0ZM5 122H6V121H5ZM11 122H12V121H11ZM13 122H14V121H13ZM13 122H12V123H13ZM24 122H26V121H24ZM31 122H32V120H31ZM37 122H36V123H37ZM52 122H53V121H52ZM57 122H58V121H57ZM57 122H56V124H58ZM62 122H63V121H62ZM66 122H67V121H66ZM68 122H69V121H68ZM74 122H75V121H74ZM74 122H73V123H74ZM84 122H85V121H84ZM90 122H92V120H90ZM106 122H107V121H106ZM106 122H105V123H106ZM137 122H138V121H137ZM159 122H160V121H159ZM163 122H164V121H163ZM180 122H181V121H180ZM204 122H206V121H204ZM211 122H212V121H211ZM211 122H210V123H211ZM237 122H238V121H237ZM237 122H235V123H237ZM239 122H240V121H239ZM259 122H260V121H259ZM7 123H8V122H7ZM20 123H22V122L20 121ZM20 123H19V124H20ZM38 123H39V122H38ZM38 123H37V124H38ZM45 123H46V122H45ZM48 123H49V121H48ZM48 123H46V124H48ZM53 123H54V122H53ZM73 123H72V124H73ZM79 123H81V122L79 121ZM92 123H95V122H92ZM127 123H129V122H127ZM181 123H182V122H181ZM194 123H195V122H194ZM194 123H193V124H194ZM208 123H209V122H208ZM208 123H207V125H208ZM210 123H209V124H210ZM213 123H214V122H213ZM221 123H222V122H221ZM226 123H227V122H226ZM249 123H250V122H249ZM3 124H5V123L3 122ZM9 124H10V123H9ZM13 124H14V123H13ZM23 124H25V123H22L21 125L23 126ZM27 124H28V122H27ZM60 124H61V123H60ZM83 124H86V123H83ZM87 124H88V123H87ZM87 124H86V125H87ZM138 124H139V122H138ZM152 124H153V123H152ZM152 124H150V125H152ZM155 124H156V122H155ZM223 124H224V123H223ZM223 124H222V125H223ZM230 124H231V123H230ZM230 124H228V128L230 127V126H229ZM254 124H255V122H254ZM263 124H264V123H263ZM6 125H7V124H6ZM43 125H44V124H43ZM43 125H42V126H43ZM50 125H51V121H50ZM52 125H53V124H52ZM54 125H55V124H54ZM64 125H65V124H64ZM66 125H67V124H66ZM69 125H71V124H69ZM74 125H75V124H74ZM76 125H77V124H76ZM79 125H80V124H79ZM94 125H95V124H94ZM108 125H109V124H108ZM130 125H131V124H130ZM133 125H134V124H133ZM140 125H142V124H139V126H140ZM145 125H147V124H145ZM153 125H154V124H153ZM157 125H158V124H156L155 126H157ZM161 125H162V124H161ZM198 125H199V122H198ZM210 125H211V124H210ZM215 125H216V124H215ZM215 125H214V126H215ZM243 125H244V124H243ZM26 126H27V125H26ZM26 126H25V127H26ZM28 126L30 127L31 125H28ZM32 126H33V124H32ZM48 126H49V125H48ZM58 126H60V125L58 124ZM62 126H63V125H62ZM67 126H68V125H67ZM95 126H96V125H95ZM95 126H93L94 130H95ZM117 126H118V125H117ZM121 126H122V125H121ZM135 126H137V125H135ZM164 126H165V125H164ZM188 126H189V125H188ZM188 126H187V127H188ZM195 126H197V124H196ZM199 126H201V125H199ZM202 126H203V125H202ZM211 126H213V125H211ZM211 126H209V127H211ZM239 126H240V125H239ZM245 126H246V125H245ZM248 126H249V125H248ZM5 127H6V126H4V129H5ZM25 127H24V128H25ZM35 127H36V126H35ZM54 127H55V126H54ZM68 127H69V129H70V126H68ZM73 127H74V126H73ZM77 127H79V129L81 128V127L78 126V125H77ZM82 127H85V128H86V126H82ZM91 127H92V126H91ZM99 127H100V126H99ZM101 127H102V126H101ZM101 127H100V130H101ZM115 127H116V126H115ZM145 127H147V126H145ZM187 127H186V130H187ZM224 127H225V125H224ZM235 127H236V126H235ZM262 127H263V126H262ZM9 128H10V127H9ZM11 128H12V130H13V127H11ZM15 128H16V127H15ZM36 128H37V127H36ZM47 128H49V127H47ZM47 128H46V129H47ZM52 128H53V126H52ZM57 128H58V127H56V129H57ZM89 128H90V126H89ZM125 128H126V127H125ZM132 128H133V127H132ZM135 128H136V127H135ZM138 128H139V127H138ZM143 128H144V127H143ZM155 128H156V127H155ZM158 128H159V127H158ZM160 128H162V127H160ZM203 128H204V127H203ZM219 128H222V129H223V127H220V126H219ZM17 129H18V128H16V130H17ZM28 129H29V128H28ZM33 129H34V128H33ZM33 129H32V130H33ZM37 129H38V128H37ZM46 129H45V130H46ZM54 129H55V128H54ZM56 129H55L54 131H56ZM61 129H62V128H61ZM61 129H60V130H61ZM69 129H68V130H69ZM75 129H77L76 126H75ZM90 129H91V128H90ZM90 129H89V130H90ZM149 129H150V128H149ZM162 129H163V128H162ZM173 129H174V128H173ZM176 129H179V128H176ZM180 129H181V128H180ZM197 129H198V128H197ZM211 129H212V128H211ZM215 129H216V128H215ZM233 129H234V128H233ZM251 129H252V128H251ZM258 129H259V128H258ZM19 130H20V129H19ZM49 130H50V129H49ZM57 130H58V129H57ZM73 130H74V129H73ZM80 130H81V129H80ZM80 130H79V131H80ZM86 130L88 131V129H86ZM98 130H99V129H98ZM115 130H118V129H115ZM156 130H157V129H156ZM156 130H155V131H156ZM168 130H169V129H168ZM168 130H167V131H168ZM189 130H190V128H189ZM202 130H203V129H202ZM219 130H220V129H219ZM238 130H239V129H238ZM242 130H243V129H242ZM249 130H250V129H249ZM249 130H248V131H249ZM47 131H48V130H47ZM54 131H53L52 133H54ZM61 131H62V130H61ZM74 131H75V130H74ZM83 131H84V130H83ZM83 131H82V132H83ZM157 131H158V130H157ZM163 131H164V130H163ZM172 131H173V130H172ZM217 131H218V130H217ZM222 131H223V130H222ZM257 131H259V130H257ZM263 131H264V130H263ZM8 132H9V130H8ZM14 132H15V131L13 130V133H14ZM21 132H22V129H21ZM30 132H31V131H29V133H30ZM70 132H71V131H70ZM80 132H81V131H80ZM80 132H79V133H80ZM82 132H81V133H82ZM88 132H89V131H88ZM98 132H99V131H98ZM118 132H119V131H118ZM141 132H142V130H141ZM148 132H150V131H148ZM196 132H197V131H196ZM234 132H235V131H234ZM259 132H260V131H259ZM1 133H3V132L1 131ZM11 133H12V132H11ZM27 133H28V132H27ZM27 133H26V134H27ZM31 133H32V132H31ZM33 133H34V130H33ZM36 133H38V132H36ZM47 133H48V132H47ZM59 133H61V132H59ZM59 133H57V134L59 135ZM67 133L69 134L68 131H67ZM72 133H74V132H72ZM83 133H84V132H83ZM92 133H93V132H92ZM100 133H101V132H100ZM102 133H103V132H102ZM102 133H101V134H102ZM119 133H120V132H119ZM121 133H122V132H121ZM123 133H124V132H123ZM131 133H132V132H131ZM143 133H144V132H143ZM143 133H142V134H143ZM146 133H147V132H146ZM170 133H171V132H170ZM191 133H192V132H191ZM199 133H200V132H199ZM219 133H220V132H219ZM242 133H243V132H242ZM251 133H252V132H250V135H252ZM9 134H10V133H9ZM15 134H16V133H15ZM26 134H25V135H26ZM39 134H42V132H40ZM43 134H44V133H43ZM45 134H46V133H45ZM49 134H50V133H49ZM110 134H111V133H110ZM137 134H140V133H137ZM137 134H134V135H137ZM150 134H151V133H150ZM160 134H161V132H160ZM173 134H175V133H173ZM173 134H172V135H173ZM179 134H180V133H179ZM202 134H203V133H202ZM206 134H207V133H206ZM221 134H222V133H221ZM232 134H233V133H232ZM243 134H244V133H243ZM247 134L249 135V133H247ZM259 134H260V133H259ZM261 134H262V133H261ZM261 134H260V135H261ZM10 135H11V134H10ZM29 135H30V134H29ZM29 135H28V136H29ZM33 135H34V134H33ZM33 135H32V136H33ZM64 135H65V134H64ZM73 135H74V134H72L71 137H73ZM76 135H77V134H76ZM76 135H74V136H76ZM78 135H80V134H78ZM86 135H87V134H86ZM120 135H122V134H120ZM140 135H141V134H140ZM189 135H190V134H189ZM191 135H192V134H191ZM18 136H19V135H18ZM28 136L26 135V139H27ZM40 136H42V135H40ZM43 136H44V135H43ZM50 136H51V135H50ZM55 136H57V135H55ZM55 136H54V137H55ZM62 136H63V135H62ZM93 136H94V135H93ZM107 136H108V135H107ZM138 136H139V135H138ZM153 136H154V135H153ZM169 136H170V135H169ZM173 136H174V135H173ZM226 136H228V135H226ZM232 136H233V135H232ZM263 136H264V135H263ZM1 137L4 138V136H1ZM1 137H0V139H2ZM9 137H11V136H9ZM19 137H20V136H19ZM23 137H24V136H23ZM34 137H35V135H34ZM64 137H65V136H64ZM66 137H67V134H66ZM89 137H90V135H89ZM97 137H98V136H97ZM97 137H96V139H97ZM101 137H102V136H101ZM110 137H111V136H110ZM159 137H160V136H159ZM184 137L186 138V136H184ZM190 137H191V136H190ZM193 137H194V135H193ZM215 137H216V136H215ZM223 137H224V136H223ZM11 138H13V137H11ZM37 138H38V137H37ZM47 138H48V136H47ZM51 138H52V137H51ZM74 138H76V137H74ZM78 138H79V137H78ZM83 138H85V136H84ZM99 138H100V136H99ZM99 138H98V139H99ZM118 138H119V137H118ZM136 138H137V137H136ZM141 138H142V137H141ZM144 138H145V137H144ZM147 138H148V137H147ZM151 138H152V136H151ZM203 138H204V137H203ZM211 138H213V137H211ZM227 138H228V137H227ZM235 138H236V137H235ZM242 138H243V137H242ZM14 139H15V138H14ZM31 139H32V138H31ZM40 139L42 140L43 137L40 138ZM40 139H38V140L40 141ZM49 139H50V138H48V140H49ZM54 139H55V138H54ZM57 139H58V138H57ZM63 139H64V138H63ZM68 139H69V138H68ZM70 139H71V138H70ZM72 139H73V138H72ZM80 139H81V138H80ZM94 139H95V138H94ZM96 139L94 140L95 142H96ZM102 139H104V138L102 137ZM123 139H124V138H123ZM139 139H140V138H138V140H139ZM183 139H184V138H183ZM208 139H209V137H208ZM221 139H222V137H221ZM232 139H233V138H232ZM250 139H251V138H250ZM5 140H6V139H5ZM7 140H8L7 142H11V141H12V140L9 141V138H8ZM15 140H17V138H16ZM28 140H29V139H28ZM33 140H34V139H33ZM38 140H36V141L38 142ZM51 140H52V139H51ZM76 140H77V139H76ZM85 140H86V139H85ZM85 140H84V141H85ZM136 140H137V139H136ZM143 140H144V139H143ZM148 140H149V139H148ZM150 140H151V139H150ZM155 140H156V139H155ZM168 140H169V139H168ZM175 140H176V139H175ZM187 140H188V139H187ZM187 140H186V141H187ZM200 140H201V139H200ZM224 140H225V139H224ZM236 140H237V138H236ZM247 140H248V138H247ZM252 140H253V139H252ZM252 140H249V141H252ZM260 140H261V139H260ZM18 141H19V140H18ZM20 141H21V143H22V140H20ZM55 141H56V139H55ZM55 141H54V142H55ZM69 141H70V140H69ZM79 141H80V140H79ZM86 141H87L86 145H88V140H86ZM86 141H85V142H86ZM124 141H125V140H124ZM131 141H132V140H131ZM144 141H145V140H144ZM151 141H153V138H152ZM156 141H159V138H158V140H156ZM217 141H218V140H217ZM222 141H223V139H222ZM232 141H233V140H232ZM238 141H240V139H239ZM253 141H254V140H253ZM263 141H264V140H263ZM2 142H3V141H2ZM29 142H30V141H29ZM42 142H43V141H42ZM44 142H45V141H44ZM51 142H52V141H51ZM54 142H53V143H54ZM58 142H59V141H58ZM58 142H57V144H58ZM64 142H65V141H64ZM67 142H68V141H67ZM85 142H84V143H85ZM90 142H91V140H90ZM92 142H93V139H92ZM100 142H101V141H100ZM100 142H99V144H100ZM106 142H107V141H106ZM106 142H105V143H106ZM142 142H143V141H142ZM148 142H149V141H148ZM168 142H169V141H168ZM193 142H194V140H193ZM200 142H201V141H200ZM209 142H210V141H209ZM212 142H213V141H212ZM241 142H242V141H241ZM261 142H262V141H261ZM3 143H4V142H3ZM27 143H28V141H27ZM32 143H33V142H32ZM40 143H41V142H40ZM59 143H61V141H60ZM73 143H75V142H72V144H73ZM103 143H104V141H103ZM114 143H115V142H114ZM114 143H113V144H114ZM118 143H119V142H118ZM136 143H137V142H136ZM154 143H155V142H154ZM159 143H160V142H159ZM159 143H158V144H159ZM164 143H167V142H164ZM194 143H195V142H194ZM218 143H219V142H218ZM218 143H217V144H218ZM221 143H222V142H221ZM221 143H220V144H221ZM237 143H239V142H237ZM251 143H252V142H251ZM1 144H2V143H1ZM7 144H8V143H7ZM17 144H18V143H17ZM23 144H24V143H23ZM46 144H47V142H46ZM65 144H66V142H65ZM78 144H79V142L77 141L76 145H78ZM96 144H97V143H96ZM96 144H94V145H96ZM99 144H97V145H99ZM107 144H108V143H107ZM140 144H141V143H140ZM155 144H156V143H155ZM191 144H192V143H191ZM229 144H230V143H229ZM231 144H232V143H231ZM243 144H245V143H243ZM246 144H247V143H246ZM249 144H250V143H249ZM261 144H262V143H261ZM11 145H12V144H11ZM33 145H34V144H33ZM38 145H40V144L38 143ZM48 145H49V143H48ZM52 145H54V144H51V146H52ZM58 145H59V144H58ZM60 145H61V144H60ZM68 145H69V143H68ZM86 145H85V146H86ZM89 145H90V143H89ZM115 145H116V144H115ZM134 145H135V144H134ZM147 145H149V144H147ZM152 145H153V143H152ZM167 145H169V144H167ZM185 145H186V144H185ZM194 145H195V146H198V144H197V145L194 144ZM212 145L215 146L214 144H212ZM212 145H211V146H212ZM224 145H225V144H224ZM226 145H227V144H226ZM240 145H241V144H240ZM252 145H253V144H252ZM3 146H4V144H3ZM5 146H7L6 143H5ZM9 146H10V145H9ZM25 146H26V145H25ZM41 146H42V144H41ZM43 146H44V145H43ZM63 146H65V145H63ZM82 146H83V145H82ZM91 146H92V145H91ZM102 146L104 147V145H101V147H102ZM106 146H107V145H106ZM121 146H122V145H121ZM125 146H127V145H125ZM144 146H146V145L144 144ZM182 146H183V145H182ZM202 146H203V145H202ZM205 146H206V145H205ZM219 146H220V145H219ZM228 146H229V145H228ZM233 146H234V145H232L231 147H233ZM241 146H242V145H241ZM254 146H255V145H254ZM1 147H2V146H1ZM20 147H21V146H20ZM26 147L28 148V146H26ZM30 147H32V146H30ZM33 147H34V146H33ZM36 147H38V146H36ZM36 147H35V148H36ZM48 147H50V146H48ZM76 147H77V146H76ZM86 147H87V146H86ZM123 147H124V146H123ZM129 147H130V146H129ZM156 147H157V146H156ZM160 147H162V145H161ZM166 147H167V146H166ZM180 147H181V146H180ZM183 147H184V146H183ZM222 147H223V146H222ZM225 147H226V146H225ZM239 147H240V146H239ZM242 147H243V146H242ZM249 147H250V146H249ZM252 147H253V146H252ZM14 148H15V147H14ZM21 148H22V147H21ZM45 148H46V147H45ZM51 148H52V147H51ZM55 148L58 149L57 147H55ZM72 148H73V147H72ZM80 148H81V147H80ZM87 148H88V147H87ZM99 148H100V146H99ZM130 148H132V147H130ZM152 148H153V147H152ZM169 148H170V147H169ZM175 148H176V147H175ZM192 148H193V147H192ZM198 148H199V147H198ZM205 148H207V146H206ZM209 148H211V147H209ZM217 148H219V147H217ZM226 148H229V147H226ZM246 148H247V146H246ZM255 148H256V147H255ZM257 148H258V147H257ZM9 149H10V148H9ZM16 149L18 150V148H16ZM19 149H20V148H19ZM23 149H24V148H23ZM23 149H22V150H23ZM39 149H40V148H39ZM63 149H64V147H63ZM67 149H68V147H67ZM74 149H75V148H74ZM78 149H79V148H78ZM78 149H77V150H78ZM90 149H93V148L90 147ZM90 149H88V150H90ZM95 149L98 150L97 147H96ZM95 149H94V150H95ZM109 149H110V148H109ZM109 149H108V150H109ZM111 149H112V148H111ZM126 149H127V148H126ZM126 149H125V150H126ZM128 149H129V148H128ZM136 149H137V148H135V150H136ZM150 149H151V147H150ZM164 149H165V148H164ZM170 149H171V148H170ZM173 149H174V148H173ZM187 149H188V148H187ZM196 149H197V148H196ZM200 149H202V148H199V150H200ZM234 149H235V148H234ZM240 149H241V148H240ZM2 150H3V149H2ZM12 150H13V149H12ZM24 150H27V149H24ZM24 150H23V151H24ZM36 150H37V153H39V152H38V149H36ZM41 150H42V149H41ZM54 150H55V149H54ZM65 150H66V147H65ZM72 150H73V149H72ZM72 150H71V151H72ZM97 150H96V152H98ZM101 150H103V149H101ZM104 150H105V149H104ZM104 150H103V151H104ZM112 150H113V149H112ZM112 150H111V151H112ZM114 150H115V149H114ZM148 150H149V147H148ZM148 150H147V151H148ZM151 150H152V149H151ZM154 150H155V149H153V151H154ZM204 150H205V149H204ZM206 150H207V149H206ZM212 150H213V149H212ZM212 150H211V151H212ZM238 150H239V149H238ZM248 150H249V149H248ZM60 151H61V150H60ZM71 151H69V152H71ZM75 151H76V149H75ZM79 151H80V149H79ZM84 151H85V150H84ZM91 151H92V150H91ZM149 151H150V150H149ZM155 151H156V150H155ZM155 151H154V152H155ZM158 151H159V150H158ZM161 151H162L161 153H163V149H162ZM197 151H198V149H197ZM213 151H214V150H213ZM213 151H212V152H213ZM219 151H220V150H219ZM225 151H226V150H225ZM255 151H256V150H255ZM255 151H254V154H255ZM261 151H262V150H261ZM9 152H10V150H9ZM9 152H8V156H10V155H9ZM19 152H20V151H19ZM31 152H32V151H31ZM31 152H30V153H31ZM65 152H66V151H65ZM76 152H77V151H76ZM85 152H86V151H85ZM99 152H100V151H99ZM99 152H98V156L100 155ZM108 152H109V151H108ZM120 152H122V151H120ZM126 152H127V151H126ZM140 152H142V151H140ZM150 152H151V151H150ZM164 152L166 153V151H164ZM167 152H168V151H167ZM180 152H182V151H180ZM184 152H185V151H184ZM193 152H194V151H193ZM195 152H196V151H195ZM199 152H200V151H199ZM215 152L218 153L217 151H215ZM220 152H222V151H220ZM226 152H227V151H226ZM257 152H258V151H257ZM0 153H1V152H0ZM2 153L4 154V151H2ZM13 153H14V152H13ZM15 153H16V150H15ZM27 153H28V151H27ZM53 153H54V152H53ZM61 153H63V151H61ZM61 153H60V155H61ZM67 153H68V152H67ZM74 153H75V152H74ZM77 153H78V152H77ZM92 153H95V152L93 151ZM118 153H119V152H118ZM161 153H159V154H161ZM186 153H188V152H186ZM196 153H197V152H196ZM207 153H208V152H207ZM207 153H206L205 155H207ZM242 153H243V151H242ZM249 153L251 154V152H249ZM6 154H7V152H6ZM16 154H18L17 156H19V154H22V151H21V153H16ZM16 154H15V155H16ZM41 154H42V153H41ZM57 154H59V153H58V150H57ZM57 154H56V155H57ZM88 154H90V152H89ZM151 154H152V153H151ZM151 154H150V155H151ZM201 154H202V153H201ZM209 154H210V153H208V155H209ZM219 154H220V153H219ZM219 154H218V155H219ZM223 154H224V153H223ZM228 154H229V152H228ZM4 155H5V154H4ZM28 155H30V154H28ZM31 155H32V153H31ZM35 155H37V154H35ZM62 155H63V154H62ZM62 155H61V158H63ZM65 155H66V154H65ZM92 155H93V154H92ZM101 155H102V153H101ZM104 155H105V154H103V156H104ZM107 155H109V154L107 153ZM112 155H113V154H112ZM114 155H115V154H114ZM125 155H126V154H125ZM125 155H124V156H125ZM135 155H136V154H135ZM145 155H146V154H145ZM147 155H148V154H147ZM178 155H179V154H178ZM178 155H177V156H178ZM192 155H193V154H192ZM221 155H222V153H221ZM247 155H249V154H247ZM247 155H246V156H247ZM258 155H259V153H258ZM260 155H261V153H260ZM1 156H3V155H1ZM17 156H16V157H17ZM38 156H39V155H38ZM38 156H36V157H38ZM40 156H41V155H40ZM47 156H48V155H47ZM49 156H50V155H49ZM49 156H48V158H49ZM68 156H69V154H68ZM70 156H72V155L70 154ZM70 156H69V158H70ZM75 156H76V153H75ZM79 156H80V155H79ZM81 156H82V155H81ZM85 156H86V155H85ZM85 156H84V158H85ZM87 156H88V155H87ZM89 156H91V155H89ZM93 156H94V155H93ZM96 156H97V155H96ZM109 156H110V155H109ZM109 156H108V157H109ZM118 156H119V155H118ZM143 156H144V155H143ZM156 156H157V155H156ZM159 156H160V155H159ZM161 156H163L162 158H163V160H164V155H161ZM166 156H167V155H166ZM194 156H195V155H194ZM196 156H198V155H196ZM212 156H213V155H212ZM261 156H262V155H261ZM13 157H14V156H13ZM22 157H23L22 159H24V156H22ZM33 157H34V156H32V158H33ZM51 157H52V156H51ZM51 157H50V158H51ZM58 157H59V155H58ZM108 157H107V159H108ZM114 157H115V156H114ZM116 157H117V155H116ZM116 157H115V158H116ZM137 157H138V156H137ZM183 157H184V156H183ZM189 157H190V156H189ZM240 157H241V156H240ZM0 158H2V157H0ZM17 158H18V157H17ZM30 158H31V157H30ZM44 158H45V157H44ZM44 158H43V159H44ZM87 158H88V157H87ZM95 158L97 159L98 157H95ZM101 158H104V157H101ZM109 158H111V157H109ZM117 158H118V157H117ZM142 158H143V157H142ZM145 158H147V157L145 156ZM153 158H154V155H153ZM157 158H158V157H157ZM157 158H156V159H157ZM162 158H161V159H162ZM190 158H191V157H190ZM200 158L203 159V157H200ZM208 158L211 159L210 156H208ZM208 158L206 157L205 160H209ZM212 158H213V157H212ZM219 158L221 159V157H219ZM262 158H263V157H262ZM5 159H9V158H5ZM13 159H14V158H13ZM36 159H37V158H36ZM43 159L41 158V161H42ZM72 159H73V158H72ZM72 159H71V160H72ZM85 159H86V158H85ZM92 159H93V158H92ZM125 159H126V158H125ZM147 159H148V158H147ZM154 159H155V158H154ZM166 159H167V158H166ZM168 159H169V158H168ZM173 159H174V158H173ZM192 159H193V158H192ZM216 159H217V158H216ZM222 159H223V158H222ZM222 159H221V160H222ZM252 159H253V158H252ZM255 159H256V158H255ZM0 160H2V159H0ZM3 160H4V159H3ZM19 160H20V159H19ZM27 160H28V159H27ZM31 160H32V159H31ZM38 160H39V159H38ZM45 160H46V159H45ZM51 160H52V159H51ZM62 160H63V159H61V161H62ZM66 160H67V159H66ZM73 160H75V159H73ZM76 160H77V158H76ZM87 160H88V159H87ZM93 160H94V159H93ZM108 160L111 161L110 159H108ZM108 160H107V161H108ZM113 160H115V159L113 158ZM120 160H121V159H120ZM123 160H124V159H123ZM181 160H182V159H181ZM184 160H185V159H184ZM213 160H214V158H213ZM239 160L241 161L240 158H239ZM245 160H246V159H245ZM248 160H249V159H247V162H248ZM32 161H33V160H32ZM61 161H60V162H61ZM88 161L90 162V160H88ZM94 161H95V160H94ZM115 161H116V160H115ZM156 161H157V160H156ZM159 161H160V160H159ZM159 161H158V162H159ZM165 161H166V160H165ZM193 161H194V160H193ZM195 161H196V160H195ZM199 161H200V160H199ZM202 161H203V160H202ZM218 161H219V160H218ZM5 162H7V161H5ZM25 162H26V157H25ZM35 162H36V160H35ZM45 162H48V161H45ZM52 162H53V160H52ZM54 162H55V161H54ZM66 162H67V161H66ZM69 162H70V161H69ZM80 162H81V161H80ZM95 162H97V161H95ZM117 162H118V160H117ZM122 162H123V161H122ZM130 162H131V161H130ZM136 162H137V161H136ZM153 162H154V161H153ZM162 162H163V161H162ZM172 162H174V161H172ZM184 162H185V161H184ZM211 162H213V161H211ZM214 162H216V164H217V161L214 160ZM220 162H221V161H220ZM242 162H243V161H242ZM11 163H13V162H11ZM11 163H9V164H11ZM16 163H18V162H16ZM19 163H20V162H19ZM27 163H28V162H27ZM48 163H49V162H48ZM57 163L59 164V162H56V164H57ZM70 163H72V162H70ZM84 163H86V162H84ZM92 163H94V162L92 161ZM140 163H141V161H140ZM142 163H143V162H142ZM146 163H148V162H146ZM176 163H177V162H176ZM196 163H197V162H196ZM202 163H203V162H202ZM204 163H206V161H205ZM208 163H209V161H208ZM222 163H223V160H222ZM222 163H221V164H222ZM232 163H233V162H232ZM255 163H256V162H255ZM7 164H8V163H6V165H7ZM44 164H45V163H44ZM54 164H55V163H54ZM58 164H57V165H58ZM120 164H121V163H120ZM154 164H155V162H154ZM160 164H161V163H160ZM160 164H159V166H160ZM177 164H178V163H177ZM211 164H212V163H211ZM219 164H220V163H218V165H219ZM224 164H226V162H224ZM236 164H237V163H236ZM250 164H251V163H250ZM258 164H259V163H258ZM2 165H3V164H2ZM13 165H14V164H13ZM13 165H12V166H13ZM21 165H22V164H21ZM29 165H30V164H29ZM33 165H37V164L34 163ZM33 165H32V163H31V166H33ZM39 165H40V163H39ZM39 165H38L37 167H39ZM57 165H55V166H57ZM62 165H64V164H62ZM62 165H60V166H62ZM78 165H79V164H78ZM80 165H82V164H80ZM124 165H125V163H124ZM124 165H121V166H124ZM140 165H141V164H140ZM145 165H146V164H145ZM164 165H165V164H164ZM167 165H168V164H167ZM188 165H189V162H188ZM200 165H201V164H200ZM206 165H207V163H206ZM218 165H217V166H218ZM226 165H227L228 167L230 166V164H226ZM231 165H232L231 167H234L233 164H231ZM244 165H245V164H244ZM259 165H260V164H259ZM7 166H8V165H7ZM18 166H19V164H18ZM26 166H27V165H26ZM71 166H73V165H71ZM76 166H77V165H75V167H76ZM84 166H85V165H84ZM92 166H93V164H92ZM94 166H95V165H94ZM113 166H114V165H113ZM116 166H117V165H116ZM126 166H127V165H126ZM146 166H148V165H146ZM149 166H150V165H149ZM149 166H148V168H149ZM153 166H154V165H153ZM165 166H166V165H165ZM174 166H175V165H174ZM202 166H203V165H202ZM214 166H215V165H214ZM223 166H224V165H223ZM227 166H226V168H227ZM246 166H248V165H246ZM27 167H28V166H27ZM29 167H30V166H29ZM34 167H35V166H34ZM46 167H48V166H45V168H46ZM52 167H53V165H52ZM64 167H65V166H64ZM66 167H67V166H66ZM66 167H65V169H66ZM90 167H91V164H90ZM124 167H125V166H124ZM163 167H164V166H163ZM177 167H178V166H177ZM204 167H205V166H204ZM208 167H209V166H208ZM238 167H239V165H238ZM261 167H262V166H261ZM261 167H260V168H261ZM14 168H15V167H14ZM48 168H49V167H48ZM73 168H74V166H73ZM87 168H89V166H88ZM91 168H93V167H91ZM116 168H117V167H116ZM143 168H144V166H143ZM143 168H142V169H143ZM151 168H152V167H151ZM201 168H202V167H201ZM201 168H200V170H201ZM226 168H225V169H226ZM234 168H235V167H234ZM257 168H258V167H257ZM257 168H256V170H257ZM21 169H22V168H21ZM24 169H25V168H24ZM24 169H23V170H24ZM32 169H33V167H32ZM36 169H37V168H36ZM49 169H50V168H49ZM58 169H60V168H58ZM58 169H57V167H56V170H58ZM62 169H63V168H62ZM75 169H76V168H75ZM89 169H90V168H89ZM105 169H107V168H105ZM109 169H111V168H109ZM109 169H108V170H109ZM119 169H120V168H119ZM123 169H124V168H123ZM140 169H141V168H140ZM144 169H145V168H144ZM155 169L157 170V168H155ZM164 169H166V168H164ZM176 169H177V168H176ZM192 169H193V168H192ZM218 169L221 170V168H218ZM218 169H217L216 171H218ZM222 169H223V168H222ZM225 169H224V170H225ZM227 169H228V168H227ZM240 169H241V168H240ZM246 169H247V167H246ZM252 169H253V168H252ZM3 170H5V169H3ZM12 170H14V169H12ZM23 170H22V171H23ZM30 170H31V168H30ZM30 170H29V171H30ZM43 170H44V169H43ZM63 170H64V169H63ZM69 170H70V167H69ZM103 170H104V169H103ZM113 170H114V168H113ZM160 170H161V167H160ZM197 170H198V169H197ZM202 170H203V169H202ZM202 170H201V171H202ZM208 170H209V169H208ZM210 170H211V169H210ZM32 171H35V170H32ZM41 171H42V170H41ZM66 171H67V170H66ZM71 171H72V170H71ZM82 171H83V170H82ZM109 171H110V170H109ZM109 171H108V172H109ZM136 171H137V170H135V172H136ZM147 171H148V169H147ZM154 171H155V170H153V175L155 174ZM181 171H182V169H181ZM181 171H180V172H181ZM195 171H196V170H195ZM201 171H200V172H201ZM216 171H215V172H216ZM227 171H229V170H227ZM257 171H258V170H257ZM6 172H7V170H6ZM14 172H15V171H14ZM24 172H25V171H24ZM27 172H28V169H27ZM37 172H38V171H37ZM39 172H40V171H39ZM44 172H45V175H46V171H43V173H44ZM47 172H48V171H47ZM50 172H52V171H50ZM54 172H55V171H54ZM54 172H53V173H54ZM56 172H57V171H56ZM56 172H55V173H56ZM74 172H76V171H74ZM87 172H88V171H87ZM100 172H101V171H100ZM117 172H118V171H117ZM142 172H146V171H141V173H142ZM149 172H150V171H149ZM160 172H161V171H160ZM166 172H167V170H166ZM183 172H184V171H183ZM183 172H182V173H183ZM207 172H208V171H207ZM219 172H220V171H219ZM224 172H226V171H224ZM233 172H234V171H233ZM233 172H232V173H233ZM236 172H238V170H237ZM0 173H1V172H0ZM3 173H5V172H3ZM3 173H2V176H0V177H4V176H3ZM69 173H70V172H68L67 174L69 175ZM76 173H77V172H76ZM83 173H84V172H83ZM92 173H93V172H91V174H92ZM104 173H105V172H103V173L101 172V174H104ZM151 173H152V172H151ZM157 173H158V172H157ZM163 173H164V172H163ZM173 173H174V172H173ZM178 173H179V171H178ZM204 173H205V172H204ZM212 173H214V172H212ZM220 173H221V172H220ZM242 173H244V172H241V174H242ZM25 174H26V173H25ZM47 174H48V173H47ZM49 174H50V173H49ZM64 174H65V173H64ZM70 174H72V173H70ZM79 174H80V173H79ZM85 174H86V172H85ZM89 174H90V173H88V175H89ZM94 174H95V173H94ZM94 174H92V175H94ZM99 174H100V173H99ZM105 174H106V173H105ZM161 174H162V173H161ZM171 174H172V173H171ZM176 174H177V173H176ZM200 174H201V173H200ZM200 174H199V175H200ZM214 174H215V173H214ZM247 174H248V173H247ZM249 174H250V173H249ZM253 174H254V171H253ZM263 174H264V173H263ZM21 175H22V174H21ZM42 175H43V174H42ZM77 175H78V174H77ZM83 175H84V174H83ZM113 175H114V174H113ZM122 175H123V174H122ZM129 175H130V174H129ZM142 175H143V174H142ZM144 175H145V174H144ZM157 175H159V174H157ZM162 175H163V174H162ZM215 175H216V174H215ZM217 175H218V174H217ZM219 175H220V174H219ZM222 175H223V173H222ZM229 175H230V174H229ZM235 175H236V174H235ZM243 175H246V174H243ZM251 175H252V173H251ZM260 175H262V174H260ZM260 175H259V176H260ZM5 176H7V175H5ZM12 176H13V175H12ZM47 176H50V175H47ZM63 176H64V175H63ZM74 176H75V175H74ZM79 176H81V174H80ZM89 176H90V175H89ZM132 176H133V174H132ZM151 176H152V175H151ZM194 176H196V175H194ZM231 176H232V174H231ZM238 176H240V175H238ZM10 177H11V176H10ZM20 177H21V176H20ZM33 177H34V176H32V178H33ZM44 177H45V176H44ZM65 177H66V175H65ZM71 177H73V176H71ZM77 177H78V176H77ZM84 177H85V176H84ZM94 177H95V176H94ZM94 177H93V178L91 177V180H92V181H93ZM111 177H112V176H111ZM153 177H154V176H153ZM157 177H158V176H157ZM168 177H169V176H168ZM175 177H176V176H175ZM187 177H188V176H187ZM217 177H219V176H217ZM226 177H227V173H226V176H225V177L223 176V178H226ZM228 177H229V176H228ZM236 177H237V176H235V179H236ZM244 177H245V176H244ZM257 177H258V175H257ZM260 177H261V176H260ZM13 178H14V177H13ZM22 178H23V177H22ZM32 178H31V176H30V179H32ZM34 178H35V177H34ZM49 178H50V177H49ZM49 178H48V179H49ZM54 178H55V177H54ZM57 178H58V177H57ZM60 178H61V177H60ZM69 178H70V177H69ZM81 178H82V177H81ZM81 178L79 177V178H76V179H80V180H81ZM86 178H87V177H86ZM95 178H97V177H95ZM103 178H104V177H103ZM113 178H114V176H113ZM117 178H118V177H117ZM124 178H125V177H124ZM126 178H127V176H126ZM132 178H133V177H132ZM144 178H146V177H144ZM149 178H150V177H149ZM158 178H159V177H158ZM160 178H162V177H160ZM199 178H200V177H199ZM239 178H240V177H239ZM247 178H248V177H247ZM251 178H252V177H251ZM262 178H263V177H262ZM25 179H27V178H25ZM36 179H37V178H36ZM48 179H45V180L48 181ZM50 179H51V178H50ZM58 179H59V178H58ZM71 179H72V178H71ZM87 179H88V178H87ZM100 179H101V178H100ZM146 179H147V178H146ZM153 179H154V182H155L156 179H155V178H153ZM170 179H171V178H170ZM175 179H176V178H175ZM183 179H184V178H183ZM192 179H193V178H192ZM192 179H191V180H192ZM230 179H231V178H230ZM237 179H238V178H237ZM237 179H236V180H237ZM244 179H246V178H244ZM244 179H241V180H244ZM254 179H255V178H254ZM254 179H253V180H254ZM263 179H264V178H263ZM0 180H1V178H0ZM15 180H16V179H15ZM23 180H24V179H23ZM43 180H44V178H43ZM51 180H52V179H51ZM61 180H62V179H61ZM73 180H74V179H73ZM83 180H84V179H83ZM85 180H86V179H85ZM95 180H96V179H95ZM157 180H158V179H157ZM163 180H164V179H163ZM188 180H189V179H188ZM227 180H228V179H227ZM236 180H234V181L237 182ZM238 180H239V179H238ZM247 180H248V179H247ZM249 180H251V179H249ZM249 180H248V181H249ZM257 180H259V179L257 178ZM257 180H256V181H257ZM1 181H2V180H1ZM53 181H54V179H53ZM62 181H63V180H62ZM64 181H65V179H64ZM67 181H69V180H67ZM97 181H98V180H97ZM99 181H100V180H99ZM118 181H119V180H118ZM136 181H137V180H136ZM138 181H139V180H138ZM185 181H186V179H185ZM223 181H225V180H223ZM228 181H230V180H228ZM231 181H232V179H231ZM231 181H230V183H231ZM2 182H3V181H2ZM31 182H33V181H31ZM37 182H38V181H37ZM69 182L71 183V181H69ZM69 182H68V183H69ZM74 182H75V180H74ZM94 182H95V181H94ZM94 182H93V183H94ZM103 182H104V180H103ZM139 182H141V181H139ZM160 182H161V181H160ZM162 182H163V181H162ZM172 182H173V181H172ZM193 182H194V181H193ZM196 182H197V181H196ZM204 182H205V181H204ZM225 182H226V181H225ZM235 182H234V183H235ZM253 182L255 183V181H253ZM13 183H14L13 185H15L16 182H13ZM53 183H54V182H53ZM55 183H56V182H55ZM66 183H67V182H66ZM75 183H77V182H75ZM121 183H122V182H121ZM123 183H124V182H123ZM134 183H135V182H134ZM148 183H149V182H148ZM148 183H147V184H148ZM164 183H165V181H164ZM167 183H168V181H167ZM201 183H203V182H201ZM221 183H222V181H221ZM226 183L228 184V182H226ZM248 183H249V182H248ZM259 183H260V182H259ZM259 183H258V184H259ZM0 184H1V183H0ZM3 184H6V183L3 182ZM17 184H18V183H17ZM19 184H20V183H19ZM19 184L16 185V186H19ZM38 184H39V182H38ZM38 184H37V185H38ZM49 184L52 185V183H49ZM49 184H48V185H49ZM59 184H61V182H59ZM63 184H64V182H62L61 185L63 186ZM86 184H87V183H86ZM119 184H120V183H119ZM128 184H129V183H128ZM151 184H152V183H151ZM156 184H158V183H156ZM162 184H163V183H162ZM175 184H176V183H175ZM189 184H190V183H189ZM209 184H210V181H209ZM218 184H219V183H218ZM232 184H233V183H231V185H232ZM260 184H262V183H260ZM7 185H8V184H7ZM13 185H11V186L13 187ZM33 185H34V184H33ZM35 185H36V184H35ZM40 185H41V184H40ZM53 185H55V187H56V184H53ZM53 185H52V187H54ZM64 185H65V184H64ZM66 185H67V184H66ZM73 185H74V183H73ZM81 185H82V184H80V186H81ZM93 185H94V184H93ZM99 185H100V182H99ZM130 185H131V184H130ZM134 185L137 187L136 184H134ZM141 185H143V184H141ZM145 185H146V184H145ZM179 185H180V184H179ZM224 185H225V184H224ZM245 185H246V184H245ZM254 185H255V184H254ZM256 185H257V183H256ZM11 186H10V187H11ZM23 186H24V185H23ZM69 186H71V184L68 185V187H69ZM89 186H90V185H89ZM139 186H140V185H139ZM161 186H162V185H161ZM185 186H186V185H185ZM187 186H188V185H187ZM192 186H193V185H191V187H192ZM211 186H212V185H211ZM218 186H221V185H218ZM218 186H217V187H218ZM225 186H226V185H225ZM4 187H5V185H4ZM4 187H3V188H4ZM32 187H33V186H32ZM38 187H39V185H38ZM38 187H37V188H38ZM40 187H41V186H40ZM50 187H51V186H50ZM57 187H58V185H57ZM59 187H60V186H59ZM59 187H58V189H59ZM66 187H67V186H66ZM72 187H73V186H72ZM91 187H92V186H91ZM93 187H94V186H93ZM120 187H122V184H121ZM131 187H133V186H131ZM167 187H169V186H167ZM203 187H204V186H203ZM226 187H228V186H226ZM255 187H257V186H254V188H255ZM6 188H7V187H6ZM34 188H35V187H34ZM44 188H45V187H44ZM76 188H77V187H76ZM84 188H86V187H84ZM84 188H83V189H84ZM122 188H123V187H122ZM138 188H139V187H138ZM162 188H163V187H162ZM169 188H171V187H169ZM177 188H178V187H177ZM188 188H189V187H188ZM196 188H197V187H196ZM204 188H205V187H204ZM218 188H219V187H218ZM220 188H221V187H220ZM234 188H235V187H234ZM234 188H233L232 190H234ZM250 188H251V187H250ZM41 189H42V188H41ZM61 189H62V188H61ZM86 189H87V188H86ZM95 189H96V188H95ZM111 189H112V188H111ZM115 189H118V188L116 187ZM130 189H131V188H130ZM133 189H134V188H133ZM164 189H165V187H164ZM175 189H176V188H175ZM191 189H192V188H191ZM194 189H195V188H194ZM199 189H200V188H199ZM9 190H10V189H9ZM24 190H25V189H24ZM24 190H23V191H24ZM27 190H28V189H27ZM34 190H35V189H34ZM38 190H39V189H38ZM44 190H47V189H44ZM80 190H81V189H80ZM106 190L109 191L110 189H106ZM124 190H126V189H124ZM137 190H138V189H137ZM139 190H140V189H139ZM141 190H142V189H141ZM148 190H150V189L148 188ZM151 190H152V189H151ZM169 190H170V189H169ZM184 190H185V189H184ZM187 190H188V189H187ZM211 190H212V189H211ZM232 190H231V191H232ZM15 191H17V190H15ZM21 191H22V190H21ZM21 191H20V193H21ZM29 191H30V190H29ZM41 191H42V190H41ZM71 191H72V190H71ZM113 191H114V190H113ZM113 191H112V192H113ZM142 191H143V190H142ZM166 191H167V190H166ZM229 191H230V190H229ZM253 191H255V189H254ZM0 192H2V191L0 190ZM3 192H4V191H3ZM13 192H14V189H13ZM37 192H38V191H37ZM43 192H44V191H43ZM43 192H42V194H43ZM46 192H47V191H46ZM84 192H85V191H84ZM104 192H105V191H104ZM144 192H145V191H144ZM160 192H161V190H160ZM171 192H172V191H171ZM181 192H182V191H181ZM207 192H209V191H207ZM211 192H213V191H211ZM226 192H228V191H226ZM251 192H252V191H251ZM7 193H8V192H7ZM11 193H12V192H11ZM18 193H19V192H18ZM22 193L24 194V192H22ZM27 193H28V191L26 192V194H27ZM31 193H32V192H31ZM31 193H30V195H32ZM48 193H49V192H48ZM71 193H72V192H71ZM74 193H75V192H74ZM91 193H92V192H91ZM94 193H95V191H94ZM94 193H93V194H94ZM116 193H117V192H116ZM149 193H150V192H149ZM167 193H168V192H167ZM174 193H175V192H174ZM176 193H177V192H176ZM190 193H191V192H190ZM194 193H196V192H194ZM205 193H206V192H205ZM252 193H253V192H252ZM26 194H25V195H26ZM37 194H38V193H37ZM40 194H41V193H40ZM42 194H41V195H42ZM51 194H52V193H51ZM51 194H50V195H51ZM57 194H58V193H57ZM81 194H82V193H81ZM109 194H110V192H109ZM187 194H188V193H187ZM210 194H211V193H210ZM219 194H220V193H219ZM227 194H228V193H227ZM1 195H2V194H1ZM25 195H24V196H25ZM38 195H39V194H38ZM43 195H44V194H43ZM50 195H49V196H50ZM73 195H74V194H73ZM73 195H72V196H73ZM87 195H88V194H87ZM120 195H121V194H120ZM154 195H155V194H154ZM176 195H177V194H176ZM194 195H195V194H194ZM208 195H209V194H208ZM17 196H18V195H17ZM24 196H23V197H24ZM27 196H28V194H27ZM27 196H26V197H27ZM46 196H47V195H46ZM70 196H71V195H70ZM82 196H84V195L82 194ZM90 196H91V195H90ZM161 196H163V195H161ZM192 196H193V195H192ZM200 196H201V195H200ZM200 196H199V198H200ZM205 196H206V195H205ZM253 196H254V194H253ZM26 197H24V198H26ZM52 197H53V196H52ZM58 197H60V196H58ZM95 197H96V196H95ZM148 197H149V196H148ZM156 197H157V196H156ZM165 197H166V196H164V198H165ZM170 197H171V196H170ZM201 197H202V196H201ZM221 197H222V196H221ZM255 197H256V196H255ZM261 197H262V196H261ZM7 198H10V197L7 196ZM13 198H14V197H13ZM19 198H20V197H19ZM19 198H18V199H19ZM34 198H37V197H34ZM53 198H55V197H53ZM53 198H52V199H53ZM61 198H62V197H61ZM81 198H82V197H81ZM90 198H91V197H90ZM194 198H195V197H194ZM194 198H193V199H194ZM196 198H197V197H196ZM229 198H230V197H229ZM234 198H235V197H234ZM258 198H260V197H258ZM11 199H12V197H11ZM84 199H85V198H84ZM155 199H156V198H155ZM166 199H167V198H166ZM217 199H218V198H217ZM231 199H232V198H231ZM235 199H236V198H235ZM246 199H247V198H246ZM261 199H262V198H261ZM7 200H9V199H7ZM20 200L22 201L23 198L20 199ZM20 200H19V202H20ZM55 200H56V199H55ZM61 200H62V199H61ZM71 200H73V199H71ZM74 200H75V199H74ZM76 200H78V199H76ZM85 200H86V199H85ZM90 200H91V199H90ZM93 200H94V199H93ZM148 200H149V199H148ZM160 200H161V199H160ZM191 200H192V199H191ZM255 200H257V199H255ZM4 201H6V200H4ZM9 201H10V200H9ZM14 201H15V199H14ZM23 201H24V200H23ZM29 201L31 202V200H29ZM46 201H47V200H46ZM52 201H53V200H52ZM154 201H155V200H154ZM180 201H181V200H180ZM184 201H185V200H184ZM196 201H198V200H196ZM200 201H201V199H200ZM204 201H205V200H204ZM232 201H233V200H232ZM262 201H263V200H262ZM25 202H26V201H25ZM43 202H45V201H43ZM56 202H57V201H56ZM62 202H63V201H62ZM73 202H75V201H73ZM85 202H86V201H85ZM87 202H89V200H87ZM156 202H157V201H156ZM161 202H162V201H161ZM172 202H173V201H172ZM185 202H186V201H185ZM189 202H190V201H189ZM208 202H209V201H208ZM220 202H221V201H220ZM234 202H236V201H234ZM249 202H250V201H249ZM1 203H2V202H1ZM5 203H6V202H5ZM5 203H4V206H5ZM17 203H18V202H15V204H13V205H14V206H17ZM22 203H23V202H22ZM22 203H21V204H22ZM41 203H42V202H39V204H41ZM50 203H51V202H50ZM65 203H66V202H65ZM67 203H68V202H67ZM79 203H80V202H79ZM81 203H82V202H81ZM83 203H84V200H83ZM177 203H178V202H177ZM192 203H193V202H192ZM199 203H200V202H199ZM210 203H211V201H210ZM227 203H228V202H227ZM238 203H239V202H238ZM254 203H255V202H254ZM256 203H257V201H256ZM263 203H264V202H262V205H263ZM25 204H26V203H25ZM27 204H28V203H27ZM27 204H26V205H27ZM43 204H46V202L43 203ZM43 204H42V205H43ZM73 204H74V203H73ZM86 204H87V203H86ZM89 204H90V203H89ZM159 204H160V203H159ZM163 204H164V203H163ZM229 204H230V203H229ZM234 204H237V203H234ZM240 204H241V203H240ZM243 204H245V203H243ZM0 205H1V204H0ZM18 205H19V204H18ZM23 205H24V204H23ZM26 205H25V206H26ZM28 205H29V204H28ZM33 205H34V204H33ZM36 205H37V204H36ZM42 205H41V206H42ZM91 205H92V204H90V206H91ZM150 205H151V204H150ZM172 205H173V204H172ZM187 205H188V204H187ZM187 205H186V206H187ZM196 205H197V204H196ZM205 205H206V204H205ZM217 205H218V204H217ZM219 205H220V204H219ZM246 205H247V204H246ZM248 205H250V204H248ZM248 205H247V206H248ZM253 205H255V204H253ZM20 206H21V205H20ZM38 206H39V205H38ZM44 206H45V205H44ZM47 206H48V204H47ZM49 206H51V204H50ZM49 206H48V207H49ZM52 206L54 207L55 205H52ZM56 206H57V205H56ZM153 206H154V205H153ZM186 206H185V207H186ZM215 206H216V205H215ZM221 206H222V205H221ZM223 206H224V205H223ZM223 206H222V207H223ZM233 206H234V205H233ZM17 207H18V206H17ZM22 207H23V206H22ZM48 207H47V208H48ZM64 207H65V206H64ZM194 207H195V206L193 205L192 208H194ZM200 207L202 208V206H200ZM210 207H211V206H210ZM226 207H227V206H226ZM228 207H229V206H228ZM244 207H245V205H244ZM255 207H257V205H256ZM1 208H2V207H1ZM3 208H6V207H3ZM11 208H12V206H11ZM14 208H15V207H14ZM19 208H20V207H19ZM28 208H29V207H28ZM35 208H36V207H34V209H35ZM38 208H39V207H38ZM38 208H37V209H38ZM54 208H55V207H54ZM67 208H68V207H67ZM79 208H80V207H79ZM84 208H85V207H84ZM87 208H88V207H87ZM91 208H92V207H90V209H91ZM149 208H150V206H149ZM206 208H207V207H206ZM240 208H241V207H240ZM253 208H254V207H253ZM16 209H17V208H16ZM39 209H41V208H39ZM39 209H38V210H39ZM57 209H58V208H57ZM57 209H56V210H57ZM69 209H70V208H69ZM77 209H78V208H77ZM85 209H86V208H85ZM154 209H155V208H154ZM169 209H170V207H169ZM202 209H203V208H202ZM208 209H209V208H208ZM213 209H215V208H213ZM223 209H225V208H223ZM229 209H230V208H229ZM231 209H232V207H231ZM242 209H243V207H242ZM256 209H257V208H256ZM0 210H2V209H0ZM7 210H9V209H8V206H7ZM13 210H14V209H13ZM23 210H24V207H23ZM23 210H22V211H23ZM26 210H29V209H26ZM30 210H31V209H30ZM42 210H43V209H42ZM53 210H54V209H53ZM61 210H62V209H61ZM65 210H68V209H65ZM70 210H71V209H70ZM156 210H157V209H156ZM159 210H160V209H159ZM211 210H212V209H211ZM236 210H237V209H236ZM245 210H246V209H245ZM245 210H244V211H245ZM3 211H4V210H3ZM22 211H20V212H22ZM32 211H33V210H32ZM68 211H69V210H68ZM76 211H77V210H76ZM88 211H89V210L87 209L86 215H87V213H89ZM91 211L93 212V210H91ZM150 211H152V210H150ZM196 211H197V210H195V212H196ZM199 211H200V210H199ZM202 211H203V210H202ZM218 211H219V210H218ZM223 211H224V210H223ZM239 211H240V210H239ZM250 211H251V210H250ZM252 211H254V210H252ZM252 211H251V212H252ZM6 212H7V211H6ZM11 212H12V211H11ZM11 212H9V213H11ZM26 212H27V211H26ZM26 212H25V213H26ZM44 212H46V211H44ZM47 212H48V211H47ZM59 212H60V210H59ZM84 212H85V211H84ZM170 212H171V211H170ZM225 212H226V211H225ZM232 212H233V211H232ZM1 213H2V212H1ZM7 213H8V212H7ZM7 213H6V214H7ZM25 213H24V214H25ZM32 213H33V212H32ZM64 213H65V212H64ZM75 213H76V212H75ZM79 213H80V212H79ZM79 213H78V214H79ZM93 213H94V212H93ZM155 213H156V212H155ZM182 213H183V212H182ZM197 213H198V212H197ZM200 213H201V212H200ZM203 213H204V212H203ZM214 213H216V212H214ZM235 213H236V212H235ZM262 213H263V212H262ZM2 214H5V213H2ZM14 214H15V212H14ZM17 214H18V212H17ZM28 214H29V213H28ZM42 214H43V213H42ZM45 214H46V213H45ZM48 214H49V213H48ZM52 214H53V213H52ZM60 214H61V212H60ZM62 214H63V213H62ZM66 214H67V213H66ZM72 214L74 215V213H72ZM157 214H158V213H157ZM166 214H167V213H166ZM179 214H180V213H179ZM205 214H206V213H205ZM222 214H223V213H222ZM227 214H228V213H227ZM227 214H226V215H227ZM230 214H231V213H230ZM238 214H239V213H238ZM242 214H244V213H242ZM8 215H9V214H8ZM8 215H7V216H8ZM12 215H13V214H11V216H12ZM29 215H30V214H29ZM29 215H28V216H29ZM64 215H65V214H64ZM93 215H94V214H93ZM194 215H195V213H194ZM216 215H217V213H216ZM235 215H236V214H235ZM245 215H246V214H245ZM0 216H1V215H0ZM5 216H6V215H5ZM18 216H19V215H18ZM22 216H23V215H22ZM22 216H21V217H22ZM25 216H27V215L25 214ZM31 216H32V215H31ZM38 216H39V215H38ZM42 216H44V215H42ZM49 216H50V215H49ZM61 216H62V215H61ZM70 216H71V215H70ZM87 216H88V215H87ZM162 216H163V215H162ZM168 216H169V215H168ZM175 216H176V215H175ZM181 216H182V215H181ZM188 216H189V215H188ZM221 216H222V215H221ZM231 216H232V215H231ZM253 216H254V215H253ZM262 216H263V215H262ZM13 217H15V216H13ZM16 217H17V216H16ZM79 217H80V216H79ZM83 217H84V216H83ZM85 217H86V216H85ZM90 217H91V216H90ZM152 217H153V215H152ZM164 217H165V216H164ZM166 217H167V216H166ZM213 217H214V216H213ZM216 217H218V216H216ZM223 217H224V216H223ZM226 217H227V216H226ZM233 217H234V214H233ZM240 217H242V216H240ZM2 218H3V217H2ZM6 218H7V217H6ZM8 218H9V217H8ZM23 218H25V217H23ZM26 218H27V217H26ZM40 218H41V217H40ZM54 218H55V217H54ZM93 218H94V217H93ZM155 218H156V217H155ZM191 218H192V217H191ZM208 218H209V217H208ZM210 218H211V217H210ZM218 218H219V217H218ZM224 218H225V217H224ZM255 218H257V217H255ZM263 218H264V217H263ZM4 219H5V218H4ZM32 219H33V218H32ZM43 219H44V218H43ZM64 219H65V218H64ZM150 219H151V218H150ZM173 219H175V217H174ZM199 219H200V218H199ZM215 219H216V218H215ZM225 219H226V218H225ZM234 219H235V218H234ZM258 219H259V218H258ZM261 219H262V217H261ZM2 220H3V219H2ZM2 220H1V221H2ZM9 220H10V219H9ZM13 220H15V219H14V218H13V219L11 218L10 222L13 221ZM22 220H23V219H21L20 221H22ZM29 220H30V219H29ZM77 220H78V219H77ZM85 220H86V219H85ZM89 220H90V219H89ZM168 220H170V219H168ZM177 220H178V218H177ZM181 220H182V219H181ZM195 220H196V219H195ZM210 220H211V219H210ZM235 220H236V219H235ZM238 220H240V219L238 218ZM243 220H244V219H243ZM259 220H260V219H259ZM1 221H0V222H1ZM24 221H25V220H24ZM26 221H27V220H26ZM46 221H47V220H46ZM52 221H53V219H52ZM62 221H64V220H62ZM72 221H73V220H72ZM150 221H151V220H149V222H150ZM163 221H164V220H163ZM192 221H193V220H192ZM199 221H200V220H199ZM215 221H217V220H215ZM223 221H224V220H223ZM226 221H227V220H226ZM14 222H16V221H14ZM40 222H42V221H40ZM58 222H59V221H58ZM70 222H71V221H70ZM73 222H74V221H73ZM85 222H86V221H85ZM161 222H162V221H161ZM189 222H190V221H189ZM189 222H188V223H189ZM194 222H195V221H194ZM202 222H203V220H202ZM229 222H230V221H229ZM255 222H256V221H255ZM261 222H262V221H261ZM3 223H4V221H3ZM19 223H20V222H19ZM23 223H24V222H23ZM23 223H22V224H23ZM28 223H29V222H28ZM28 223H27V224H28ZM30 223H31V220H30ZM37 223H38V222H37ZM37 223H36V224H37ZM55 223H57V222H55ZM90 223H91V222H90ZM169 223H170V222H169ZM221 223H223V222L221 221ZM221 223H219V224H221ZM245 223H246V222H245ZM251 223H252V222H251ZM257 223H258V222H257ZM10 224H11V223H10ZM13 224H14V223H13ZM17 224H18V223H17ZM17 224H16V225H17ZM36 224H35V222H34V225H36ZM63 224H64V223H63ZM151 224H152V223H151ZM190 224H191V223H190ZM193 224H194V223H193ZM195 224H196V223H195ZM197 224H198V223H197ZM205 224H206V223H205ZM231 224H234V223H231ZM238 224H239V222H238ZM241 224H242V223H241ZM258 224H259V223H258ZM5 225H6V224H5ZM16 225H15V226H16ZM20 225H21V224H20ZM23 225H24V224H23ZM28 225H29V224H28ZM30 225H31V224H30ZM51 225H52V224H51ZM70 225H71V224H70ZM86 225H87V224H86ZM91 225H92V224H90V226H91ZM146 225H147V224H146ZM146 225H145V226H146ZM174 225H175V224H174ZM209 225H210V224H209ZM243 225H244V224H243ZM246 225H247V224H246ZM38 226H40V225H38ZM57 226H58V225H57ZM60 226H61V225H60ZM88 226H89V225H88ZM147 226H148V225H147ZM150 226H151V225H150ZM177 226H178V225H177ZM181 226H182V225H181ZM193 226H194V225H193ZM197 226H198V225H197ZM197 226H196V227H197ZM250 226H251V224H250ZM8 227H9V224H8ZM10 227H12V226H10ZM19 227H20V226H19ZM21 227H22V226H21ZM72 227H73V226H71V228H72ZM80 227H81V225H80ZM155 227H156V226H155ZM158 227H159V226H158ZM160 227H161V226H160ZM173 227H174V226H173ZM233 227H235V225H234ZM233 227H232V228H233ZM244 227H245V226H244ZM247 227H249V226H247ZM247 227H246V228H247ZM261 227H262V226H261ZM16 228H17V227H16ZM16 228H15V229H16ZM37 228H39V227H37ZM51 228H52V227H51ZM60 228H61V227H60ZM63 228H65V227H63ZM67 228H68V227H67ZM78 228H79V226H78ZM78 228H77V229H78ZM150 228H151V227H150ZM167 228H168V227H167ZM202 228H203V227H202ZM202 228H201V229H202ZM214 228H216V227H214ZM238 228H239V227H238ZM11 229H12V228H11ZM20 229H23V228H20ZM20 229H19V230H20ZM26 229H27V228H26ZM53 229H54V228H53ZM79 229H80V228H79ZM87 229H88V228H87ZM145 229H146V228H145ZM161 229H162V228H161ZM218 229H219V227H218ZM234 229H235V228H234ZM234 229H233V230H234ZM243 229H244V228H243ZM252 229H253V228H252ZM2 230H3V229H2ZM4 230H5V229H4ZM13 230H14V229H13ZM17 230H18V229H17ZM41 230H42V229H41ZM73 230H76V229H73ZM150 230H151V229H150ZM156 230H157V229H156ZM156 230H154V231H156ZM173 230H174V229H173ZM191 230H194V229H191ZM206 230H207V229H206ZM222 230H223V228H222ZM225 230H226V229H225ZM228 230H229V229H228ZM20 231H21V230H20ZM25 231H26V230H25ZM25 231H24V232H25ZM52 231H53V230H52ZM60 231H61V230H60ZM68 231H70V230H68ZM143 231H144V230H143ZM146 231H147V230H146ZM148 231H149V229H148ZM152 231H153V230H152ZM183 231H184V230H183ZM214 231H215V230H214ZM231 231H232V230H231ZM243 231H244V230H243ZM246 231H247V230H246ZM5 232H6V231H4V233H5ZM10 232H11V230H10ZM12 232H13V231H12ZM14 232H16V231L14 230ZM18 232H19V231H18ZM28 232H29V231H28ZM31 232H32V231H31ZM37 232H39V231H37ZM48 232H49V231H48ZM56 232H57V231H56ZM131 232H132V233H131ZM131 232H130V233L133 234V231H131ZM139 232H140V231H139ZM141 232H142V231H141ZM156 232H157V231H156ZM162 232H163V231H162ZM170 232H171V231H170ZM173 232H174V231H173ZM178 232H179V231H178ZM204 232H205V231H204ZM229 232H230V231H229ZM232 232H233V231H232ZM232 232H231V233H232ZM249 232H250V231H249ZM249 232H248V233H249ZM255 232H256V231H255ZM4 233L2 232L1 234H4ZM8 233H9V232H8ZM49 233H50V232H49ZM57 233H58V232H57ZM59 233H60V232H59ZM84 233H85V231H84ZM84 233H83V234H84ZM92 233H93V232H91V234H92ZM130 233H129V236H130ZM134 233H135V232H134ZM253 233H254V232H253ZM5 234H6V233H5ZM11 234H13V233H11ZM16 234H19V233H16ZM20 234H21V233H20ZM20 234H19V236H20ZM37 234H38V233H37ZM44 234H45V232H44ZM50 234H51V233H50ZM86 234H87V233H86ZM155 234H156V233H155ZM160 234H161V233H160ZM183 234H184V233H183ZM227 234H228V232H227ZM263 234H264V233H263ZM13 235H15V234H13ZM13 235H12V237H13ZM26 235H27V234H26ZM64 235H65V233H64ZM69 235H70V234H69ZM135 235H136V234H135ZM139 235H141V234H139ZM153 235H154V233H153ZM218 235H219V234H218ZM222 235H223V234H222ZM250 235H251V234H250ZM16 236H17V235H16ZM30 236H31V235H30ZM39 236H40V234H39ZM73 236H74V235H73ZM79 236H80V235H79ZM83 236H84V235H83ZM88 236H89V235H88ZM88 236H87V237H88ZM92 236H95V235H92ZM127 236H128V235H127ZM127 236H126V237H127ZM137 236H138V235H137ZM137 236H136V237H137ZM143 236H146V234H145V235L143 234ZM157 236H158V234H157ZM182 236H183V235H182ZM201 236H202V235H201ZM206 236H207V235H206ZM230 236H232V235H230ZM261 236H262V233H261ZM0 237H1V236H0ZM49 237H50V236H49ZM52 237H54V236H52ZM67 237H68V236H67ZM71 237H72V236H71ZM132 237H135V236H132ZM146 237H149V236H146ZM155 237H156V235H155ZM179 237H180V236H179ZM218 237H219V236H218ZM220 237H221V236H220ZM232 237H233V236H232ZM248 237H249V235H248ZM257 237H258V236H257ZM15 238H16V237H15ZM23 238H24V237H23ZM37 238H38V237H37ZM130 238H131V236H130ZM130 238H129V239H130ZM138 238H139V237H138ZM144 238H145V237H144ZM168 238H169V237H168ZM207 238H208V237H207ZM227 238H229V236H227ZM233 238H234V237H233ZM238 238H239V237H238ZM242 238H243V237H242ZM1 239H3V238L1 237ZM6 239H7V237H6ZM31 239H32V238H31ZM68 239H69V237H68ZM88 239H89V237H88ZM97 239H98V238H97ZM127 239H128V238H127ZM136 239H137V238H136ZM160 239H161V238H160ZM213 239H214V238H213ZM240 239H241V238H240ZM240 239H239V242H240ZM250 239H251V238H250ZM262 239H263V238H262ZM3 240H4V239H3ZM14 240H15V239H14ZM26 240H27V239H26ZM29 240H30V239H29ZM32 240H33V239H32ZM34 240H35V238H34ZM34 240H33V241H34ZM43 240H44V239H43ZM79 240H80V239H79ZM81 240H82V239H81ZM83 240H84V238H83ZM90 240H91V239H90ZM94 240H95V239H94ZM162 240H163V239H162ZM180 240H181V239H180ZM205 240H206V239H205ZM231 240H232V239H231ZM259 240H260V238H259ZM0 241H1V240H0ZM10 241H11V240H10ZM18 241H19V239H18ZM22 241H23V240H22ZM33 241H32V242H33ZM51 241H52V240H51ZM95 241H96V240H95ZM140 241H142V240H139V242H140ZM152 241H153V240H152ZM155 241H156V240H155ZM195 241H196V240H195ZM222 241H223V240H222ZM243 241H244V239H243ZM262 241H263V240H262ZM36 242H38V241H36ZM39 242H40V241H39ZM54 242H55V241H53V243H54ZM64 242H65V240H64ZM72 242H73V241H72ZM118 242H119V241H118ZM120 242H121V241H120ZM124 242H127V241L125 240ZM131 242H132V241H131ZM135 242H136V241H135ZM186 242H187V241H186ZM199 242H200V241H199ZM207 242H208V241H207ZM209 242H210V241H209ZM5 243H6V242H5ZM27 243H28V242H27ZM92 243H93V242H92ZM133 243H134V242H133ZM136 243H137V242H136ZM149 243H150V242H149ZM151 243H152V242H151ZM153 243H155V242H153ZM157 243H159V242H157ZM168 243H169V242H168ZM171 243H173V242H171ZM183 243H184V241H183ZM220 243H221V242H220ZM222 243H223V242H222ZM237 243H238V242H237ZM16 244H17V243H16ZM35 244H36V243H35ZM43 244H44V243H43ZM48 244H49V243H48ZM54 244H55V243H54ZM58 244H59V243H58ZM72 244H73V243H72ZM80 244H81V243H80ZM122 244H123V243H122ZM178 244H179V242H178ZM202 244H203V242H202ZM225 244H226V243H225ZM233 244H234V243H233ZM233 244H232V245H233ZM235 244H236V243H235ZM2 245H3V244H2ZM5 245H6V244H5ZM8 245H9V243H8ZM11 245H13V244H11ZM18 245H19V244H18ZM30 245H31V244H30ZM77 245H79V244H77ZM90 245H91V243H90ZM118 245H119V244H118ZM120 245H121V244H120ZM120 245H119V246H120ZM139 245H140V244H139ZM139 245H138V247H139ZM141 245H142V244H141ZM159 245H160V243H159ZM165 245H166V244H165ZM172 245H173V244H172ZM188 245H189V244H188ZM203 245H204V244H203ZM222 245H223V244H222ZM228 245H229V244H228ZM240 245H242L241 242H240ZM259 245H260V244H259ZM0 246H1V245H0ZM38 246H39V245H38ZM66 246L68 247V245H66ZM95 246H96V245H95ZM126 246H127V244H126ZM130 246H131V245H130ZM133 246H134V245H133ZM156 246H158V245H156ZM156 246H155V247H156ZM162 246H163V245H162ZM190 246H191V245H190ZM195 246H196V245H195ZM262 246H264V245H262ZM27 247H28V246H27ZM29 247H30V246H29ZM39 247H40V246H39ZM46 247H48V246H46ZM50 247H51V246H50ZM70 247H71V246H70ZM83 247H85V246H83ZM91 247H92V246H91ZM91 247H90V248H91ZM98 247H99V246H98ZM128 247H129V246H128ZM141 247H142V246H141ZM147 247H149V246H147ZM191 247H192V246H191ZM202 247H203V246H202ZM206 247H207V246H206ZM206 247H204V248H206ZM218 247H219V246H218ZM222 247H223V246H222ZM234 247H237V246H234ZM242 247H243V246H242ZM242 247L240 248L241 250H242ZM255 247H256V246H255ZM255 247H254V248H255ZM258 247H259V246H258ZM260 247H261V246H260ZM2 248H3V247H2ZM2 248H1V249H2ZM4 248H5V247H4ZM4 248H3V249H4ZM7 248H8V246H7ZM55 248H57V247L55 246ZM114 248H115V247H114ZM117 248H118V246H117ZM126 248H127V247H126ZM133 248H134V247H133ZM150 248H151V247H150ZM159 248H161V247H159ZM159 248H158V249H159ZM168 248H171V247L169 246ZM176 248H177V247H176ZM232 248H233V246H232ZM263 248H264V247H263ZM263 248H262V250H263ZM3 249H2V250H3ZM10 249H11V248H10ZM13 249H15V248H13ZM30 249H31V248H30ZM41 249H43V247H42ZM52 249H53V247H52ZM52 249H51V250H52ZM94 249H95V247H94ZM102 249H104V248H102ZM138 249H139V248H138ZM147 249H148V248H147ZM184 249H185V248H184ZM220 249H222V248H220ZM220 249H219V250H220ZM247 249H248V247L246 248V250H247ZM2 250H1V253H2ZM18 250H19V249H18ZM38 250H39V249H38ZM80 250H81V249H80ZM82 250H83V248H82ZM86 250H89V251H90V249H86ZM86 250H85V251H86ZM118 250H119V249H118ZM136 250H137V249H136ZM152 250H153V249H152ZM201 250H202V249H201ZM201 250H198V251H201ZM215 250H216V249H215ZM241 250H240V251H241ZM244 250H245V248H244ZM3 251H4V250H3ZM5 251H6V250H5ZM7 251H8V250H7ZM13 251H14V250H13ZM46 251H47V250H46ZM53 251H54V250H53ZM55 251H56V250H55ZM59 251H60V249H59ZM73 251H74V250H73ZM89 251H88V252H89ZM95 251H96V249H95ZM103 251H104V250H103ZM139 251H140V249H139ZM161 251H162V250H161ZM198 251H197V252H198ZM252 251H253V250H252ZM252 251H251V252H252ZM258 251H259V250H258ZM258 251H257V253H258ZM23 252H24V251H23ZM29 252H30V251H29ZM82 252H83V251H82ZM163 252H164V251H163ZM167 252H169V251H167ZM172 252H173V251H172ZM193 252H194V249H193ZM217 252H218V249H217ZM219 252H220V251H219ZM227 252H228V250H227ZM237 252H238V251H237ZM255 252H256V251H255ZM36 253H37V251H36ZM45 253H46V252H45ZM54 253H56V252H54ZM58 253H59V252H58ZM64 253H65V252H64ZM64 253H63V254H64ZM86 253H87V252H86ZM91 253H92V252H91ZM94 253H95V252H94ZM100 253L102 254L103 252L100 251ZM148 253H149V252H148ZM153 253H154V252H153ZM178 253H180V252H178ZM204 253H205V252H204ZM260 253H261V252H260ZM262 253H263V252H262ZM24 254H25V252H24ZM27 254H28V253H27ZM30 254H31V253H30ZM41 254H42V253H41ZM43 254H44V251H43ZM88 254H89V253H88ZM123 254H124V253H123ZM127 254H128V252H127ZM137 254H138V253H137ZM160 254H161V253H160ZM172 254H173V253H172ZM176 254H177V253H176ZM195 254H196V253H195ZM213 254H214V253H213ZM215 254H216V253H215ZM221 254H222V253H221ZM234 254H236V253H234ZM240 254H241V253H240ZM242 254H243V253H242ZM247 254H248V253H247ZM263 254H264V253H263ZM1 255H2V254H1ZM21 255H22V254H21ZM21 255H20V256H21ZM33 255H35V254H33ZM72 255H73V254H72ZM92 255H93V254H92ZM97 255H99V254H96V256H97ZM117 255H118V254H117ZM129 255H130V254H129ZM149 255H150V254H149ZM168 255H169V254H168ZM173 255H174V254H173ZM223 255H224V254H223ZM229 255H230V254H229ZM251 255H253V254H251ZM256 255H257V254H256ZM3 256H4V255H3ZM41 256H42V255H41ZM49 256H51V255H48L47 257H49ZM52 256H53V254H52ZM52 256H51V257H52ZM65 256H66V255H65ZM69 256H70V254H69ZM76 256H77V255H76ZM115 256H116V255H115ZM132 256H133V255H132ZM139 256H141V255H139ZM142 256H143V255H142ZM146 256H147V255H146ZM220 256H221V255H220ZM225 256H226V255H225ZM246 256H247V255H246ZM254 256H255V255H254ZM258 256H259V255H258ZM0 257H1V256H0ZM13 257H14V256H13ZM15 257H16V256H15ZM17 257H18V256H17ZM17 257H16V258H17ZM22 257H23V256H22ZM62 257H63V256H62ZM62 257H61V258H62ZM73 257H74V256H73ZM82 257H83V256H82ZM90 257H93V256H90ZM105 257H106V256H105ZM133 257H134V256H133ZM155 257H156V256H155ZM159 257H160V256H159ZM163 257H164V256H163ZM189 257H190V255H189ZM200 257H201V256H200ZM229 257H230V256H229ZM229 257H228V258H229ZM240 257H241V255H240ZM255 257H256V256H255ZM2 258H3V257H2ZM16 258H15V260H17ZM31 258H32V257H31ZM58 258H59V257H58ZM65 258H66V257H65ZM100 258H101V257H100ZM113 258H114V256H113ZM139 258H140V257H139ZM164 258H165V257H164ZM212 258H213V257H212ZM238 258H239V257H238ZM241 258H243V257H241ZM249 258H250V256H249ZM253 258H254V257H253ZM261 258H262V256H261ZM52 259H53V257H52ZM52 259H51V261H52ZM62 259H63V258H62ZM68 259H71V258H68ZM75 259H76V258H75ZM80 259H82V258H80ZM86 259H87V258H86ZM125 259H126V258H125ZM127 259H128V258H127ZM155 259H156V258H155ZM175 259H176V258H175ZM177 259H178V258H177ZM183 259H185V258H183ZM192 259H193V258H192ZM214 259H215V257H214ZM222 259H223V258H222ZM224 259H225V258H224ZM259 259H260V257H259ZM10 260H11V259H10ZM47 260H48V259H47ZM49 260H50V258H49ZM54 260H55V259H54ZM57 260H58V259H57ZM71 260H72V259H71ZM82 260H83V259H82ZM82 260H81V261H82ZM106 260H107V259H106ZM128 260H129V259H128ZM149 260H150V259L148 258V261H149ZM151 260H152V259H151ZM190 260H191V259H190ZM193 260H195V259H193ZM216 260H217V259H216ZM230 260H231V259H230ZM230 260H229V261H230ZM235 260H237V258H236ZM239 260H240V259H239ZM241 260H244V258L241 259ZM247 260H248V259H247ZM262 260H264V258H262L261 261H262ZM6 261H7V260H6ZM73 261H75V260H73ZM76 261H77V260H76ZM83 261H84V260H83ZM133 261H134V260H133ZM156 261H157V260H156ZM162 261H163V260H162ZM170 261H171V260H170ZM180 261H182V259H181ZM180 261H179V262H180ZM185 261H187V259H186ZM203 261H204V259H203ZM208 261H209V260H208ZM254 261H255V260H254ZM256 261H257V260H256ZM47 262H48V261H47ZM54 262H55V261H54ZM60 262H61V261H60ZM78 262H80V261H78ZM84 262H85V261H84ZM84 262H83V263H84ZM91 262H92V261H91ZM93 262L95 263L96 261H93ZM97 262H98V261H97ZM128 262H129V261H128ZM135 262H136V261H135ZM143 262H144V261H143ZM143 262H142V263H143ZM146 262H147V260H146ZM150 262H151V261H150ZM167 262H168V261H167ZM172 262H173V261H172ZM177 262H178V260H177ZM183 262H184V261H183ZM249 262H250V261H249ZM1 263H2V262H1ZM19 263H20V262H19ZM24 263H25V262H24ZM24 263H23V264H24ZM30 263H32V261H31ZM40 263H41V262H40ZM42 263H43V262H42ZM83 263H82V264H83ZM109 263H110V262H109ZM133 263H134V262H133ZM156 263H157V262H155L154 264H156ZM159 263H160V262H159ZM203 263H205V262H203ZM227 263H228V262H227ZM230 263H231V261H230ZM233 263H234V262H233ZM236 263H237V262H236ZM246 263H247V262H246ZM251 263H253V262H251ZM257 263H259V262H257ZM260 263H261V262H260ZM33 264H34V263H33ZM44 264H45V263H44ZM46 264H48V263H46ZM55 264H56V263H55ZM57 264H58V263H57ZM92 264H93V263H92ZM102 264H103V263H102ZM139 264H140V263H139ZM166 264H167V263H166ZM177 264H178V263H177ZM179 264H180V263H179ZM196 264H197V263H196ZM201 264H202V263H201ZM228 264H229V263H228ZM238 264H239V263H238ZM242 264H244V263L242 262ZM262 264H263V263H262Z\"/></svg>",
	"mask_w": 264,
	"mask_h": 264
}]
</instances>
